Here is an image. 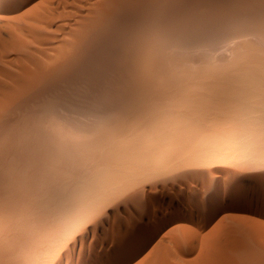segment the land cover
<instances>
[{
    "label": "rangeland",
    "instance_id": "rangeland-1",
    "mask_svg": "<svg viewBox=\"0 0 264 264\" xmlns=\"http://www.w3.org/2000/svg\"><path fill=\"white\" fill-rule=\"evenodd\" d=\"M38 0H4V1H2L1 2V0H0V29L2 30H0V32L2 33H0V35L2 36H0V42L2 43V44H0V48L2 49L3 47L2 46H7V49H6V47H4V49H3V51L5 50V53L0 49V56H2L1 55V53L3 54V56H2V58L0 57V79L1 80H5V81H1L0 80V85L1 86H5V85H12V83L15 81V79L14 78H16V75H17V78H18V75H22V73H23V69H21L22 67H23V65H24V71H25V69L27 70V69H30L31 68V65H32V67L34 66V64L35 63H33L32 64V61L33 60H31V59H34V57H35V59H34V61L35 60H38V62L41 60H45L46 58L47 59H49V58H51V56H54L55 55V51H56V53H57V51L58 50H60L61 49V47L63 48L64 46H66L67 45V43H68V40H67V38L68 39H70L69 37H71L72 36V33H73V35L75 34V33H77L78 32V29L79 28H81L82 26H84V27H86V24L88 23V20H86V19H89V22H90V19H92V17L93 18H95L93 15H94V13L96 14L97 12H95V8H99V5H102V3H104L105 2V0H103V1H101V0H99V4H98V0H39L38 1V5L41 3V6H40V9H39V7L37 6V8H33L32 6H34L35 4H36V2H37ZM94 1V2H93ZM147 1L149 2V3H151V4H147ZM151 1V2H150ZM162 2H164L165 3V0H161ZM173 0H166V5H163L162 4V2H160V0H144V2H141V3H143V4H141V3H139L140 5H137L136 6V8H135V12H134V10L132 11V14H131V12L130 13H125L126 15L127 14H130V15H127V16H120L119 17V19H120V21L121 20H123V19H131V21L132 22H128V23H126L125 22V20L123 21V22H125L126 24H130V25H134V27H135V25H136V27H135V29H137V28H139L140 29V32L141 31H143L144 30V28H145V30H150V29H156V28H158V27H160V25L164 22V23H166L167 22V19H168V17H170L171 15H170V13L172 14L173 12L175 13V12H177L178 11V9H179V13H181V14H183V12H184V14H187V16L185 17H183V15H181L180 14V16H179V19L181 20V22L179 23L180 25H184V23L185 22H187L188 24L186 25V23H185V25L187 26V28H185L186 26L184 25V29L182 30V28H183V25L182 26H180V25H178V29H179V31L178 30H176V32L177 33H179V32H182V33H184L186 36H188V35H194V34H196L197 32H199L200 30H203V29H207L209 26H200V24H198L199 22H197L196 20H192V19H197V17H198V19H199V17L201 16V14L203 15L202 17H206L205 16V12H207V11H204V10H206V9H210L208 12H209V14H207L208 16H212V15H210V13H211V9L212 8H214V5L213 6H211V3L212 2H210V0H207L206 2V4H208V2H209V4L210 5H205V4H203V8L201 7V5H202V3H204V2H200V3H195V2H197V1H203V0H192L191 1V4L190 3H186L187 1H185L184 0V3H183V1H180L179 3L177 2V3H174V5L172 4H170L171 2H172ZM195 1V2H194ZM212 1V0H211ZM6 2V3H5ZM74 2V3H73ZM79 2V3H78ZM95 2H97V3H95ZM101 2V3H100ZM153 2H154V4H153ZM170 2V3H169ZM182 2V3H181ZM188 2H190V0L188 1ZM192 2H193V5H195L196 7L197 6H199L198 7V9L196 10L195 8H191L192 7ZM224 2V1H223ZM33 3V4H32ZM35 3V4H34ZM77 3V4H76ZM83 3V4H82ZM89 3V4H88ZM92 3H94V4H96V5H94V4H92ZM157 3H159V4H157ZM167 3H169V4H167ZM195 3V4H194ZM229 2L228 1H225V4L224 5H226L227 6V4H228ZM2 4V5H1ZM74 4V5H73ZM82 4V5H81ZM176 4V5H175ZM178 4V5H177ZM189 4V5H188ZM233 4V3H232ZM15 5V6H14ZM30 5H31V7H30ZM91 5H93V6H95V8L93 7V6H91L92 7V9H89V11L88 12H90V14L88 13L87 14V10H88V8H91L90 6ZM158 5H160V7H158ZM179 5L182 7H180L179 8ZM188 5V6H187ZM222 6L221 4H218V6ZM229 5H231V3H229L228 4V6ZM83 7V9L84 10H82V7ZM144 6V7H143ZM167 6V7H166ZM172 6V7H171ZM174 6V7H173ZM176 6H178V7H176ZM184 6V7H183ZM205 6H207L208 8H206ZM209 6H211V8H209ZM232 6H234V5H232ZM231 6V7H232ZM255 6H257V5H255ZM255 6H253L254 7V9H255ZM29 9H31V10H28V8ZM76 7V8H75ZM138 7V8H137ZM149 9H148V8ZM156 7V8H155ZM162 7V8H161ZM189 7H190V9L192 10H190L189 9ZM230 6H229V8L227 7V9H226V7H225V9L226 10H229L230 8H231ZM8 8V9H7ZM15 8V9H14ZM80 8V10L78 11V9ZM87 8V9H86ZM94 8V9H93ZM153 8L155 9L154 11H152L153 10ZM186 8V9H185ZM215 8L217 9L218 7H216L215 6ZM212 9V14H215L216 13V15H217V17L218 18H220L222 15L221 14H223V9H222V12L221 13H217L218 12V10L216 11V9ZM222 8H224V7H222ZM11 9V10H10ZM23 9V10H22ZM34 9H39V10H37V11H39V12H36V10L34 11ZM97 9H96V11H97ZM139 9H140V12H138L139 11ZM146 9V11H144ZM151 9V10H150ZM174 9V10H173ZM200 9H203V11H204V14L202 13L203 11L202 10H200ZM251 9H253V8H251ZM253 9V10H254ZM10 10V11H9ZM22 10V11H21ZM27 10V12L29 11V16H25V14L27 15V13L25 12ZM43 10V11H42ZM76 11V13L74 12V11ZM86 10V11H85ZM92 10H94V12L92 11ZM143 10V11H142ZM147 10H149V11H147ZM156 10H158V11H156ZM162 10V11H161ZM176 10V11H175ZM183 10V11H182ZM185 10V11H184ZM190 10V11H189ZM195 10H196V12H195ZM201 12H200V11ZM213 10H215V11H213ZM231 10V9H230ZM30 11H31V14H30ZM73 11V12H72ZM160 11V12H159ZM167 11V12H166ZM182 11V12H181ZM187 11V13H185ZM189 11V12H188ZM19 12H21L20 14H21V16H23L24 17V21L22 20V18L23 17H21V16H19L20 14H19ZM22 12L24 13V14H22ZM32 12H35V13H32ZM41 12H43L42 13V16H41ZM86 12V14H84ZM92 12H93V14H92ZM149 13L150 15H151V18L149 17L150 15L149 14H147V13ZM153 12V13H152ZM159 14H158V13ZM191 12H195L194 14L193 13H191ZM200 12V13H199ZM214 12V13H213ZM73 13V14H72ZM136 13V15H134ZM144 13V14H143ZM155 13V15H153ZM165 15V16H163V17H161L162 15ZM164 13V14H163ZM190 13H191V15H193V16H191L190 15ZM35 14V15H34ZM40 14V15H39ZM147 14V15H146ZM198 14H200L199 16H196V15ZM10 15V16H9ZM30 15L32 16V17H30ZM47 15L48 16H50L48 19L46 18L47 17ZM73 15H76V16H73ZM86 15V16H85ZM88 15H90L91 16V18H90V16H88ZM138 15V16H137ZM142 15V16H141ZM190 15V16H189ZM216 15L214 16V17H216ZM225 14H223V17L222 18H224L225 16H224ZM15 16V17H14ZM21 17V18H19V17ZM38 17L39 19L40 18H44L41 22H40V20H38V18H36V17ZM41 16V17H40ZM85 16V17H84ZM96 16H97V14H96ZM157 16H159V17H157ZM191 17V18H189V17ZM5 17H7V18H5ZM10 17H11V19H10ZM12 17H14V18H18L19 20H21V21H19L18 19H14V18H12ZM26 17V18H25ZM29 17V18H28ZM35 17V18H34ZM78 17H80V18H78L79 19V21H78V19L77 18ZM124 17V18H123ZM130 17V18H129ZM138 17V18H137ZM139 17H140V19H139ZM142 17V18H141ZM144 17H145V19H144ZM149 17V18H148ZM216 17V18H217ZM227 17V16H226ZM263 17V18H262ZM261 17V19H262V21H264V15ZM9 18V19H8ZM28 18V19H27ZM51 18V19H50ZM72 18V19H71ZM81 18H83V19H81ZM123 18V19H122ZM164 18V19H163ZM216 18H215V21H217L216 20ZM222 18H221V20H222ZM228 18V19H227ZM226 18V20H228V21H226L225 20V18L223 19V20H225V21H221L220 20V24H216V23H218V21L217 22H215V25L216 26H218V28L219 29H221L222 30V27L224 28L225 26H227V28H225V30H222V31H220L217 27H215V25L213 24V23H211V24H208V25H211L214 29L213 30H215V28L216 29H218V36H216V38L215 39H219V38H222V40L221 39H219L220 41H222V42H224V35H222V34H225V36H228V40H230V48L229 47H227L228 45H229V43H225V45L223 44V46L222 45H220V44H215V43H217V42H219V40H217V42H216V40H214V38H212V40H211V42H213L214 41V45L212 44V43H210V40L208 41L211 45H213V46H211V47H213L212 48V50H211V53H212V51L214 52V53H212V54H210V56H208L209 54L208 53H210L209 52V45L208 46H204V45H207L208 43H204V45L202 46V45H199L198 47L197 46H195V47H197V50H193V52H195V53H197L198 54V56L200 57V56H202V57H204V56H206L207 57V59L208 60H210V61H207L206 59H204L203 60V58H201L202 60H203V62L201 63V60H200V58L198 59V58H195V57H197V55H195L194 53L193 54H191L192 53V51H190L189 49L190 48H192V46L191 47H187V48H189L188 50L189 51H187V48H185L186 50H185V52L187 53H189V54H191V56H192V58H193V56H194V58H195V60L196 59H198V61L196 60V63L197 64H194V62L193 61H189V62H187V63H192L193 65H196L197 67L199 66V64H198V62H199V60H200V67H205V66H211L210 64L212 63V64H216V65H219V64H223L222 66L223 67H226V66H228V67H231V69H233V67H235V66H237L236 68L238 69L239 67L238 66H241V65H244L245 63L244 62H246V60L248 59V62H247V65H250L251 63V61L255 58H253L252 56V58L251 57H248L249 55H251V50H253L254 51V49L255 50H259V49H261V47H262V45H264V42H263V40H261V39H259L258 38V35H260V33H262L261 31H264L263 29H264V26H263V28L261 27V26H259V24H264V22H262V21H260L261 19H259V22H262V23H255L254 24V27H255V25L257 26H259V28L260 29H258L257 27H255L256 29H254V27H253V29H252V27H250V29H252L251 31H250V29L248 28L249 26H248V24L247 25H244L245 24V22H242L241 23V21H243V19L241 18V20L240 21H238V19H236V21L237 22H235V20H231L230 19V17H227ZM12 19H14L13 20V23L12 22H9V21H12ZM37 19V20H36ZM50 19V20H49ZM69 19V20H68ZM71 19V20H70ZM77 21H76V20ZM138 19V20H137ZM148 19V20H147ZM197 19V20H198ZM48 20V21H47ZM82 20H84V22L82 21ZM136 20V21H135ZM140 20H142V21H140ZM151 20V21H150ZM245 20V19H244ZM15 21H17L16 23H15ZM28 21H32L33 23H36V24H32L31 22V24L29 25V24H27L28 23ZM47 21V22H46ZM51 22V24H50V22ZM85 21H87V23H85ZM119 21V20H118ZM116 22L118 25H119V27H117V26H115V27H117V29H119L120 28V25L122 24V21L121 22ZM137 21H138V23H137ZM147 21V23L149 22V23H152V24H149L148 23V25H147V23H145ZM153 21V22H152ZM163 21V22H162ZM179 21V20H178ZM184 21V22H183ZM189 21V22H188ZM191 21V22H190ZM196 21V22H195ZM18 22H21L20 24H18ZM82 22V23H81ZM223 22H225V24H223ZM232 23V22H235L236 24L235 25H233L234 23H232V24H230V23ZM238 22H240V23H238ZM10 23V24H9ZM13 25H12V24ZM44 23H46V24H44ZM67 23V24H66ZM81 23V25H79ZM115 23V25H117ZM120 23V24H119ZM125 23H123V25H121V28L124 26V24ZM135 23V24H134ZM140 23H141V25H140ZM144 23V24H143ZM156 23V24H155ZM189 23H191V24H189ZM203 23V22H202ZM238 23V24H237ZM247 23V22H246ZM40 25L41 26V28H40V26H38V25ZM78 24V25H77ZM194 24H196V25H194ZM207 23L205 22L204 23V25H206ZM229 24L230 25H232V26H230L229 27ZM248 26V27H245L244 28V26ZM17 25V26H16ZM19 25V26H18ZM35 27H34V26ZM37 25V26H36ZM47 25V26H46ZM75 25V26H74ZM198 25H199V27H198ZM201 25H203V24H201ZM222 25V26H221ZM224 25V26H223ZM239 25H240V27H239ZM9 26L11 27V28H9ZM111 26H114V24L113 25H111ZM209 27V31H213L212 30V27ZM236 26V27H235ZM16 27H18V28H16ZM45 28L44 30H43V28ZM68 27V28H67ZM103 27V26H102ZM102 27H101V29H102ZM106 27H107V25H106ZM115 27H113V28H115ZM180 27H181V30H180ZM203 27V28H202ZM237 27H238V29H237ZM243 28V29H240V30H242V32H244V33H242L241 31V33H240V35L241 36H239V33L238 34H233V35H230V33L233 31V32H235L234 30H239V28ZM3 28V29H2ZM7 28H8V30H7ZM16 28V29H15ZM20 28V29H19ZM73 28H74V30H73ZM78 28V29H77ZM150 28V29H149ZM188 28H189V32L187 31L188 30ZM194 30H193V29ZM233 28V29H232ZM246 28H248L247 30H249V31H247L246 30ZM10 29V30H9ZM17 29H19V31L17 30ZM64 29V30H63ZM81 29H84L83 27L81 28ZM80 29V30H81ZM105 29V28H104ZM139 29L138 30H136L137 32L136 33H138V35H140V32H139ZM228 29V30H227ZM229 29H231V32H228L229 31ZM258 29V30H257ZM79 30V31H80ZM99 30V31H98ZM125 29H123L122 31H124ZM191 30H193V31H191ZM244 30V31H243ZM15 31V32H14ZM17 31V32H16ZM66 31V32H65ZM73 31V32H72ZM102 31V30H101ZM100 31V28H96V31H92L91 33L93 34V36H94V34H100V36L98 37V35L97 36H94L95 37V39H94V37L92 36L90 39H91V41L94 39V40H97V41H99V42H95L94 40H93V43L95 42V44H94V46H89V47H91V48H88L87 47V45H84V46H86L87 47V49L86 48H82V50L80 51L81 53H84V49L86 50L85 51V54H87V56L88 55H91L92 54V57H87L86 58V55H85V57H84V55L81 57L82 59H80V58H77V57H74L73 59H72V63L73 62H76V63H71V67L72 66H74V67H72V69H71V71H73V72H71V71H68V67L70 66V63L68 64L69 66H66V67H64L63 69L62 68H58V70L57 69H55V70H53L54 71V73H53V71H52V69H51V73L53 74H51V76H53V77H49V78H52L53 80H51V79H49V80H44L45 82H43L44 84L42 85V82H41V84L40 83H38L39 84V86L41 87H37L38 86V84L36 85V87H35V89H39L38 91H35V92H37V94H39L38 95V97L37 96H35V98L37 97V98H39L38 100H39V102H38V100H37V98L35 99V102L33 101V104H30L32 107H33V109H36V111L35 110H33V109H30L31 108V106L29 105H26V107L25 106H21L20 107V105H21V103H19L20 102V100H18L17 98H19V99H21V101L24 103V105L25 104H28V102L30 101V99L32 100V98L33 97H31V96H34V95H31L33 92H31L30 93V90L29 91H25V93H22V95H21V97H20V94H18L19 95V97L18 96H16V98H14L15 100H14V103H16V105H14L15 107L16 106H18V107H20V108H18V109H21L22 110V108H23V110H22V112L24 111L25 113H26V115H23L24 113H22L20 110V113H21V115H20V113H19V111H18V109L16 110L18 113H16V111H13V110H15V107L13 106V104L14 103H12L11 105V108L12 107H14V109L13 110H11V111H13V113H14V115L17 117V118H14L15 120L16 119H20L21 117V120H16V122H14V121H12L11 123H9L7 126H6V128H5V130H7L6 132L5 131H3V129L1 130L2 132H1V134H0V140L2 139V141H0V161H2L0 164V168L2 167V170L0 169V193H2V194H0L1 196H0V198H2V201H1V199H0V202L2 203H0V206H2V207H0V210H4V211H6V209L9 207L8 206V204H10L11 205V207H10V209L12 210V215H14V216H11V218H10V220H9V225L10 226H12L11 228H10V226H9V231H12V233H14V231L16 230V236H15V238L14 239H16V237L18 236V244H17V246H15V247H17V249L16 248H14V253H15V255H17L16 257H15V259H16V264H55V262H56V264L58 263V262H64V260L66 261L67 259H75V257H76V255L80 252V247L82 248V250H84V249H86V247L88 246V247H91V249L93 248V260L95 261L94 263L95 264H244V263H242L241 261H239L237 258H236V256H237V254L238 255H240L239 254V252H238V249H239V247H240V252H241V249L243 250H246L247 248H244L243 247V244H244V241L246 242V244L248 243V249L249 250H252L251 249V246L253 247V251L255 250H260V249H262L261 251H264L263 249H264V244H262V243H264V163H262V161L264 160H262V161H259V160H261L262 158H263V156H264V149H263V146H264V129H262V128H264L263 127V125H264V118H262L261 116H260V119L259 120H256V119H253V120H251V118L249 119V116L248 117H245L246 119V122L248 123V125L249 124H253V125H249V126H246L245 128H249L248 130L247 129H244V130H247L248 131V133H247V135H246V132L247 131H242V132H244V133H240V132H238L239 130H238V128L236 127V126H234V124L233 125H231L232 123H229V121H228V123L225 125V127L227 126V125H230V126H228V127H224L223 128V124H221L222 122H221V120H218V122H220L218 125L216 124V125H214V123H205L204 124V120H203V118L201 119V121H203V124H202V122L199 120L198 121V123L199 122H201V123H199L198 125H201L199 128H197V125L196 126H194V124H193V126L192 127H196L194 130H190V131H193L194 133L196 132V134L198 133V134H200V136L202 135L203 136V132H206L205 131V129H206V127H207V125H208V127H207V131H209V130H225L226 132L228 131V129H229V131H230V129H231V131H230V133L229 132H227V133H229L228 135L227 134H223V135H219V133L218 132H215V133H213V136H214V134H216L215 135V137L218 139V142L220 141V143L219 144H210V146H209V149L208 150H206V151H203V150H201L202 149V147H199V145L197 144L196 145V143H198L199 142V140L197 139L199 136H198V134H197V138L195 137V139L193 138L194 137V134H193V137H192V135H190L191 137H192V139L190 138V140H189V138H187L189 135H187L186 136V139H185V135L184 134H186L185 133V131H186V129L185 130H183L184 131V134L182 133V135L180 134L181 132H182V130H180L181 132H179V130H175L174 131V129H172L171 127L170 128H168V129H172V131L171 130H169V132L171 133V134H173V133H175L176 135H177V137H179V136H181V138L183 137V140L179 137L178 139L180 140H182V141H179L178 139H176V140H178V141H175L176 143L175 144H177V145H179L181 142H183V143H181L182 144V147L181 146H177L178 147V149L174 152V154L175 155H170L169 156V154H170V151H167V152H169V154L168 153H166V152H164L163 150H164V147H166L165 148V151H166V149H167V147H169L170 146V144L172 143L170 140H172L173 138H176V137H173V136H169V134L167 135L166 133V135L167 136H165L164 138L166 139V138H169V141H167V143L168 142H171V143H169V144H165V143H163V147H162V149H161V151H159V152H161V154H162V152H163V154H164V157H163V159H161L162 161H164V162H162V161H159V163H155L156 165H158V171H157V168L155 167L156 165L154 164L153 165V161L151 160L152 158L151 157H149L147 154L145 155L144 154V156H146V157H141L142 159V163H144V164H141V166H139L138 168V170H141V172H140V175H138L137 173H134V172H136L134 169H131L130 170V172H131V174H137V176L138 177H136L135 178V176L132 178V176H131V174L129 173V168H128V170H127V168L125 169V170H127V172L129 173L128 175H130V176H128V178H126V180H127V182H124L123 183V179H121L122 181L120 182V179L118 180V179H116L115 181L113 180V178L110 176L109 178H111V179H109L108 178V180H109V182H111V186L107 189H104V190H100V186L98 185V184H100V183H103V182H101L102 180H105V182H107L106 180V178H104L103 179V177L105 176V175H102V173L100 172L101 171V168L104 166V163H105V165L106 166H109L108 164H110V166L111 165H118V162L119 161H117L116 160V155L118 156V154H116V152L118 151V149H117V147L116 146H118V145H114V147H116V148H114V149H116V151L113 149V142H111V141H113L114 139H115V144H118V141H117V139L118 138H116V137H118L117 136V133L119 134V132L117 131V130H122V128L124 129V131L127 129V130H130L129 129V127H130V125H131V127L132 126H134L133 124H135V122H136V124H135V126H137V125H139V124H141V121H142V119L144 120L145 119V121L147 120V118H148V121H146V123L148 122V123H152V121H153V123H152V125L154 124H157L158 125V123L160 122L157 118H154V119H156L155 120V123H154V119L152 118V115H150L149 113H150V110H149V108H150V106H152L153 107V105H149L148 103L149 102H151V103H153V104H157L158 102H157V100L159 101L160 100V97H162V98H164V96L166 95V94H168V92L167 91H169L170 89L171 90H173L174 89V87H176V83H173V85L171 86L172 88H170L169 87V85H168V87L170 88H168V90H167V84H162L161 86H159V87H157L159 90H162V91H159L158 89H154V90H156V91H151L152 93V96L151 97H147L146 96V94L147 95H149L150 93H149V91H147V90H150V89H152V87H146V88H144V86H142V88L144 89H142V88H140L141 86L140 85H144L145 83H140V81H137V80H140V78H138V77H140L141 75H139L140 73H141V71L143 70V69H146V66H147V64H148V67H152V65L153 66H155L154 64H159L160 62H163V60H165V59H167L168 57H166V55H164L163 57L161 56V58L159 57H157V55L156 54H153L152 52H151V54H150V52L148 53V51L147 52H145L144 54L145 55H140L141 53L140 52H138V53H136L135 51H134V47H132V45H131V41H132V44H133V39H137L139 36L137 35V37L136 36H134V34H135V30L133 31V34H127V31L125 32L126 34H127V38H128V35H129V37L130 36H132L133 37V39L131 40V41H129L128 42V40H130V38L129 39H127L126 41L128 42V45H127V43H126V41H125V43H123V41L122 40H118L117 42H115V41H108V42H111V43H106L105 42V40L107 39H105L104 38V40L103 39H101L102 37H104V36H106V34H105V32L107 33V31H106V29L105 30H103V33L105 34L104 36H102L101 37V33H99V32H101ZM120 31V32H119ZM121 31V29H119V30H117L116 32H117V34L119 33L120 34V36H121V33H124V32H122ZM196 31V32H195ZM245 31H247V32H245ZM257 31V32H256ZM5 32V33H4ZM97 32V33H96ZM217 32V31H216ZM213 33V34H217V33ZM255 32V33H254ZM4 33V34H3ZM19 33V34H18ZM132 33V32H131ZM193 33V34H192ZM247 33V34H246ZM251 33V34H250ZM18 34V35H17ZM108 34V33H107ZM232 34V33H231ZM17 35V36H16ZM71 35V36H70ZM103 35V34H102ZM125 34H123V36H124ZM229 35H230V37H229ZM238 35V36H237ZM245 35V36H244ZM13 36H15V37H13ZM21 36V37H20ZM22 36H24V37H26V38H23ZM64 36V37H63ZM68 36V37H67ZM116 36V35H115ZM118 37H119V35H117ZM116 36V37H117ZM126 36V35H125ZM125 36H124V38H125ZM220 36H222V37H220ZM231 36H233V38L231 37ZM249 36V37H248ZM255 36V37H254ZM20 37V38H19ZM62 37H63V39H62ZM67 37V38H66ZM134 37H136V38H134ZM241 38V39H239V38ZM246 37V38H245ZM251 37L253 38V40L251 39ZM257 37V38H256ZM4 38V39H3ZM13 38V39H12ZM16 38V39H15ZM28 38V39H27ZM238 38V40L236 41V39ZM249 38H250V40H249ZM9 39H11L10 41H11V43H10V41H9ZM19 39H21V41L22 42H20V40ZM23 39V40H22ZM24 39H27L26 41H24ZM30 39V40H29ZM65 39V40H64ZM100 39V40H99ZM232 39V40H231ZM257 39V40H256ZM31 40H33L32 42H33V44H32V42H30ZM108 40V39H107ZM106 40V41H107ZM134 40V41H135ZM226 40V39H225ZM250 41L251 43H252V47H253V45H254V48L252 49V47L251 46H249L248 44V49H249V47H251V49H249V51H248V49H246V50H244V52H242V50L244 49L243 48V44L241 43V41L243 42V43H245L246 41ZM259 40V41H258ZM4 41H6V42H4ZM16 41H18V42H16ZM102 41H104V42H102ZM120 41H122V43L120 42ZM232 41H234V42H232ZM238 41H239V43H238ZM253 41V42H252ZM255 41H258V43L257 42H255ZM7 42H9V45H7L8 43ZM14 42L16 43V46L14 45ZM26 42H28V44L29 43H31V44H29V45H32L33 46V48H32V46H29ZM67 42V43H66ZM115 42V43H114ZM119 42V43H118ZM221 42V43H222ZM250 42H246V43H249V44H251ZM255 42V43H254ZM3 43L5 44V45H3ZM7 43V44H6ZM18 43H21L19 46H21V45H23V47H26V48H28L29 47V49H25V48H23L22 47V49L23 50H21L20 51V48L21 47H19L18 46ZM50 43H52V44H50ZM60 44V46H59V44ZM63 43H66V44H64V46L62 45ZM101 43V44H100ZM113 43V44H112ZM232 43V44H231ZM237 45H236V44ZM260 43H262V44H260ZM26 46H25V45ZM39 44V46H37ZM51 46H53V47H51ZM105 44H107V46L105 45ZM120 44V45H119ZM122 44V45H121ZM123 44H125V46L123 45ZM234 44V45H233ZM242 44V45H241ZM260 44V45H259ZM2 45V46H1ZM15 47H14V46ZM35 45V46H34ZM46 45V46H45ZM93 45V44H92ZM95 45H96V47H98V45H99V50H100V48L102 49V51L100 50V51H97L96 49V47H95ZM102 45V46H101ZM111 45V46H110ZM119 45V46H118ZM127 45V46H126ZM130 45V46H129ZM227 45V46H226ZM239 45V46H238ZM246 44H244V47H246L247 46ZM257 47H256V46ZM259 45V46H258ZM9 46V47H8ZM50 48H48V47ZM55 46L57 47V48H55ZM101 46V47H100ZM115 46V47H114ZM129 46V47H128ZM219 46V47H218ZM221 46V47H220ZM233 46H235L237 49H235V47H233ZM240 46H242V50H241V47ZM12 47V48H11ZM14 47V48H13ZM17 47H19L18 48V50L16 51V49L15 48H17ZM36 47V48H35ZM46 47V48H45ZM60 47V48H59ZM95 47V51H93V48ZM104 47H110L109 48V50L107 49V48H104ZM118 47V48H117ZM119 47H122V48H119ZM131 47V49H133V51L130 49V50H128L129 48ZM216 47V48H215ZM231 47H233L232 49H231ZM40 48H42L41 49V51H40ZM44 48V49H43ZM54 48V49H53ZM116 48V49H115ZM125 48V49H124ZM218 48V49H217ZM221 48V49H220ZM223 48H226L225 49V52H224V50H223ZM10 49H11V51H10ZM24 49H25V51H24ZM34 49L36 50V51H34ZM47 49V50H46ZM56 49V50H55ZM88 49H90V51L88 50ZM110 49H111V51H110ZM114 49V50H113ZM117 49H119V51L121 52V53H119V51L117 50ZM193 49V48H192ZM191 49V50H192ZM195 49V48H194ZM198 49H199V51H200V53L201 54H199L198 52ZM201 49V50H200ZM202 49H204V50H202ZM229 51H228V50ZM235 49V50H234ZM262 49H264V48H262ZM262 49L261 50H257L258 51V53L256 54V52L254 53V54H256V55H254V56H259V54H264V50L262 51ZM29 50V51H28ZM51 50V51H50ZM89 51V53H91V51H92V53L91 54H89L88 53V51ZM109 51V52H105V51ZM113 50V51H112ZM124 51L125 52V54L124 53H122V51ZM129 52H128V51ZM136 50V49H135ZM207 50H208V53H206L207 52ZM216 50H218L219 52L221 51V50H223L221 53H219V52H217ZM226 50H227V52H229L230 53V55L233 57H231L230 59H229V57H230V55H229V53H227L226 52ZM237 50H241V52H239V51H237ZM9 51H10V53H9ZM28 51V52H27ZM42 51H43V53H42ZM47 51V52H46ZM116 51V52H115ZM118 51V52H117ZM130 51L132 52V53H130ZM182 51H183V49H182ZM198 51V52H197ZM205 53H204V52ZM233 51V52H232ZM236 51V52H235ZM17 52H18V54H17ZM22 52V53H21ZM24 52V53H23ZM25 52H27L26 54H25ZM33 52V53H32ZM37 52V54H35ZM51 52H52V54H51ZM95 52V53H94ZM104 52V53H103ZM112 52V54H118L119 53V57L117 56V54H116V56L117 57H115V55H113L112 56V54H109V53H111ZM128 52V53H127ZM223 52H224V54L225 55H228L227 56V58L229 59V60H226L227 58H225V55L223 54ZM232 52V53H231ZM246 52H247V54H248V56H247V54H246ZM251 52V53H250ZM260 52V53H259ZM12 53V54H11ZM32 53V54H31ZM46 53V54H45ZM49 53L51 54V56L49 55ZM97 53V54H96ZM101 53V54H100ZM133 53H135V54H133ZM147 53V54H146ZM181 52H179V54H180ZM184 52H182V54H183ZM186 53H184V54H186ZM187 53V55H186V57L185 58H188V60H189V58L190 57H188V54ZM219 53V54H218ZM237 55H236V54ZM240 53V54H239ZM246 55H244V54ZM13 54H14V56H13ZM22 54V55H21ZM25 56H24V55ZM33 54H35V55H37V56H34ZM38 54H40V55H38ZM94 54L95 55H97V56H94ZM105 54V55H104ZM121 54V55H120ZM126 54H128L127 56H126ZM130 54V55H129ZM182 54H180V55H182ZM184 54L182 55V56H184ZM206 54V55H205ZM208 54V55H207ZM222 54V55H221ZM9 55V56H8ZM27 55V56H26ZM29 55V56H28ZM30 55H32V57L30 56ZM48 55H49V57H48ZM100 55L102 56L103 55V57H102V59H101V57H100ZM108 55H111V56H109V57H111V58H113L114 59V61H112L111 60V58L109 59L107 56ZM124 55V56H123ZM133 55V56H132ZM139 57H138V56ZM148 55V56H147ZM155 55H156V57H155ZM168 55V54H167ZM212 55H213V57H212ZM217 55V56H216ZM220 55H221V59H222V61H220L219 59H220ZM235 55V56H234ZM239 55V56H238ZM242 55V57H240ZM6 56H8V57H6ZM44 56V58H42ZM47 56V57H46ZM125 56L127 57V60H126V58H125ZM135 56V58H133ZM137 56V57H136ZM143 56H145V58H147V59H143L144 57ZM190 56V55H189ZM216 58H215V57ZM219 56V57H218ZM262 56V55H261ZM260 56V57H261ZM264 56V55H263ZM10 57V58H9ZM29 57V58H28ZM83 57H84V59H83ZM96 57V58H95ZM99 57V58H98ZM120 57H121V59H120ZM124 57V58H123ZM205 57V58H206ZM210 57H212V58H215V59H217L216 61L215 60H213L212 58H210ZM223 57V58H222ZM236 57V58H235ZM238 57H240V58H238ZM7 58V59H6ZM21 58V59H20ZM22 58H23V60H22ZM30 59L31 60V62L29 63V61L27 60V59ZM42 58V59H41ZM86 58V59H85ZM116 58H118V59H116ZM129 58V59H128ZM133 60H132V59ZM219 58V59H218ZM240 60V61H242V64H240L241 62H238V59ZM242 58V59H241ZM246 58V59H245ZM250 58V59H249ZM262 58H264V57H262ZM4 59H6V60H4ZM13 59L14 61H11V60ZM77 59V60H76ZM80 59V60H79ZM92 62V63H95V64H92L89 60ZM92 59H95L94 61L92 60ZM108 59V60H107ZM136 59V60H135ZM138 59V60H137ZM144 61H146L147 60V63H143V60ZM151 59V60H150ZM245 59V60H244ZM8 60H10L9 62H7ZM20 60V61H19ZM82 60V61H81ZM84 60H85V62L86 63H84ZM103 60V61H102ZM142 60V62H140V64H139V61H141ZM159 62H158V61ZM213 60V61H212ZM2 61H4L3 62V64H2ZM40 61V62H41ZM79 61V62H78ZM88 61H89V63H88ZM97 61V62H96ZM101 62V64H100V62ZM105 61H106V63H105ZM107 61H109V63L107 62ZM115 61H116V64H115ZM121 61V62H120ZM125 61V62H124ZM126 61H130V62H126ZM133 61V66H131L132 68H129L130 66H128V65H132V62ZM137 61V62H136ZM149 61V62H148ZM153 61H154V64H153ZM157 61V62H156ZM212 61V62H211ZM217 62V63H215V62ZM228 61V62H227ZM8 63V65H7V63ZM11 62H14V68H13V64L11 63ZM15 62H17L16 63V65H15ZM25 62V63H24ZM37 62V61H36ZM82 64H81V63ZM103 62V63H102ZM114 62V63H113ZM120 62V63H119ZM205 62V63H204ZM220 62V63H219ZM223 62H227V65H226V63H223ZM235 62V63H234ZM28 63L30 64V65H28ZM97 63H98V66H96L97 65ZM118 63V64H117ZM122 63V64H121ZM124 63V64H123ZM138 65H137V64ZM189 64V65H192V64ZM204 63V65H202ZM210 63V64H209ZM232 63V64H231ZM244 63V64H243ZM252 63H253V61H252ZM37 64V63H36ZM75 64H76V66H75ZM79 64V65H78ZM87 64H88V66H87ZM108 66L109 65V67H107L106 65ZM116 65V67L118 66V65H120V66H118L119 67V69H118V67H117V69H115V65ZM144 64H146V65H144ZM184 64H186V62L184 63ZM231 64V65H230ZM236 64V65H235ZM240 64V65H239ZM19 65H21V66H19ZM78 65V66H77ZM83 65H86L87 67L85 68ZM95 65V66H94ZM101 65V66H100ZM103 65V66H102ZM104 65H105V67H104ZM112 65H114V69L112 70V68L111 67H113ZM121 65H122V67H121ZM126 66V67H124V66ZM134 65H136V66H134ZM144 66V68H143V66ZM188 65V64H187ZM187 65H184V68H185V66L187 67ZM192 65V67L194 68V67H196V66H193ZM246 65V64H245ZM3 66H6V67H4L3 68ZM12 66V67H11ZM27 66H29V67H27ZM111 66V67H110ZM141 66V67H140ZM9 67V68H8ZM10 67L11 68H13V69H10ZM27 67V68H26ZM101 67H103L104 69H102ZM128 67V68H127ZM134 67V68H133ZM191 67V68H192ZM243 66H241L240 68H242ZM10 69V70H8V69ZM83 68V69H82ZM91 68V71L89 70ZM106 68V69H105ZM125 68H127V70L129 69V71H126V69ZM136 68V69H135ZM142 70H141V69ZM199 68V67H198ZM79 69V70H78ZM122 69H124V70H122ZM186 69V68H185ZM229 69V68H228ZM6 70V71H5ZM13 70V72H11ZM22 71V73L20 72V71ZM56 70L57 71H59V73L60 74H57V72H56ZM70 70V69H69ZM101 70V71H100ZM105 70V71H104ZM118 70H121V71H119L118 72ZM131 70H133V71H131ZM138 70H139V74H138ZM14 71H16V72H14ZM79 71H81V72H79ZM86 71V72H85ZM109 73L110 71V73L108 74L107 72ZM114 71V72H113ZM122 71H124L123 73H122ZM131 71V72H130ZM5 72V73H4ZM101 72V73H100ZM117 72V73H116ZM128 72V73H127ZM137 72V73H136ZM73 73V74H72ZM80 74L79 76H78V74ZM113 73V74H112ZM120 73H122L121 75H120ZM4 74V75H3ZM9 74V75H8ZM11 74V75H10ZM12 74H14V78L12 79L11 77L13 76ZM89 74V75H88ZM92 74H94V76L92 75ZM105 75V76H103V77H101L102 75ZM114 75L112 78H115V81L116 82H114V79L112 80V78L111 79H109V77H111L112 75ZM124 74H128V75H124ZM130 74V75H129ZM135 74V75H134ZM137 74V75H136ZM54 75H55V77H54ZM77 75V76H76ZM95 75H97V76H95ZM108 75V76H107ZM111 75V76H110ZM117 75H119V76H117ZM132 75V76H131ZM134 75V76H133ZM139 75V76H138ZM7 76V77H6ZM23 76V75H22ZM21 76V77H22ZM86 77V78H84V77ZM87 76H88V78H87ZM92 76V77H91ZM98 76H100V80H98L99 79V77ZM122 76V77H121ZM126 76V77H125ZM181 76V75H180ZM4 77V78H3ZM20 77V76H19ZM20 77V78H21ZM73 77V78H72ZM79 77V78H78ZM81 77L84 79V80H81ZM95 78V77H97V78H95V80L94 79H91V78ZM107 77H108V80H110V82L108 81V80H106L107 79ZM116 77H117V79H116ZM130 77V78H129ZM7 78L9 79L8 80V82H7ZM16 78V79H17ZM55 78H56V80H55ZM71 78V79H70ZM75 78V79H74ZM89 78H90V81H89ZM104 78V79H103ZM120 78H123V80H121ZM124 78H125V80L126 79H128V80H126L128 83H127V86H125V81H124ZM12 80V82H11V80ZM64 79V80H63ZM78 79V80H77ZM97 79V80H96ZM129 79H136L134 82L136 83V82H138V84L139 85H137V83L134 85V84H132L133 82H132V80L130 81ZM190 80H191V78H189ZM197 80H198V78H196ZM196 79H194L193 78V80H192V82H194V80L197 82V80ZM58 80V81H57ZM60 80V81H59ZM96 82H94V81ZM106 80V81H105ZM114 82V84L115 85H112L113 86V88H112V86H111V84L113 83L112 81ZM123 82V83H125V84H123L121 81ZM142 80V79H141ZM48 81V82H47ZM62 81V82H61ZM65 81V82H64ZM71 81H73V82H71ZM92 81V82H91ZM103 81H104V84H102L103 83ZM2 82L4 83V85H2ZM5 82H6V84H5ZM11 82V83H10ZM46 82H47V84L48 85H50L49 87H48V85L46 84ZM60 82V83H59ZM66 82H68V83H66ZM88 82H91L90 84H91V86H90V84L88 83ZM94 82V83H93ZM98 82H100V83H98ZM117 82H119V83H121V84H119V83H117ZM130 82H132V83H130ZM188 82H190V83H192L191 81H188ZM195 82V83H196ZM7 83H9V84H7ZM54 83V84H53ZM63 83V84H62ZM64 83H65V85H64ZM107 83H110V86H109V84H107ZM45 84H46V87H45ZM60 85V87H59V85ZM74 84V85H73ZM81 84V85H80ZM84 84V86H82ZM86 84H88V85H86ZM94 84H96V86L94 85ZM102 84V85H101ZM123 84V85H122ZM62 85V86H61ZM67 85H68V87H67ZM78 85V86H77ZM116 85H118L117 87H118V89H116L117 87H116ZM130 85H132L131 87H130ZM134 85V86H133ZM163 85H164V87H163ZM67 87V88H69V89H67V88H61V87ZM74 87V89H72L73 87ZM77 86V87H76ZM87 86H89V87H87ZM101 88H99V87ZM105 86V87H104ZM124 86V87H123ZM140 86V87H139ZM43 87V88H42ZM47 87L48 88H51V89H53L52 91L49 89V91L50 92H46V90H47ZM52 87H54V88H52ZM57 87V88H56ZM98 87V88H97ZM102 87H104V88H102ZM114 87H116V88H114ZM123 87V88H122ZM126 87H127V89H126ZM129 87H130V89H129ZM134 87H136L135 89L136 90H138V91H136V92H133V91H135V89H133ZM139 87V88H138ZM60 88V89H59ZM78 88V89H77ZM87 88H89V89H87ZM112 88V89H111ZM161 88V89H160ZM165 89L164 91H166L165 92V94H164V91H163V89ZM43 89V90H42ZM44 89H46L45 90V94H44ZM56 91H55V90ZM94 89V90H93ZM97 89H98V93L97 94H95V93H93L92 94V92H97ZM114 89V90H113ZM121 90L122 92H123V94H122V92H119L118 90ZM132 89V90H131ZM141 89V90H140ZM147 89V90H146ZM71 90V91H70ZM73 90V91H72ZM90 92H88V91ZM124 90V91H123ZM126 90H127V92H126ZM140 90V91H139ZM147 91V93L145 94V96H144V93H142L141 94V91ZM153 90V89H152ZM54 91V92H53ZM61 93H60V92ZM64 91H65V93H64ZM75 91V92H74ZM99 91H100V93H99ZM110 91H112V93L114 94H112V93H110ZM114 91V92H113ZM116 91H118L117 93H116ZM130 91V92H129ZM142 91V92H143ZM157 91H159V92H157ZM43 93L42 95H40V93ZM155 92V93H154ZM157 92V93H156ZM162 92V93H161ZM28 93V94H27ZM29 93H30V96L28 97V95H29ZM50 93V94H49ZM57 93V94H56ZM67 93V94H66ZM70 93V94H69ZM74 94V96H73V94ZM77 93V95H75ZM88 93V94H87ZM108 93V94H107ZM132 95H131V94ZM136 93H139L141 96H144L145 97V100H146V98H147V100H149V102H145V104H144V102H143V100L141 99V98H143V97H141L140 98V96H138ZM160 93V94H159ZM26 96V98H25V96ZM52 94H54V95H52ZM60 94H62V95H60ZM85 95V97H84V95ZM117 96H116V95ZM135 94H136V96L137 97H139L140 99H138V98H136V96H135ZM157 96L158 95V97H159V99H158V97H155V95ZM164 94V95H163ZM48 95V96H47ZM70 95V96H69ZM78 95H82V96H78ZM91 95L93 96V97H91ZM107 96V98L108 99H110V101L109 100H107V98H106V100H105V97ZM120 95H124L125 96V98L123 97V96H120ZM126 95H129V97L128 96H126ZM40 96H41V98H40ZM51 96V97H50ZM52 96L53 97H55L56 99L57 98H59V99H61V98H64L65 99V101H59V100H57V101H59V104H56V105H61V102H63L62 103V106L60 107V109H59V107L58 106H56V107H58L57 109H55L56 107L54 106L53 107V104L51 103L53 100L55 101L56 99L54 98H52ZM67 98H66V97ZM116 96V97H115ZM133 96L136 98V100L133 98ZM264 96V95H263ZM262 96V97H263ZM28 97V98H27ZM49 97V98H48ZM94 97H96V98H94ZM104 99H102V98ZM111 97V98H110ZM118 97V98H117ZM122 97L123 99H124V101H123V99L120 98ZM166 97V96H165ZM168 97V96H167ZM44 98V99H43ZM50 98H52V99H50ZM80 98V99H79ZM83 98V99H82ZM94 98V99H93ZM100 100H99V99ZM131 98V99H130ZM152 98V99H151ZM154 98V99H153ZM155 98H157V100L155 99ZM28 100V101H26V100ZM42 99L44 100V101H42ZM46 99V100H45ZM63 99V100H64ZM74 99H75V101H74ZM85 99V100H84ZM97 99V100H96ZM119 99H120V101H119ZM134 101H133V100ZM144 99V98H143ZM33 100H34V98H33ZM69 102H68V101ZM103 100V101H102ZM117 100H118V102H119V104H118V102H117ZM130 100H132V102L130 101ZM137 100H138V102H137ZM139 100H141L140 102H139ZM144 100V101H145ZM150 100H152V101H150ZM155 100H156V102H155ZM262 100V99H261ZM263 100H264V97H263ZM19 101V102H18ZM54 101H53V103H54ZM79 101V102H78ZM94 101V102H93ZM97 101H99V102H97ZM115 101L117 102V103H115ZM130 101V102H129ZM182 101V100H181ZM181 101H180V103H179V106H178V104L176 103V104H174L173 105V103H171L170 102V105L172 104V106L173 107H177V108H180V106H182V103H181ZM13 102V101H12ZM17 102L19 103V105H17ZM27 102V103H26ZM42 102V103H41ZM45 102V103H44ZM46 102H49V104L47 103V106H51V108L53 109V110H49V108H46L47 106H46ZM64 102L66 103L65 105H63L64 104ZM77 104H76V103ZM93 103V104H90V103ZM101 102V103H100ZM119 107V108H117V109H119L115 114H116V117H115V114H113L112 115V119H111V117H110V120H108V124L107 125H105V126H107L106 128H105V126H103V124H102V122L100 123L99 121V123H97V119H96V117L95 116H99V114L101 113V111L102 112H104V110L103 109H107V110H109V109H111V107L110 106H114L113 104L114 103ZM123 102H125V104L123 103ZM136 102V103H135ZM263 102V104L261 105H259L260 107V110L259 111H261L262 112V109H264V101H262ZM261 102V103H262ZM22 103V104H23ZM29 103H32V101L31 102H29ZM75 103V104H74ZM86 103H88V104H86ZM95 103V104H94ZM105 103V104H104ZM128 103V104H127ZM135 103V104H134ZM138 103H142V105L144 104V107H143V109L146 107L147 108V105H149L148 106V111H149V113H147V110H146V108L144 109V110H146V111H144V112H146V113H143V112H141L137 117L136 116H134L135 114H134V109L137 107L136 105L138 104ZM147 103V104H146ZM236 103V104H235ZM234 104H233V108H234V110H237V109H241L240 107V104L238 105V103L237 102H235ZM35 104V105H34ZM40 104V105H39ZM41 104H42V106H43V104H45L44 106H43V108H42V106H41ZM52 104V105H51ZM72 104H74L73 106H72ZM80 104V105H79ZM96 104H98V105H96ZM101 104V105H100ZM112 104V105H111ZM131 104V105H130ZM37 105H39L38 107H40L41 108V110H40V112H39V109L40 108H37ZM55 105V104H54ZM71 105V106H70ZM76 105V106H75ZM86 105V106H85ZM92 107H91V106ZM96 107H95V106ZM122 105V106H121ZM136 107H135V106ZM175 105H177V106H175ZM232 105V104H231ZM235 105H236V107H235ZM34 106H36V107H34ZM66 106V107H65ZM68 106V107H67ZM84 108H82V107ZM88 106V107H87ZM98 106V107H97ZM103 106H104V108H103ZM107 106V107H106ZM127 106V107H126ZM129 106V107H128ZM133 107V109H130L131 107ZM139 106H140V104H138V107L136 108L137 110H138V108H139ZM140 106V108L142 109V107ZM155 106H157V105H154V107L153 108H155ZM171 106V107H172ZM238 106H239V108H238ZM24 107H25V110H24ZM29 108L28 109V112L29 111H31V112H26V108ZM87 107V108H86ZM135 107V108H134ZM261 107H262V109H261ZM50 108V109H51ZM67 108V109H66ZM72 108H74V109H72ZM79 108H80V110H79ZM83 110H86V111H83ZM95 108V109H94ZM97 108H98V110H97ZM109 108V109H108ZM122 108V109H121ZM124 108V109H123ZM126 108V109H125ZM129 108V109H128ZM139 108V109H140ZM237 108V109H236ZM258 108V109H259ZM44 109V110H43ZM46 109H48L50 112L49 113H47V111L48 110H46ZM59 109V110H58ZM76 109H78L77 111H76ZM91 109H92V111H91ZM100 109V110H99ZM106 109H105V111H106ZM140 109V110H141ZM151 109V108H150ZM182 109V108H181ZM32 110H33V112H32ZM43 110V111H42ZM57 110L58 111H60L59 113L57 112ZM68 110V111H67ZM72 110V111H71ZM124 110V111H123ZM131 110H132V112H131ZM137 110H136V113H137ZM140 110L138 111V112H140ZM152 110V109H151ZM154 110V109H153ZM35 111V112H34ZM42 111V112H41ZM44 111L47 113V114H49V116L48 115H45L46 113H44ZM52 111V112H51ZM63 111V112H62ZM69 111H71L70 112V114H69ZM78 113H76V112ZM88 111V112H87ZM92 113V112H94L93 114H91L90 112ZM97 111V112H96ZM122 111V112H121ZM126 111V112H125ZM143 111V110H142ZM239 111H241V110H239ZM36 112H39V113H36ZM55 112H57V113H55ZM68 113V116H67V113ZM75 112V113H74ZM86 112L88 113V114H86ZM120 112L122 113V114H120ZM133 113V116L131 117V114L129 115V117H128V115L127 114H129V113ZM224 112V111H223ZM31 113V114H30ZM36 113V114H35ZM62 113V114H61ZM64 113H65V115H64ZM71 113H73V114H71ZM86 115H85V114ZM89 113H90V115H89ZM104 113H106V112H104ZM51 114V115H50ZM54 114V115H53ZM60 115L61 117H63V118H61L60 116H58V115ZM80 114H82V115H80ZM98 114V115H97ZM102 114V113H101ZM101 114H100V116H101ZM144 114H146L145 116H144ZM175 114H178V115H180V113H175ZM175 114H173V115H171V114H169L166 118L164 117L163 119H161V121L163 122V123H161L160 122V125H164L163 126V128L164 127H167V126H169V125H171V122H173V118H174V116H175ZM224 114V113H223ZM262 114H264V113H262ZM56 115V116H55ZM69 115H70V117H69ZM76 115V116H75ZM86 117H85V116ZM93 115V116H92ZM95 115V116H94ZM103 115V114H102ZM119 115V117H121V118H119V117H117ZM125 115V118L123 117ZM148 115V116H147ZM150 115V116H149ZM173 117V118H170L171 116ZM25 116H26V118L27 117H29L30 119H26L25 118ZM30 116H32V118L33 119H31V117ZM33 116H35V117H33ZM39 116H40V118H39ZM47 116L49 117V118H47ZM52 116H54V117H52ZM64 116H65V118H64ZM81 116V117H80ZM145 118H144V117ZM222 116V115H221ZM263 117H264V115H262ZM38 117V118H37ZM75 117H76V119H75ZM79 117V118H78ZM84 118V120H83V118ZM88 117H90V118H88ZM140 117H143V118H141V121H138L137 119H139ZM147 117V118H146ZM150 117V118H149ZM176 117V116H175ZM178 117V116H177ZM194 117V116H193ZM214 117H217V118H220V116H214ZM37 118V119H36ZM52 118L53 119H58L59 120V118H60V120H62V121H60L59 123H58V120L56 121V120H54V121H56L57 122V125H56V123L54 122L53 123V120H52ZM78 118V119H77ZM90 119V120H87V119ZM93 118H95V121H93L94 119ZM115 119V123H114V119ZM119 118V120L117 121V119ZM129 120H128V119ZM134 118H136L134 121H133V119ZM168 118H170V119H168ZM216 118V119H217ZM45 120V119H49V122L47 123V125H46V121H43V120ZM65 119V120H64ZM69 119V120H68ZM71 119V120H70ZM72 119H73V121H72ZM82 119V120H81ZM92 119V120H91ZM172 119V120H171ZM198 119H200V118H198ZM206 119V118H205ZM208 120H213L212 118L211 119H209V118H207ZM24 120H26V121H24ZM30 120H32L33 121V123H31L32 121H30ZM39 120H40V123H39ZM78 120V121H77ZM81 120V121H80ZM127 120V121H126ZM133 122H132V121ZM151 120V121H150ZM170 120V121H169ZM175 120V119H174ZM195 120L197 121V118H195ZM208 120L206 121V122H208ZM27 121H28V123H27ZM35 121V122H34ZM50 121H51V123H50ZM84 121H87V122H83ZM109 121H111V122H109ZM122 121L124 122V124L122 123ZM126 121V122H125ZM169 121V122H168ZM189 121V120H188ZM250 121V122H249ZM252 121V122H251ZM255 121H257V122H255ZM262 121V122H261ZM25 122V123H24ZM63 122H66V123H63ZM76 123V125L78 124V125H81V124H83V125H91V126H95V128L96 129H99V130H107V128H109L108 126H112V127H114V129H112V128H110V133H109V131L107 132V133H105L107 136L105 137L104 135V137L107 139V142L106 141H104V139L105 138H103V137H101V139L104 141L103 143H99V146L98 147H94V148H96V149H94V154H96L97 156H93V157H91L90 159L88 158V159H84L82 162L79 160V159H83L82 157H83V155H82V153L84 154V149H83V151H82V147L80 148H73V147H70L69 145H70V143H67V140H68V142H70L71 140H73V138H76V137H73V135H71L72 137H71V139H68L67 138V140H64V138L66 139V137L65 136H62V134L60 135V134H57V133H60L59 131H60V129H61V132H62V128H59L60 126L61 127H63L62 125H64L65 126V124H66V126L68 125V124H72V125H75V123ZM82 122V123H81ZM90 122H92V123H90ZM116 122H118V125L121 127H119L118 125H115V126H113V124H117ZM128 122V124H126ZM137 122H140L139 124H137ZM143 122V121H142ZM157 122V123H156ZM166 122H167V124H166ZM210 122V121H209ZM217 122V123H218ZM255 122V123H254ZM19 123H21L20 125H19ZM29 123H31L30 125H32L33 124V130H34V133H32L33 132V130H32V128H30L29 126ZM42 123V124H41ZM87 123V124H86ZM94 123V124H93ZM131 123V124H130ZM144 123V122H143ZM150 123V124H151ZM11 124H14V125H11ZM25 124H28V125H25ZM38 124V126H35V125H37ZM49 124V125H48ZM53 126H52V125ZM59 124H61V125H59ZM98 124H102V125H98ZM121 124V125H120ZM125 124H126V126L127 125H129V126H125ZM183 124H186V123H182V126H183ZM188 125L190 124V123H187ZM186 124V125H187ZM209 124H212V125H209ZM255 124H256V126H255ZM260 126H259V125ZM19 125V127H17ZM22 125H24L23 126V128H21L22 127ZM42 125V126H41ZM99 127H98V126ZM142 125V124H141ZM187 125V126H188ZM222 125V126H221ZM247 125V124H246ZM11 126V128H7V127H10ZM13 126V127H12ZM35 126V127H34ZM39 126H40V128H39ZM50 126H52V127H50ZM59 126V127H58ZM93 126V127H94ZM98 128H97V127ZM116 126H118L119 128L117 129L116 128ZM171 126H173V127H175V125H171ZM209 126H211V127H209ZM215 126V127H214ZM231 126H232V128H231ZM252 126V127H251ZM253 126H255V128L257 127V126H259V127H257L256 129L253 127ZM27 127H29L28 128V130H27ZM48 127H50L52 130L53 129H55L54 130V132L53 131H51V129L50 128H48ZM125 127H126V129H125ZM130 127V128H131ZM201 127H204V128H202L201 129ZM214 129H213V128ZM235 127V128H234ZM253 128V129H251V128ZM36 128V129H35ZM38 128H39V131H38ZM47 128V129H46ZM190 128H191V126H190ZM222 128V129H221ZM228 128V129H227ZM46 129V130H45ZM59 131H58V130ZM112 129V130H111ZM117 129V130H116ZM191 129H193V128H191ZM196 129L198 130V131H196ZM204 129V130H203ZM209 129V130H208ZM251 129V130H250ZM257 129H258V131H257ZM261 129V130H260ZM24 130H26V132L24 131ZM36 130V131H35ZM43 130V131H42ZM109 130V129H108ZM114 130H116V131H114ZM200 130V131H199ZM253 130V131H252ZM263 130V131H262ZM11 131V132H10ZM24 131V132H23ZM30 132V134H29V132ZM46 131H47V133H46ZM56 131H58V132H56ZM111 131H114V133H115V135H116V137H115V135L113 134H111ZM168 131V130H167ZM174 131V132H173ZM212 131V132H213ZM249 131H252V133L251 132H249ZM261 131V132H260ZM17 132V134H14V133H16ZM41 132H43V133H41ZM122 132V131H121ZM168 132V133H169ZM187 133H189L188 132V130L186 131ZM192 132V133H193ZM201 132V133H200ZM235 133V135L238 137H236L235 135H234V133ZM254 132H256L255 134H254ZM258 132V133H257ZM260 132V133H259ZM6 133H7V135H6ZM13 133V134H12ZM22 133H23V135H22ZM46 133V134H45ZM51 133V134H50ZM55 133V134H54ZM113 133V132H112ZM191 133V132H190ZM191 133V134H192ZM239 135H238V134ZM251 133V134H250ZM21 134V137L20 136H18V135H20ZM31 134H32V137H31ZM36 134V135H35ZM49 134V135H48ZM54 136H53V135ZM57 134V135H56ZM120 134H122V133H120ZM242 135V137H240L241 135ZM250 134V135H249ZM256 134H258V135H260V136H258V135H256ZM263 134V135H262ZM6 135V136H5ZM38 135V136H37ZM42 136V138H41V136ZM45 135V136H44ZM61 137V138H58L59 136ZM109 135V136H108ZM175 135V136H176ZM179 135V136H178ZM233 135V136H232ZM251 135H254L255 137L257 136V138H254V136L253 137H251ZM5 136V137H4ZM8 136V137H7ZM25 136V137H24ZM44 136V137H43ZM57 136V137H56ZM112 136V138L113 139H108V138H110ZM196 136V135H195ZM230 136V137H229ZM235 136V137H234ZM247 136H250V137H248V139L246 140L245 139V137H247ZM4 137V138H3ZM17 137V138H16ZM24 137V138H23ZM78 137V136H77ZM221 137H222V139H221ZM226 137V138H225ZM243 138V140H242V142L240 141L241 139L240 138ZM262 137V138H261ZM8 139V140H6V139ZM14 138V139H13ZM19 138V139H18ZM32 138H33V140H32ZM49 138V139H48ZM51 138V139H50ZM63 138V139H62ZM84 138V137H83ZM164 138H160L161 140L162 139H164ZM200 138V137H199ZM220 138V139H219ZM235 138H237V139H235ZM250 138L252 139V140H250ZM258 138H261V139H259V140H257V142L254 144V142L256 141V139H258ZM18 139V140H17ZM27 139L29 140V141H27ZM36 140V142H35V140ZM41 139V140H40ZM45 139H46V141H45ZM57 139H60V140H57ZM64 140V142H62V140ZM105 139V140H106ZM187 139H188V141H187ZM198 141H197V140ZM237 140L238 141V139H239V141L241 142V145L240 146H238L240 143L239 142H236L235 143V145H233V142L235 141V140ZM255 139V140H254ZM6 140V141H5ZM11 140V141H10ZM13 140H14V142H15V144H13L14 142H13ZM22 140V141H21ZM24 140V141H23ZM32 140V141H31ZM44 140V141H43ZM76 139H74L73 140V142H77V141H75ZM85 140V139H84ZM83 140V141H84ZM102 140L100 141V142H102ZM230 140V141H229ZM22 143H21V142ZM25 141H26V143H25ZM36 143H34V142ZM39 141V142H38ZM44 143H43V142ZM52 141H54L53 143H52ZM108 141H110V142H108ZM165 142H166V140H164ZM163 140H162V142H164ZM195 141V142H194ZM197 141V142H196ZM223 141V142H222ZM233 141V142H232ZM244 141V142H243ZM248 143H247V142ZM250 141H252V142H250ZM259 141H261L262 143H259ZM1 142H3V143H1ZM7 142V143H6ZM28 142V143H27ZM47 142V143H46ZM49 142V143H48ZM71 143V144H74V143ZM179 142V143H178ZM225 142H228V143H225ZM5 143V144H4ZM31 143V144H30ZM34 143V144H33ZM52 143V144H51ZM55 143V144H54ZM59 143V144H58ZM62 143V144H61ZM107 143V144H106ZM111 144L110 146H109V144ZM189 143H190V145H189ZM223 143H225V144H223ZM10 144H12L13 146H11ZM22 146H21V145ZM38 144H39V146H38ZM42 144H44V145H42ZM101 144V145H100ZM106 144V145H105ZM193 144V145H192ZM228 144V145H227ZM231 144V145H230ZM260 145V146H257V145ZM4 145V146H3ZM15 145V146H14ZM35 145V146H34ZM52 145V146H51ZM63 147H62V146ZM165 145H168V146H165ZM213 145V146H212ZM216 147H215V146ZM218 145V146H217ZM230 145V146H229ZM242 145H244V146H242ZM247 145V146H246ZM248 145H249V147H248ZM262 145V146H261ZM25 146V147H24ZM27 146V147H26ZM51 146V147H50ZM55 146V147H54ZM64 146L66 147V148H64ZM72 146V145H71ZM184 146V147H183ZM190 146V147H189ZM212 146V147H211ZM224 146V147H223ZM235 146V147H234ZM11 147H12V149H11ZM16 149H15V148ZM19 147H21V149L19 148ZM31 147V148H30ZM33 147V148H32ZM101 147H103V148H101ZM119 147V146H118ZM186 147V148H185ZM194 148V151L192 150L193 148ZM196 147V148H195ZM211 147V148H210ZM254 147V148H253ZM259 147V148H258ZM61 148V149H60ZM100 148V149H99ZM107 148H109V150H107ZM179 148H181V149H179ZM190 148H192V149H190ZM201 148V149H200ZM215 148V149H214ZM217 148V149H216ZM241 148V149H240ZM246 148V149H245ZM258 148V149H257ZM262 148V149H261ZM4 149V150H3ZM24 149V150H23ZM34 149V150H33ZM65 149V150H64ZM76 149V151H74ZM77 149H78V151H77ZM81 149V150H80ZM170 148H168V150H169ZM184 149V150H183ZM190 149V150H189ZM222 149V150H221ZM237 149V150H236ZM243 149V151H241ZM252 149V150H251ZM17 150H18V152H17ZM25 150H26V153H25ZM29 150H30V152H29ZM32 150V151H31ZM37 150V151H36ZM41 150V151H40ZM53 150V151H52ZM56 150V151H55ZM70 150H71V152H70ZM100 150V151H99ZM114 153V151H115V156H113L114 154L111 152V151ZM179 150V151H178ZM182 150V151H181ZM200 150H201V152H200ZM211 150V151H210ZM221 150V151H220ZM239 150V151H238ZM250 150H251V153L253 154H251L250 153ZM254 150V151H253ZM260 150H263V151H261L260 152ZM5 151V152H4ZM16 151V152H15ZM58 151V152H57ZM61 152V154H59L60 152ZM64 151L66 152V151H69V152H67V155L69 154V153H71V154H69L68 156H67V159L69 158V161H71V162H69V161H67L66 163L65 162H63L64 161V159H65V161L67 160L66 158H64L63 160H62V155L64 154ZM82 151V152H81ZM96 151V152H95ZM105 153H104V152ZM178 151V152H177ZM189 151V152H188ZM191 151V152H190ZM212 152L213 151V153H208V152ZM215 151H217V152H215ZM245 151V152H244ZM246 151H247V154H246ZM256 151V152H255ZM19 152H21V153H19ZM33 152V153H32ZM39 155H37L36 153ZM47 152V153H46ZM62 152H63V154H62ZM79 152V153H78ZM99 152V153H98ZM102 152H103V154H102ZM106 152H108V153H106ZM185 152V153H184ZM194 152V153H193ZM196 152H198V153H196ZM207 152V153H206ZM214 152H215V154L216 155H214ZM234 152V153H233ZM238 152V153H237ZM260 154H259V153ZM7 153H10V154H7ZM22 153H23V155H22ZM29 153V154H28ZM40 153V154H39ZM52 154V155H49V154ZM56 153H57V155H56ZM76 153V154H75ZM80 153H81V156L82 157H80ZM118 153V152H117ZM180 153V154H179ZM182 153L184 154V155H182ZM193 153V154H192ZM203 153H205V154H203ZM218 153V154H217ZM240 153V154H239ZM243 153H245V154H243ZM255 153V154H254ZM258 153V154H257ZM15 154V155H14ZM19 156H18V155ZM31 154V155H30ZM44 155V157H43V155ZM55 154V155H54ZM72 154L74 155V156H72ZM104 154H106V155H104ZM108 154V155H107ZM167 154V155H166ZM190 154V155H189ZM207 154V155H206ZM209 154H212L213 155V157L215 158V159H212V158H209ZM229 154V155H228ZM242 154V155H241ZM249 154V155H248ZM20 155L22 156V157H20ZM34 157H33V156ZM36 155V156H35ZM101 155V156H100ZM109 155H110V157H109ZM176 155H178L177 157L179 158H177L176 157ZM182 155V156H181ZM185 155H186V157H185ZM188 155V156H187ZM196 155V156H195ZM199 155V157H197ZM211 155V156H212ZM237 155H241V156H238L237 157ZM244 155V156H243ZM251 155V156H250ZM256 155V157H254ZM260 155L262 156V158L260 157ZM4 156V157H3ZM6 156H7V158H6ZM11 156H12V159H10L11 158ZM17 156V158H15ZM24 156V157H23ZM30 156V157H29ZM60 156V157H59ZM77 156V157H76ZM170 157V158H167V157ZM190 156V157H189ZM204 156H206V157H208V159L206 158L205 159V157ZM252 156H253V158H252ZM257 156H259L260 157V159L258 160L260 163H262V165L257 161V159L259 158H257ZM2 157V158H1ZM10 157V158H9ZM28 157V158H27ZM74 157V158H73ZM98 157H99V159H98ZM139 157V158H140ZM147 157H149V158H147ZM174 158L175 157V159H173V161H172V159L171 158ZM187 157L188 158H190V160H187ZM197 157V158H196ZM204 157V158H203ZM227 157V158H226ZM240 157V158H239ZM247 158V160H245L246 158ZM28 160H26V159ZM40 158H42V159H40ZM45 158V159H44ZM56 158V159H55ZM73 158V159H72ZM102 158V159H101ZM111 158V159H110ZM151 158V159H150ZM161 158H162V156H161ZM177 158V159H176ZM183 158V159H182ZM198 158H200V159H198ZM206 161V164H205V161H203V163H202V160L203 159ZM230 160H229V159ZM243 160H242V159ZM257 158V159H256ZM2 159V160H1ZM6 159V160H5ZM15 159V160H14ZM22 161H21V160ZM71 159V160H70ZM96 159V160H95ZM98 159V160H97ZM107 159H109V160H107ZM115 159V160H114ZM143 159H144V161H143ZM146 159V160H145ZM171 159V160H170ZM183 160V162H181L182 160ZM194 159V160H199L198 162L196 161H192V160ZM211 159H212V161H211ZM249 159H251V161L249 160ZM255 159V160H254ZM7 160H9V161H7ZM13 160V161H12ZM17 160V161H16ZM20 160V161H19ZM39 160H43L42 162L41 161H39ZM55 162L56 160H58V161H56V162H59V161H61V162H59V163H56V164H60V163H62L61 165H63L62 167H64L65 169V173H62V172H60V173H52L49 169H51V165L53 164V161ZM88 160V161H87ZM99 160H101V162L99 161ZM103 160H106V161H103ZM151 160V161H150ZM165 160H167L166 161V163H165ZM179 160V161H178ZM185 160V161H184ZM200 160H201V162H200ZM207 160H208V163H207ZM236 160H238V161H236ZM16 161V162H15ZM32 161V162H31ZM49 161V162H48ZM72 161H74V162H72ZM87 161V162H86ZM117 161V164L116 163H113V162H116ZM149 161V162H148ZM170 161H171V164H170ZM176 161V162H175ZM191 161V162H190ZM230 161V162H229ZM256 163V164H252V163H254V162ZM10 162V163H9ZM20 162V163H19ZM29 162V163H28ZM34 162V163H33ZM51 162V163H50ZM75 162H76V164H75ZM98 162V163H97ZM104 162V163H103ZM107 162H109V163H107ZM113 164H112V163ZM147 162V163H146ZM162 162V163H161ZM10 165L11 163V165L9 166L8 164ZM31 163V164H30ZM43 163H45V164H43ZM50 163V164H49ZM54 163V164H55ZM64 163V164H63ZM84 163V164H83ZM95 163V164H94ZM102 163V164H101ZM146 163V164H145ZM150 163H152V164H150ZM164 163V164H163ZM167 163H169V165L167 164ZM189 163V164H188ZM190 163H192V164H190ZM195 163V164H194ZM202 163V164H201ZM243 163H245V164H243ZM259 163V164H258ZM5 164H6V166H5ZM15 164H16V166H15ZM23 164V165H22ZM24 164H25V166H24ZM42 164V165H41ZM72 164H74L73 166H72ZM80 164V165H79ZM94 164V165H93ZM97 164H99V166H97ZM100 164H101V166H100ZM159 164H163L162 166H166V165H168V170H167V166H166V168H164L163 169V167L160 165L159 166ZM173 164H175L176 166H174ZM182 164V165H181ZM185 164V165H184ZM248 164H252L251 166L250 165H248ZM8 165V166H7ZM28 165H31V167L30 166H28ZM47 167H46V166ZM76 165V166H75ZM89 165L91 166L90 168H89ZM150 165H152V166H150ZM172 165V166H171ZM192 165V166H191ZM196 165V168L194 167L193 168V166H195ZM197 165H201L200 167L199 166H197ZM20 166V167H19ZM30 167V168H28V167ZM36 166L39 168H36ZM41 166V167H40ZM45 168H44V167ZM48 166L50 167V168H48ZM69 166V167H68ZM79 166V167H78ZM87 168H86V167ZM94 166V167H93ZM118 166H121L120 165V163H119V165ZM118 166H117V168H118ZM190 166V167H189ZM247 166V167H246ZM258 166H259V168H258ZM4 167V168H3ZM6 167H8V169L6 168ZM12 167V168H11ZM15 167V168H14ZM23 167H24V169H23ZM76 167H78V168H76ZM81 167L83 168L82 170H80L81 169ZM124 167H126V165L124 166ZM140 167H143V169L141 168L140 169ZM146 168V174L147 175H144L145 174V168ZM149 167V168H148ZM151 167V168H150ZM153 167H155L154 169H153ZM161 167V168H160ZM171 167V168H170ZM175 167H178V168H175ZM180 167V168H179ZM185 167H186V169H185ZM13 170L12 172H11V170ZM18 168V169H17ZM35 168V169H34ZM42 168H44V170L42 169ZM48 168V169H47ZM71 170H70V169ZM96 168H97V170L99 171V172H97L96 171ZM120 168V167H119ZM170 168V169H169ZM191 168V169H190ZM240 168H242V169H240ZM255 168V169H254ZM6 169H7V171H6ZM17 169V170H16ZM22 169V170H21ZM29 169H31L30 171H29ZM92 169V170H91ZM95 169V170H94ZM174 169H176V170H174ZM188 169V170H187ZM236 169H240V170H236ZM254 169V170H253ZM259 169H262V171H259ZM10 172H9V171ZM14 170H16L15 172L17 173H15L14 172ZM25 170H26V172H25ZM28 170V171H27ZM45 170L46 171H49V172H47V173H45ZM66 170H68V172L66 171ZM85 170V171H84ZM92 172H91V171ZM149 170H151L152 172H154V173H152L151 171H149ZM161 170L163 171V172H161ZM165 170H167L168 171V173H167V171H165ZM170 170V171H169ZM172 170H173V172L174 173H172ZM184 172H183V171ZM198 170V171H197ZM259 172H258V171ZM4 171V172H3ZM18 171H20V172H18ZM24 172V175H22V173ZM40 171H41V174H40ZM89 171V172H88ZM97 173H95V172ZM132 171H133V173H132ZM178 171V172H177ZM187 171V172H186ZM196 171V172H195ZM243 171H244V173H243ZM246 171V172H245ZM257 173H256V172ZM6 172V173H5ZM14 172V173H13ZM39 172V173H38ZM73 172V173H72ZM76 172H77V174H76ZM83 172V173H82ZM91 172V173H90ZM151 172V173H150ZM157 172V173H156ZM177 172V173H176ZM188 172H189V174H188ZM191 172H193V173H191ZM200 172H201V174H200ZM231 172H233V173H231ZM235 172H238V173H235ZM247 172H249L248 174H247ZM252 172V173H251ZM254 172V173H253ZM262 174H261V173ZM5 173L6 174V176H5V174H4V176H3V174ZM42 173H44V174H42ZM93 173V174H92ZM95 173V174H94ZM99 173V174H98ZM142 173V174H141ZM162 173V175H160ZM171 173V174H170ZM176 173V174H175ZM178 173H179V175H178ZM186 173V174H185ZM235 173V174H234ZM243 173V174H242ZM14 174V176L12 177V175ZM21 174V176H19ZM27 174V175H26ZM34 176V178H32L33 176ZM35 174V175H34ZM48 174V175H47ZM51 174V175H50ZM69 174H70V176H69ZM74 174H76V175H78V177H80V176H82V177H80V180H82V178H84L83 176L84 175H88V176H85V178L87 177V180L84 178V181H85V183L87 182V181H91L90 183L88 182L87 183V185H92L91 187H90V189L92 190V187H94V185H95V182L96 181H94L96 178L95 177H98L96 180H98L99 179V176H101L100 178L102 179H100V180H98V182L100 181V183H98V184H96V186L99 188V192L101 191V194L99 193V192H97L98 190L96 189V187H94L93 188V192L92 191H90V192H92L94 195H96V197L92 194V193H88L87 192V194H89V196L90 197H95V199H94V201L92 200V202L90 203V205H89V202L91 201V200H89L90 199V197L88 198V199H86L85 197H83V195H81V194H78V193H76V196L74 197V198H70L71 199V201L68 199V200H64L65 202H63L61 199H64L63 197H59L58 196V198H60V201H59V203L60 202H63V203H61V204H58V199L56 198V200H54L55 198V195L57 196L58 194L56 193V191H59V190H61L62 188H64V190H69V189H72V188H74L75 189V186H71L70 187V184L72 185V183L75 185L76 183L75 182H72V183H70V182H68V180L69 179H71L70 181H72V180H74L75 178H76V175H74V177H73V175ZM89 174H92V176L91 175H89ZM101 174V175H100ZM150 174V175H149ZM157 174V175H156ZM163 174H165V176L163 175ZM168 174V175H167ZM174 175V176H172L171 177V175ZM183 174V175H182ZM237 174H238V176H237ZM8 175H9V177H8ZM11 175V176H10ZM15 175H16V177H15ZM31 175V176H30ZM37 175V176H36ZM40 175H41V177H40ZM59 175V176H58ZM65 175H67V176H65ZM72 175V176H71ZM94 175H96V176H94ZM142 175V176H141ZM152 175V176H151ZM263 175V176H262ZM17 176H19V177H17ZM35 176H36V178H35ZM39 176V177H38ZM47 178H46V177ZM58 176V177H57ZM69 176V177H68ZM139 176H141V177H143V178H141V177H139ZM145 176V177H144ZM150 176V177H149ZM158 176H159V179H158ZM191 176V177H190ZM224 176V177H223ZM232 176H233V178H232ZM235 176V177H234ZM240 179H237V177ZM3 177V178H2ZM16 179H15V178ZM21 177V178H20ZM29 177V178H28ZM51 177V179H52V177H53V180H51V179H49ZM55 177V178H54ZM147 177V178H146ZM153 177V178H152ZM161 177H163L162 178V180H161ZM227 177V178H226ZM9 180H8V179ZM41 178V179H40ZM44 178V179H43ZM57 178V179H56ZM60 178V179H59ZM74 178V179H73ZM219 178V179H218ZM235 178V179H234ZM2 179V180H1ZM12 181H11V180ZM14 179V180H13ZM20 181H19V180ZM29 179V180H28ZM34 179V180H33ZM76 179H79V178H76ZM88 179H90V180H88ZM128 179H130V180H128ZM133 179V180H132ZM147 179V180H146ZM152 179V180H151ZM153 179L155 180V179H158V181L157 180H155V181H153ZM166 179H168V180H166ZM206 179V180H205ZM4 180H6V181H4ZM15 180H17V181H15ZM36 180V181H35ZM60 182H58V181ZM63 182H62V181ZM67 180V181H66ZM125 180V181H126ZM210 180V181H209ZM226 182H225V181ZM243 180V181H242ZM2 181H4V184H3V182ZM8 181V182H7ZM11 181V182H10ZM24 181V182H23ZM49 181V182H48ZM56 181V182H55ZM132 182L133 184H132V188L133 189H131V191L133 190V194L132 195H130V192L129 193H127L128 191H126V193H125V190H123L122 188H123V185L125 184V183H127V184H129L130 182ZM141 183H140V182ZM192 181V182H191ZM202 183H201V182ZM224 181V182H223ZM231 181V182H230ZM6 182V183H5ZM14 184H13V183ZM38 182V183H37ZM83 182V181H82ZM93 182H94V185H93ZM119 182V183H118ZM137 182V183H136ZM150 182V183H149ZM152 182H153V184H152ZM166 182H168V183H166ZM169 182H172V183H169ZM181 182V183H180ZM185 182V183H184ZM208 182V183H207ZM217 183V184H220L221 185V187H220V190L218 189V191H223V189H224V187L226 186V185H228L229 187V192L227 191V193H225V194H221V200H218V201H216V204H212L211 206H209L208 207V205L207 204H205L206 205V207H204L205 209L204 210H206V214H201V212L200 211H202V209L200 208V207H202V205H201V201L202 200H200V199H204V197H202V195H205L206 196V194L207 193H209V185L210 184H213V183ZM222 182H223V184H222ZM228 182V183H227ZM230 182V183H229ZM11 183H12V185H11ZM18 183V184H17ZM30 183V184H29ZM41 183V184H40ZM44 183V184H43ZM48 183V184H47ZM54 183V184H53ZM63 183L65 184V185H63ZM97 183V182H96ZM117 183V184H116ZM121 183V184H120ZM154 183H155V185H154ZM161 183H163V184H161ZM164 183L166 184V185H164ZM188 183V184H187ZM205 183H207V184H205ZM214 183V184H215ZM10 185L9 187L8 186H6V185ZM15 184H16V186H15ZM23 184V185H22ZM29 184V185H28ZM52 184V185H51ZM69 184V188L68 187H66V185H68ZM82 185L84 184V183H81ZM80 184V185H81ZM105 184V183H104ZM116 184V185H115ZM126 184V185H127ZM142 184V185H141ZM144 184H145V186H144ZM202 184V185H201ZM2 185V186H1ZM4 185V186H3ZM17 185L19 186V187H17ZM31 185V186H30ZM37 185V186H36ZM87 185H84V186H86V188H88V186ZM102 185V184H101ZM120 185H122L120 188H121V191H120V189H119V186ZM130 185H131V183H130ZM150 186V187H148V186ZM189 185H190V187H189ZM208 185V186H207ZM224 185V187L222 188V186ZM235 185V186H234ZM237 185V186H236ZM34 186V187H33ZM52 186V187H51ZM64 186V187H63ZM83 186V187H84ZM118 187V189H117V187ZM136 186V187H135ZM144 188H142V187ZM156 186H158V187H156ZM159 186H160V188H159ZM231 186H233V187H231ZM246 186V187H245ZM3 187V188H2ZM9 189H8V188ZM12 187H14V188H12ZM22 187H25V188H22ZM29 187V188H28ZM83 187H82V190H83ZM113 187V188H112ZM124 187H125V185H124ZM140 187V188H139ZM146 187V188H145ZM155 189H154V188ZM162 187V188H161ZM171 187V188H170ZM181 187V188H180ZM194 187V188H193ZM199 187V188H198ZM208 187V188H207ZM239 187V188H238ZM6 188V189H5ZM12 188V189H11ZM46 188V189H45ZM51 188V189H50ZM68 188V189H67ZM111 188V189H110ZM115 188V189H114ZM137 188V189H136ZM139 188V189H138ZM150 190H149V189ZM178 188H180V189H178ZM188 188V189H187ZM232 188V190H230ZM3 189H5V190H3ZM11 189V190H10ZM16 189H17V191H16ZM23 189V190H22ZM38 189V190H37ZM58 189V190H57ZM141 189V190H140ZM142 189H143V191H142ZM164 189V190H163ZM178 189V190H177ZM192 189V190H191ZM207 189V190H206ZM240 189V190H239ZM10 190V191H9ZM14 190V191H13ZM19 190V191H18ZM28 192H27V191ZM34 190L36 191V192H34ZM42 190H44V191H42ZM47 190H49V191H47ZM50 190H52L51 192L53 193H51L50 192ZM56 190V191H55ZM63 190V189H62ZM84 190H85V187H84ZM96 191V194H95V191ZM105 190H107V191H105ZM111 190V191H110ZM114 190H116V191H114ZM140 190V191H139ZM175 190V191H174ZM3 191V192H2ZM6 191V192H5ZM8 191V192H7ZM87 191H89V188L87 189ZM110 191V192H109ZM112 191H114V192H112ZM118 191H120V195H119V193H118ZM123 191H124V193H123ZM141 192V194H144V196H143V199H144V201H146L147 203H148V205H147V209L149 210V212L150 213H148V214H145L142 218H139V216H138V214L134 211V207H133V196H134V193L135 192ZM148 191H152V192H148ZM204 191H206V193L204 192ZM216 191V190H215ZM234 191V192H233ZM12 192L14 193H16V195L14 194V196H13V194H12ZM20 192L22 193V194H20ZM30 192V193H29ZM43 192H45L44 194H43ZM50 192V193H49ZM55 192V193H54ZM82 192V191H81ZM85 192H86V190H85ZM103 192V193H102ZM117 192V193H116ZM148 192V193H147ZM161 192V193H160ZM170 192V193H169ZM9 193V194H8ZM11 193V194H10ZM28 193V194H27ZM74 193V192H73ZM98 193H99V195H101L102 196V194H104L105 193V195H103L102 197L101 196H97L98 195ZM113 193H114V196H112L113 195ZM202 193H204V194H202ZM6 194H7V196H9V198L6 196ZM27 194V195H26ZM29 194H30V196H29ZM36 194H38V196L36 195ZM52 194V195H51ZM77 194H78V196L79 195H81L80 197H78L77 196ZM106 194H107V196H106ZM109 194H112L111 196L114 198L115 197V195H116V197L113 199ZM124 195V197H123V195ZM199 194V195H198ZM202 194V195H201ZM2 195H4V196H2ZM18 195V196H17ZM22 195H24V196H22ZM45 195V196H44ZM54 195V196H53ZM86 195V194H85ZM91 195H93V196H91ZM126 195V196H125ZM201 195V196H200ZM211 195V194H210ZM11 196V197H10ZM20 196V197H19ZM29 196V197H28ZM37 196V197H36ZM40 196V197H39ZM88 196V195H87ZM122 196V197H121ZM148 196H150L149 197V199H148ZM156 196V197H155ZM5 197V198H4ZM7 197V198H6ZM15 197V198H14ZM19 197V198H18ZM22 197V198H21ZM27 197V198H26ZM43 197V198H42ZM51 197V198H50ZM52 197L54 198V199H52ZM85 198L84 200L86 201V203H88V204H85V203H83V204H85L86 206H87V208L85 209V207H80V206H82L81 205V203L80 202H82L83 201V198ZM105 197V198H104ZM107 197V198H106ZM111 197V198H110ZM128 197V198H127ZM131 197V198H130ZM153 197V198H152ZM193 197V198H192ZM195 197V198H194ZM209 197V196H208ZM32 198V200H30ZM80 199V201L78 200V199ZM99 198H103V199H99ZM110 198V199H109ZM127 198V199H126ZM200 198V199H199ZM3 199L5 200V201H3ZM7 199H10V200H12L11 201V203H8L7 204V202H10V200H8L7 201ZM13 199H14V201H13ZM17 199V200H16ZM25 199H27V201L25 200ZM28 199L30 200V206H29V201H28ZM38 199V200H37ZM42 199H44V201L46 202H44ZM46 199V200H45ZM51 199V200H50ZM79 201V203H78V205H76L75 203V201H77V200ZM82 199V200H81ZM106 199V200H105ZM109 199V200H108ZM112 199V200H111ZM116 199V200H115ZM118 199V200H117ZM132 199V200H131ZM152 199V200H151ZM25 200V201H24ZM36 200V201H35ZM89 200V201H88ZM97 200H99V201H97ZM101 200V201H100ZM124 200V201H123ZM206 200V199H205ZM7 201V202H6ZM42 201H43V203H42ZM66 201H69L70 203H67ZM77 201V202H78ZM104 201V202H103ZM132 201V202H131ZM150 203H149V202ZM225 201V202H224ZM3 202H5L4 204H3ZM21 203V204H18V203ZM22 202L24 203V204H22ZM26 202V203H25ZM36 204H35V203ZM38 202V203H37ZM49 202V203H48ZM101 203V204H99V203ZM104 204H103V203ZM109 202V203H108ZM162 202V203H161ZM203 202H204V200L202 201V204H203ZM12 203H14V204H12ZM18 205H17V204ZM32 203H34V206H32L33 204ZM73 203L75 204L74 205V209H73ZM94 203V204H93ZM97 203V204H96ZM112 203V204H111ZM126 203V204H125ZM7 204V205H6ZM26 204V205H25ZM32 204V205H31ZM38 204V205H37ZM41 204H42V207H41ZM47 205V206H44V205ZM49 204V205H48ZM103 204V205H102ZM115 204V205H114ZM24 206V208H23V206ZM40 205V206H39ZM61 205V206H60ZM80 205V206H79ZM100 206V209H99V206ZM126 205V206H125ZM14 208H13V207ZM51 206V207H50ZM59 206V207H58ZM75 206H77L76 208H75ZM78 206H79V208H78ZM92 206H94V207H92ZM95 206H96V208H95ZM16 207V208H15ZM22 207V208H21ZM27 207V208H26ZM57 207V208H56ZM60 207H62V208H60ZM154 207V208H153ZM166 207V208H165ZM13 208V209H12ZM33 208V209H32ZM37 208V209H36ZM40 208V209H39ZM65 208H66V210H65ZM81 208V209H80ZM89 208V209H88ZM16 209V210H15ZM19 209V210H18ZM29 209V210H28ZM42 209V210H41ZM46 209H48L47 210V213H46ZM62 210V211H60V213L62 212H64V210H65V212L62 214H60L58 211L59 210ZM72 209V210H71ZM83 209V210H82ZM92 209H93V211H92ZM112 209V210H111ZM157 209V210H156ZM13 210H15V211H13ZM18 210V211H17ZM20 210H21V212H20ZM32 210V211H31ZM34 210V211H33ZM45 212H44V211ZM72 211V212H70V211ZM75 212H74V211ZM77 210V211H76ZM87 210H89V212L87 211ZM126 210V211H125ZM155 210V211H154ZM30 211V212H29ZM78 211H81V212H78ZM82 211H83V215H84V218H83V215H82ZM134 211V212H133ZM152 211V212H151ZM165 211V212H164ZM20 212V213H19ZM27 212L29 213V215H27ZM42 214H41V213ZM52 212V213H51ZM55 212H57V213H55ZM75 214H74V213ZM77 212V213H76ZM87 212V213H86ZM93 214H92V213ZM96 212V213H95ZM111 212V213H110ZM153 212H155V213H153ZM198 212H199V214H198ZM218 212V213H217ZM0 213H3L2 211L0 212ZM14 213V214H13ZM22 213V214H21ZM25 213V214H24ZM35 213V214H34ZM71 213H73L74 215H76V216H74L73 214V216L75 217H70V216H68L69 214ZM19 216H18V215ZM55 214H57L56 216H55ZM60 216H62V219L64 218V219H66V220H62L61 219V217H59V215ZM80 214V215H79ZM106 214V215H105ZM26 215V216H25ZM35 215V216H34ZM146 215H148V217L146 216ZM229 215V216H228ZM15 216H17V218H15ZM45 216V217H44ZM54 216V217H53ZM66 216H67V218L69 217L70 219H68L67 220V218H66ZM93 218H92V217ZM122 216V217H121ZM199 216H201V217H199ZM14 217V218H13ZM30 219H29V218ZM33 217V218H32ZM39 217H41L40 219H39ZM92 218V220H91V218ZM199 217V218H198ZM230 217V218H229ZM19 218V219H18ZM34 218H36L35 220H34ZM46 218V219H45ZM58 218H60L59 220H56V219H58ZM77 218V219H76ZM90 218V219H89ZM124 218V219H123ZM155 218V219H154ZM75 219V220H74ZM79 219V220H78ZM82 219V220H81ZM86 219V220H85ZM204 219V220H203ZM51 220V222H49ZM77 220V221H76ZM89 220V221H88ZM139 220V221H138ZM230 220V221H229ZM232 220V221H231ZM235 220H237V221H239L238 223H237V221H235ZM14 221V222H13ZM37 221V222H36ZM62 221V222H61ZM63 221L65 222V221H67V222H65V224H66V226H65V224H63ZM74 221L76 222V223H74ZM110 221V222H109ZM196 221V222H195ZM240 221H241V223H240ZM13 222V223H12ZM20 224H18V223ZM29 222V223H28ZM59 222H61L62 224V226H64V227H62V226H60V223ZM70 222V223H69ZM103 222V223H102ZM190 222H191V224H190ZM194 222V223H193ZM229 222H230V224H229ZM232 222V223H231ZM16 223V224H15ZM30 223H31V225L33 226H31L30 225ZM36 223V224H35ZM39 223H40V225H39ZM47 223V224H46ZM79 225H78V224ZM127 223V224H126ZM128 223H130V225L131 226H129L128 225ZM141 223V224H140ZM235 223L236 224H240L241 226L239 227L238 225L236 226L235 225ZM242 223H243V226H246V227H243L242 226ZM22 224V225H21ZM46 224V225H45ZM59 224V225H58ZM77 224V225H76ZM101 224V225H100ZM122 224H124V225H122ZM126 224V225H125ZM139 224V225H138ZM245 224V225H244ZM14 225H15V227H14ZM27 225H28V227H27ZM30 225V226H29ZM36 225V226H35ZM48 225V226H47ZM54 225V226H53ZM71 225H72V227H71ZM75 225V226H74ZM163 225V226H162ZM176 225V227H175V229L173 228L174 226ZM230 225H232V226H230ZM236 226V228L234 227V226ZM250 226V227H252L253 229H254V232L253 231H251V230H253L252 228H249L248 226ZM43 226V227H42ZM51 226V227H50ZM56 226V227H55ZM121 226V227H120ZM123 226H126V227H123ZM127 226H129V228H127ZM138 226V227H137ZM17 227H19V228H17ZM35 227H37L36 229L37 230H43V232L45 231L46 232V234L45 233H43L44 234V236H43V234H42V236L43 237H41V239L39 238H36V239H28V240H30V242L26 239V241H23V238L22 237H24L25 236V233H27L28 232V230L29 231H31V230H34L35 229ZM58 227H61L60 228V232H57V230L59 229ZM81 227V228H80ZM116 227V228H115ZM133 227V228H132ZM136 227V228H135ZM25 228V229H24ZM29 228V229H28ZM30 228H32L31 230H30ZM48 228H49V230H48ZM51 228H54L52 231H51V234H50V229ZM56 228H57V230H56ZM68 228H70V230L68 229ZM132 230H131V229ZM135 228V229H134ZM172 228V229H171ZM233 228H235L236 230H240V231H237V232H235L236 230H234ZM239 228H241V229H239ZM246 228V229H245ZM11 229V230H10ZM14 229V230H13ZM20 229V230H19ZM23 229V230H22ZM27 229V230H26ZM65 229V230H64ZM73 229V230H72ZM128 229H129V231H128ZM224 229H229L227 232L224 230ZM231 229H232V231H231ZM27 232H26V231ZM66 230H68V231H66ZM233 230H234V232H233ZM241 230H244V232H242L241 233ZM248 230V231H247ZM18 231V232H17ZM22 231H23V234H21L22 233ZM24 231H25V233H24ZM62 231V232H61ZM63 231H64V233H63ZM126 231V232H125ZM55 232L57 233L56 235H58V236H56L55 235ZM68 234H67V233ZM72 232V233H71ZM75 232H77V233H75ZM85 232V233H84ZM128 232V233H127ZM226 232V233H225ZM234 234L235 236H233V237H231L232 236V234ZM249 232H251V236L252 237H254V235L256 234V236L252 239L251 238V236H249L250 234H249ZM54 233V234H53ZM62 233V234H61ZM130 233H131V235H130ZM228 233H229V235H228ZM239 233H241V234H239ZM247 233V234H246ZM253 233H255V234H253ZM21 234V235H20ZM73 235V237H72V235ZM103 234V235H102ZM127 234V235H126ZM129 234V235H128ZM237 234L239 235L237 238H236V236H237ZM242 234H243V236H242ZM22 235H24V236H22ZM48 235V236H47ZM52 235V236H51ZM62 235H63V237H62ZM121 235H123V236H121ZM259 237H258V236ZM13 236V237H14ZM47 236V237H46ZM60 236V237H59ZM125 236V237H124ZM131 236V237H130ZM248 236V237H247ZM62 237V238H61ZM108 237V238H107ZM123 237V238H122ZM150 237V238H149ZM247 237V238H246ZM250 237V238H249ZM128 240H127V239ZM249 238V239H248ZM125 239H126V241H125ZM144 239V240H143ZM221 239V240H220ZM236 239V240H235ZM250 241V243L252 244H250L249 242H248V240ZM251 239H252V241H251ZM256 239V240H255ZM258 239V240H257ZM33 240V241H32ZM37 240V241H36ZM51 240V241H50ZM105 240V241H104ZM109 240V241H108ZM220 240V241H219ZM247 240V241H246ZM22 243H21V242ZM28 241V242H27ZM41 241H43V242H41ZM54 241V242H53ZM57 243H56V242ZM124 243H123V242ZM243 241V242H242ZM257 241V242H256ZM259 241V242H258ZM39 242V243H38ZM41 242V243H40ZM67 242V243H66ZM91 242H93V243H90ZM120 242V243H119ZM122 242V243H121ZM155 242H156V244H155ZM26 243V245H24ZM51 243V244H50ZM60 243V244H59ZM231 243V244H230ZM235 243H237V244H235ZM259 243V244H258ZM22 244V245H21ZM28 244H29V246H28ZM82 244H83V246H82ZM261 244V245H260ZM19 245H20V247H19ZM32 245V246H31ZM38 245V246H37ZM49 245V246H48ZM120 245V246H119ZM126 245V246H125ZM145 245V246H144ZM228 245L230 246V247H228ZM241 245V246H240ZM245 245V244H244ZM258 245V246H257ZM35 246V247H34ZM37 246V247H36ZM70 246V247H69ZM80 246V247H79ZM109 248H108V247ZM234 246V247H233ZM239 246V247H238ZM254 246H256V247H254ZM1 248L3 247V246H0ZM25 247V248H24ZM28 247H29V249H28ZM32 247V248H31ZM85 247V248H84ZM96 249H95V248ZM121 247H123V248H121ZM245 247H246V245H245ZM250 247V248H249ZM257 247H261L260 249L259 248H257ZM18 248H19V250H18ZM57 248V249H56ZM74 249V250H71V249ZM134 248V249H133ZM228 248V249H227ZM230 248V249H229ZM234 248V249H233ZM255 248V249H254ZM26 249V250H25ZM33 249V250H32ZM36 249V250H35ZM248 249H247V251H248ZM35 250V251H34ZM65 250V251H64ZM81 250V251H82ZM119 250V251H118ZM230 250V251H229ZM236 250H237V252H236ZM243 250V251H244ZM34 251V252H33ZM44 251V252H43ZM78 251V252H77ZM133 251V252H132ZM231 251H233V252H235L234 254H235V256L234 257H231V255L233 254V252H231ZM243 251L241 252V253H243ZM16 252H18V254L16 253ZM23 252H24V254H23ZM27 252L29 253V255L27 254ZM67 252V253H66ZM73 252V253H72ZM118 252V253H117ZM32 253H34V255L32 254ZM74 253H75V255H74ZM108 253V254H107ZM126 253V254H125ZM237 253V254H236ZM245 253V255L244 256H247L246 254H248V252H244ZM243 253V254H244ZM26 254L28 255V257H26ZM42 254V255H41ZM117 254V255H116ZM228 254H230V255H228ZM243 254H241V255H243ZM21 255V256H20ZM54 255V256H53ZM108 255V256H107ZM25 258H24V257ZM34 256V257H33ZM68 256H69V258H68ZM73 256V257H72ZM98 256V257H97ZM134 256V257H133ZM33 257V258H32ZM45 257V258H44ZM63 257V258H62ZM229 257H231L230 259H229ZM22 258H24L23 260H21ZM27 258V259H26ZM30 258H31V260H30ZM36 258V259H35ZM55 258V259H54ZM95 258V259H94ZM235 260H234V259ZM3 258L2 257H0V262H1V260H2ZM14 259V260H15ZM27 261H26V260ZM97 259H99V260H97ZM232 259V260H231ZM236 259L238 260V261H236ZM4 260H5V258H4ZM25 261V262H24ZM97 261V262H96ZM99 261V262H98ZM101 261V262H100ZM53 262V263H52ZM239 262V263H238ZM241 262V263H240ZM2 263V262H1ZM0 263V264H1ZM5 263V262H4ZM15 263V262H14ZM3 264V263H2ZM249 264V263H248ZM252 264V263H251Z\"/></svg>",
    "mask_w": 264,
    "mask_h": 264
},
{
    "label": "bare ground",
    "instance_id": "bare-ground-1",
    "mask_svg": "<svg viewBox=\"0 0 264 264\" xmlns=\"http://www.w3.org/2000/svg\"><path fill=\"white\" fill-rule=\"evenodd\" d=\"M2 1H4V0H1V2ZM39 1V0H38ZM38 1L36 2V4L34 5V6H32L33 8H37V6L39 7V9H40V6H41V3L38 5L37 3H38ZM82 1V0H81ZM84 1V0H83ZM101 1H103V0H101ZM154 1V0H153ZM158 1V0H157ZM168 1V0H167ZM180 1H183V3H184V0H180ZM179 0H173L170 4L172 5H174V3H179L180 2ZM185 1H187L186 3H190L191 4V1L192 0H190V2H188L189 0H185ZM205 1V2H204ZM207 0H203V1H197V2H195L196 4L197 3H200V2H204V3H202V5H201V7L203 6V4H205V5H210L209 4V2H208V4H206L207 2H206ZM224 1V2H223ZM225 1H228L229 3H231V5H229L230 7L232 6V5H234V6H232L229 10H226L227 9V7L229 8V6H228V4H227V6L226 5H224L225 4ZM94 2V1H93ZM98 2V4H99V0L97 1ZM97 2H95V3H97ZM141 2H144V0H105V2L104 3H102V5H99V8L97 9V8H95V6H93V5H91V6H93L94 8H95V12H97L96 14H97V16H96V14L94 13V17L95 18H93L92 17V19H90V22H89V19H86V20H88V23H87V21H85V23H87L86 24V27H84V26H82L84 29H81V28H77L78 29V32L77 33H75L74 35H73V33H72V36L71 37H69L70 39H68L67 37V40H68V43H67V45L66 46H64V44H66V43H63L62 45L64 46L63 48L61 47V49L60 50H58L57 51V53H56V51H55V55L54 56H51V54H52V52H51V54L49 53V55L51 56V58H49V59H45L44 61L42 60H40L39 62H38V60H35L34 61V59H35V57H34V59H31V60H33L32 61V64L33 63H35L34 64V66L32 67V65H31V68L30 69H25V71H24V65H23V67L21 68V69H23L22 71H23V73H22V71H20L21 73H22V75L20 74V75H18V78H17V75H16V78H14V74H12L13 76L11 77L12 79L14 78L15 79V81L12 83V85H10L9 83H7V84H9V85H5V86H1L0 85V134H1V130L3 129V131H7V130H5V128H6V126L9 124V123H11L12 121H14L15 119L14 118H17L15 115H14V113H13V111H16L18 108H20L22 105L23 106H25L26 107V105H30V104H33V101L35 102V99L38 97V95L39 94H37V92H35V91H38L39 89H35V87H36V85L38 84V83H40L41 84V82H42V85L44 84L43 82H45L44 80H49V79H51V80H53L52 78H49V77H53V76H51V72L53 71V70H55V69H57L58 70V68L60 69V68H64V67H66V66H69L68 64L72 61V59L74 58V57H77V58H80V59H82L81 57L84 55V57H85V55H86V58L87 57H92V51H91V53H89V51H90V49H88L87 51H88V53L89 54H91V55H88L87 56V54H85V49L83 50L84 51V53H81L80 51L82 50V48L84 47V48H86L87 49V47L88 48H91V47H89V46H94V44H95V42L97 41V40H94L95 39V37L94 36H97L96 34H94V36H93V32L92 31H96V28H100V31L101 32H99V33H101V37L102 36H104L105 34H106V36H104V37H102L101 39H103L104 40V38L107 40H105V42L107 43L108 41H115V42H117L118 40H122L123 41V43H125V41L127 40V39H129L130 37L133 39V37L132 36H130L129 37V35H128V38H127V34H133V31L135 32V34H134V36H136L137 37V35H138V33H136L137 31L136 30H138L139 28H137V29H135V27H136V25H135V27H134V25L132 24V25H130L131 23L130 22H132L131 21V19H123V20H121L122 21V24L121 25H123V23H130V24H124V26L121 28V25H120V28L119 29H121V31L123 30V29H125L124 31H122V32H124V33H121V36H120V34L118 33L117 34V30H119V29H117V27H119V25L117 24L119 21H120V19H119V17L121 16H127V15H130V14H125V13H130L131 12V14H132V11L134 10V12L136 11L135 10V8H136V6L137 5H140L139 3H141ZM151 2V1H150ZM160 2H162L161 0H160ZM210 2H212L211 3V6H213L214 4V8H215V6L216 7H218L217 9H216V11L218 10V12L217 13H221L222 12V9H223V14H225L224 16V18H225V20H226V18L227 17H230V19L232 20H235V22H237L236 21V19H238V21H240L241 20V18L243 19V21H241V23L242 22H245V24L244 25H247L248 24V26H244L243 24V26H244V28L245 27H248L249 29H250V27H252V29H253V27H254V24L257 22V23H262V22H264V21H262V19H261V17L264 15V0H210ZM6 3V2H5ZM74 3V2H73ZM79 3V2H78ZM101 3V2H100ZM149 2L147 1V4H148ZM164 2H162V4H163ZM165 3H166V0H165ZM163 4V5H166V4ZM169 3H167V4H169ZM182 3V2H181ZM194 3V4H195ZM233 3V4H232ZM33 4V3H32ZM77 4V3H76ZM83 4V3H82ZM81 4V5H82ZM89 4V3H88ZM92 4H94V3H92ZM141 4H143V3H141ZM149 4H151V3H149ZM153 4H154V2H153ZM157 4H159V3H157ZM169 4V5H170ZM218 4H221L222 6H218ZM2 5V4H1ZM74 5V4H73ZM94 5H96V4H94ZM144 5V4H143ZM176 5V4H175ZM178 5V4H177ZM189 5V4H188ZM187 5V6H188ZM255 5H257V6H255ZM15 6V5H14ZM90 6V5H89ZM90 6V7H91ZM97 6V5H96ZM145 6V5H144ZM143 6V7H144ZM200 6V5H199ZM199 6H195V5H193V2H192V7L191 8H197L198 9V7ZM211 6H209V8H211ZM253 6H255V9H254V7ZM30 7H31V5H30ZM42 7V6H41ZM82 7V6H81ZM146 7V6H145ZM158 7H160V5H158ZM167 7V6H166ZM172 7V6H171ZM174 7V6H173ZM176 7H178V6H176ZM181 6L179 5V8H180ZM184 7V6H183ZM204 7V6H203ZM202 7V8H203ZM206 8H208L207 6H205ZM222 7H224V8H222ZM225 7H226V9H225ZM28 8V7H27ZM76 8V7H75ZM93 8V9H94ZM138 8V7H137ZM148 8V7H147ZM156 8V7H155ZM162 8V7H161ZM182 8V7H181ZM195 8V9H196ZM214 8H212V9H214ZM251 8H253V9H251ZM8 9V8H7ZM15 9V8H14ZM39 9H37V10H39ZM87 9V8H86ZM89 9H92V7L91 8H88V10L86 11L87 12V14L89 13L90 14V12H88L89 11ZM96 9H97V11H96ZM149 9V8H148ZM186 9V8H185ZM189 9H190V7H189ZM196 9V10H197ZM212 9H211V13H210V15H212V16H208L207 14H209V10L210 9H206V10H204V11H207V12H205V16L206 17H202L203 15L201 14V16L199 17V19H198V17H197V19H192L193 21L194 20H196L197 22H199L198 24H203V25H201L200 24V26H211L212 24L211 23H213L214 25H215V22H217L218 21V23H216V24H220L219 22H220V20H221V18L223 17V14H221L222 16L220 17V18H218L217 17V15H216V13L215 14H212ZM11 10V9H10ZM9 10V11H10ZM23 10V9H22ZM21 10V11H22ZM28 10H31V9H29L28 8ZM36 9H34V11H35ZM36 10V12H39V11H37ZM80 10V8L78 9V11ZM82 10H84L83 9V7H82ZM151 10V9H150ZM155 9L153 8V10L152 11H154ZM174 10V9H173ZM191 10V9H190ZM189 10V11H190ZM193 10V9H192ZM191 10V11H192ZM196 10H195V12H196ZM200 10H202L203 11V9H200ZM199 10V11H200ZM43 11V10H42ZM74 11V10H73ZM72 11V12H73ZM93 12H94V10H92ZM143 11V10H142ZM144 11H146V9L144 10ZM147 11H149V10H147ZM156 11H158V10H156ZM162 11V10H161ZM176 11V10H175ZM178 11H179V9H178ZM173 12L172 14L170 13V17H168V19H167V22L166 23H164L163 21V23L160 25V27H158V28H156V29H150V30H145V28H144V30L143 31H141L140 32V29H139V32H140V35H138L139 37L135 40V39H133V44H132V39L130 38V40H128V42L129 41H131L130 43H131V45H132V47H134L133 49H134V51L136 52V53H138V52H140L141 54L140 55H145L144 53L145 52H147L148 51V53L150 52V54H151V52L153 53V54H156L157 55V57L159 58H161V56L163 57L164 55H166V57H168L167 59H165V60H163V62H160L159 64H154V61H153V64L155 65V66H153L152 65V67L150 66V67H148V64H147V66H146V69H141L142 71H141V73L139 72V70H138V74L139 75H141L140 77H138V78H140V80H137V81H140V83H145L144 85H140L139 87L140 88H142V86H144V88H146L147 86L150 88V87H152V89H150V90H147V91H149V95H147L146 93H147V91L145 90V91H141V94L142 93H144V96H145V94H146V96L148 97H151L152 96V92L151 91H156V90H154L155 88L156 89H158L157 87H159V86H161L162 84H167L166 86H167V90H168V88L170 87V88H172L171 86L173 85V83H176V87H174V89L173 90H171L170 88V90L169 91H167L168 92V94H166L165 96H164V98H162V97H160V100L158 101L157 100V98H155L156 100H157V102H156V100H155V102L157 103V104H153V103H151V102H149V100H147V98H146V100H145V97L144 96H141L139 93H136L138 96H140V98L141 97H143V98H141L142 100H143V102H144V104H145V102L147 101V102H149L148 104L149 105H153V107H154V105H157V106H155V108H153L152 106H150V108L152 109H150L149 108V110H150V113H149V111H148V106L149 105H147V108H146V110H147V113H149L150 115H152V118L154 119V118H157L161 123H163L162 121H161V119H163L166 115L168 116L169 114H171V115H173V114H175V113H180V115H178V114H175V116H174V118L171 116L170 118H173V122H171V125H175V127H173V126H171V125H169V126H167V127H164L163 128V126L162 125H160V122L158 123V125L157 124H153L152 125V123H153V121H152V123L150 124V123H148L149 121H148V118H147V120L146 121H148L147 123H146V121H145V119L143 120L142 119V121L144 122H142L141 121V118H143L146 114H144V116L143 117H138L139 119H137L138 121H141V124H139L140 122H137V124H139V125H137V126H135V124H136V122H135V124H133L134 126H132L131 127V125H130V127H129V129L130 130H127L126 129V127L127 126H129V125H127L126 126V124H128V122L125 124V131H124V129L122 128V130H117L120 126L118 125V122H116L117 124H113V126H115V125H118V126H116V130L119 132V134L117 133V136L118 137H116V135H115V133L117 132L116 130H114V131H116L115 133H114V131H111V134L113 135H115V137L116 138H118L117 139V141H118V144H115V139L113 140V141H111V142H113V149L114 148H116L117 147V149H118V153L116 152V154H118V156L115 154V151H116V149H114L115 151H114V155L113 156H115L116 157V160L117 161H119L118 162V165H119V163H120V165L121 166H118V165H111L110 166V164H108L109 166H106L105 165V163H104V166L102 167L101 166V164H100V166L102 167L101 168V173H102V175H105L104 177H103V179L104 178H106L107 180V182H105V180H102L100 177L101 176H99V179L98 180H102L101 182H103V183H100V181L98 182V180H96L98 177H95L96 179L94 180V181H96L95 182V185H94V182H93V185H94V187H96V189L98 190L97 192H99V188H100V190H104V189H108L110 186H111V182H109V180H108V178L111 176L112 178H113V180L115 181L116 179H120V182L122 181L121 179H123V183L124 182H127V180H126V178H128V176H130V175H128L129 173L131 174V172H130V170L131 169H134L136 172H134V173H137L138 175H140V172H141V170H138L139 168V166H141V164H144V163H142V158L141 157H146V156H144V154L146 155H148L149 157H151L150 159L153 161L152 163H153V165L156 163H159V161H162L161 159H163V157H164V154H163V152H162V154H161V152H159V151H161V149H162V145H163V143H167V141H169V138H164L165 136H167L168 134H169V136L171 135V136H173V137H176V138H173L172 140H170L171 142H168L167 144H169V143H171L170 144V146L169 147H167V149H166V151H165V148L166 147H164V152H166V153H168L169 154V152H167V151H170V154H169V156L170 155H175L174 154V152L178 149V147L179 146H181L182 147V144L181 143H183V142H181L179 145H177V144H175L176 142L175 141H178L179 139V137L181 138V136H179V137H177V135L175 134V133H173V134H171L170 132H169V130H171L172 131V129H174V131L176 130H179V132H181L180 130H182V132L180 133L181 135H182V133L184 134V131L183 130H185L186 129V131L188 130V132L189 133H187L186 131H185V133L186 134H184L185 136V139H186V136L187 135H192V137H193V134H194V139H195V137L197 138L198 136L200 137H198L197 139L199 140V142L198 143H196V145L198 144L199 145V147H202V149L201 150H203V151H206V150H208L209 149V146H210V144H219L220 143V141L218 142V137L216 138L215 137V135L216 134H214V136H213V133H215V132H218L219 133V135L221 134V135H223L224 133L225 134H229L230 133V131H231V129H230V131H229V129H228V131L227 132H229V133H227L225 130L223 131V130H209V131H207L206 129H207V127H208V125H207V127H206V129H205V131L206 132H203V136L201 135L200 136V134H198V136H197V134H196V132L194 133L193 131H190V130H194L196 127H192L193 126V124H194V126H196L197 125V128H199L201 125H198L199 123H201L202 122V124H203V121H201V119L203 118V120H204V124L205 123H214V125H218L220 122H218V120H221V124H223L224 126H223V128L225 127V125L228 123V121H229V123H232L231 125H233L234 124V126H236L237 128H238V132H242L244 129H247V128H245L246 126H249V125H253L252 123L251 124H249L248 125V123L246 122V118L245 117H248L249 116V119L251 118V120H253V119H256V120H259L260 119V116L262 117V118H264L262 115H264V114H262V113H264V109H262V107H261V109H262V112L261 111H259L260 110V104L262 105L263 104V102L262 101H264L263 100V95H264V58H262V57H264L263 55L264 54H259V56H254V55H256L257 53H258V51L259 50H261L262 48H264V45H262V47H261V49H257V50H255L254 49V51L256 52V54H254L255 52L253 51V50H251V55H249L248 56V54H247V52L249 51V49H251V45H252V43L250 42L251 40H250V38H249V40L248 41H246V42H250L251 44H249V43H243L242 41H241V43L243 44V50H242V46H240L241 47V50H242V52H244V50H246V49H248L247 47H248V45L249 46H251V47H249V49H248V51L246 52V54H247V56L248 57H255L252 61H253V63H252V61L250 62L251 64L250 65H247V62H248V59L246 60V62H244L243 64L244 65H241V66H243L242 68H240L241 66H238L239 68L237 69L236 67L237 66H235V67H233V69H231V67H228V66H226V67H223L221 64H219V65H214V64H210L211 66H205L204 65V63L202 64V65H204L205 67H200L201 65H200V60H201V63L203 62V60L204 59H206L207 61H210V60H208L207 59V57L206 56H204V57H202V56H198V54L197 53H195V52H193V50H197V47L199 46V45H204V43H208L207 45H204V46H210L211 44L210 43H214V41L213 42H211V40H212V38H216V36H218L219 34V32H218V26H216L215 25V27H217L218 29H216L215 28V30H213L214 28V26L212 27V30L213 31H209L210 29H209V27L207 28V29H203V30H200L199 32H197L196 34H194V35H188V36H186L184 33H182V32H179V33H177L176 32V30H178L179 31V29L177 28L178 27V25H180L179 23L181 22V20L179 19V16H180V14L181 13H179V12ZM183 11V10H182ZM181 11V12H182ZM185 11V10H184ZM188 11V12H189ZM204 11L202 12L203 14H204ZM213 11H215V10H213ZM215 11V12H216ZM26 13H27V15L25 14V16H29V11L27 12V10L25 11ZM75 13H76V11H74ZM86 12L84 13V14H86ZM93 12H92V14H93ZM138 12H140V9H139V11ZM160 12V11H159ZM167 12V11H166ZM194 12V13H195ZM201 12V11H200ZM199 12V13H200ZM21 12H19V14H20ZM32 13H35V12H32ZM42 13L43 12H41L40 14H41V16H42ZM147 13V12H146ZM153 13V12H152ZM158 13V12H157ZM185 13H187V11L185 12ZM191 13H193V12H191ZM191 13H190V15H191ZM193 13V14H194ZM207 13V14H206ZM214 13V12H213ZM22 14H24L23 12H22ZM30 14H31V11H30ZM36 14V13H35ZM34 14V15H35ZM39 14V15H40ZM44 14V13H43ZM73 14V13H72ZM144 14V13H143ZM147 14H149V13H147ZM146 14V15H147ZM159 14V13H158ZM161 14V13H160ZM164 14V13H163ZM134 15H136V13L134 14ZM150 15V14H149ZM153 15H155V13L153 14ZM162 15V14H161ZM166 15V14H165ZM165 15H162L161 17H163V16H165ZM181 15H183V17L186 15L187 16V14H184V12H183V14H181ZM189 15V16H190ZM196 15V14H195ZM200 15V14H199ZM198 14L196 15V16H199ZM216 15V17H214ZM10 16V15H9ZM19 16H21V14L19 15ZM18 16V17H19ZM24 16V15H23ZM23 16H21V17H23ZM33 16V15H32ZM31 15H30V17H32ZM40 16V17H41ZM73 16H76V15H73ZM86 16V15H85ZM84 16V17H85ZM88 16H90V15H88ZM138 16V15H137ZM142 16V15H141ZM185 16V17H186ZM188 16V17H189ZM191 16H193V15H191ZM227 16V17H226ZM15 17V16H14ZM14 17H12V18H14ZM21 17H19V18H21ZM36 17V16H35ZM34 17V18H35ZM43 17V16H42ZM50 16H48L47 15V19L49 18ZM150 18H151V15L149 16ZM148 17V18H149ZM157 17H159V16H157ZM166 17V16H165ZM5 18H7V17H5ZM26 18V17H25ZM29 18V17H28ZM27 18V19H28ZM36 18H38V17H36ZM45 18V17H44ZM44 18H38V20H40V22L44 19ZM77 18V17H76ZM78 18H80V17H78ZM77 18V19H78ZM90 18H91V16H90ZM130 18V17H129ZM138 18V17H137ZM142 18V17H141ZM189 18H191V17H189ZM215 18H216V20L217 21H215ZM224 18H222V20L224 19ZM263 18V17H262ZM9 19V18H8ZM10 19H11V17H10ZM15 20L16 19H18V18H14ZM14 19H12V21H9V22H12L13 23V20ZM51 19V18H50ZM49 19V20H50ZM72 19V18H71ZM70 19V20H71ZM81 19H83V18H81ZM139 19H140V17H139ZM144 19H145V17H144ZM164 19V18H163ZM228 19V18H227ZM245 19V20H244ZM259 19H261L260 21H262V22H259ZM19 20V19H18ZM22 20L24 21L25 19H24V17L22 18ZM37 20V19H36ZM45 20V19H44ZM43 20V21H44ZM69 20V19H68ZM76 20V19H75ZM119 20V21H118ZM125 20V22H123ZM138 20V19H137ZM148 20V19H147ZM179 20V21H178ZM221 20V21H222ZM225 20H223V21H225ZM19 21H21V20H19ZM48 21V20H47ZM46 21V22H47ZM77 21V20H76ZM78 21H79V19H78ZM83 22H84V20H82ZM120 21V22H121ZM136 21V20H135ZM140 21H142V20H140ZM151 21V20H150ZM195 21V22H196ZM226 21H228V20H226ZM225 21V22H226ZM17 21H15V23H16ZM22 22V21H21ZM21 22H18V24H20ZM36 24V23H33L32 21H28V23L27 24ZM50 22V21H49ZM117 22V23H116ZM153 22V21H152ZM184 22V21H183ZM189 22V21H188ZM191 22V21H190ZM203 22V23H202ZM207 23L206 25H204V23ZM225 22H223V24H225ZM235 22H232V23H234L233 25H235L236 23ZM11 23V24H12ZM82 23V22H81ZM81 23L79 24V25H81ZM115 23L117 24V25H115ZM137 23H138V21H137ZM145 23H147V21L145 22ZM149 23V22H148ZM148 23H147V25H148ZM186 23V25L188 24L187 22H185ZM185 23H184V25H185ZM230 23V22H229ZM232 23H230V24H232ZM238 23H240V22H238ZM237 23V24H238ZM240 23V24H241ZM256 23V24H257ZM10 24V23H9ZM14 24V23H13ZM12 24V25H13ZM22 24V23H21ZM44 24H46V23H44ZM50 24H51V22H50ZM67 24V23H66ZM114 24V26H111V25H113ZM120 24V23H119ZM135 24V23H134ZM144 24V23H143ZM149 24H152V23H149ZM156 24V23H155ZM189 24H191V23H189ZM208 24H211V25H208ZM229 24V27L230 26H232V25H230ZM38 25V24H37ZM36 25V26H37ZM78 25V24H77ZM106 25H107V27H106ZM140 25H141V23H140ZM183 25V24H182ZM182 25H180V26H182ZM184 25H183V28H182V30L184 29ZM185 25V26H186ZM194 25H196V24H194ZM264 26V24H259V26H261L262 28H263V26ZM17 26V25H16ZM19 26V25H18ZM34 26V25H33ZM38 26H40V25H38ZM47 26V25H46ZM75 26V25H74ZM103 26V27H102ZM115 26H117V27H115ZM222 26V25H221ZM224 26V25H223ZM258 26V25H257ZM256 25H255V27H257ZM259 26L257 27L258 29H260L259 28ZM35 27V26H34ZM101 27H102V29H101ZM113 27H115V28H113ZM198 27H199V25H198ZM236 27V26H235ZM239 27H240V25H239ZM254 27V29H256ZM9 28H11L10 26H9ZM16 28H18V27H16ZM15 28V29H16ZM40 28H41V26H40ZM43 28V27H42ZM68 28V27H67ZM106 29V31H107V33L105 32V34L103 33V30H105ZM185 28H187V26L185 27ZM203 28V27H202ZM225 28H227V26H225L224 28L222 27V30H225ZM248 28H246V30L248 29ZM3 29V28H2ZM20 29V28H19ZM19 29H17L18 31H19ZM45 28H43V30H44ZM81 29V30H80ZM193 29V28H192ZM233 29V28H232ZM237 29H238V27H237ZM240 29H243L242 27L241 28H239V30L237 31V30H234L235 32H231V29H229V31L228 32H231L230 33V35H233V34H238L240 31L242 32V30H240ZM252 29H250V31L252 30ZM253 29V30H254ZM257 29V30H258ZM1 30V29H0ZM7 30H8V28H7ZM10 30V29H9ZM64 30V29H63ZM73 30H74V28H73ZM80 30V31H79ZM180 30H181V27H180ZM194 30V29H193ZM193 30H191V31H193ZM220 31H222L221 29H219ZM228 30V29H227ZM264 30V29H263ZM2 31V30H1ZM99 31V30H98ZM127 31V34L125 33ZM188 32L190 31L189 30V28H188V30H187ZM217 31V32H216ZM244 31V30H243ZM247 31H249V30H247ZM247 31H245V32H247ZM15 32V31H14ZM17 32V31H16ZM66 32V31H65ZM73 32V31H72ZM92 32V33H91ZM120 32V31H119ZM132 32V33H131ZM196 32V31H195ZM217 33V34H213V33ZM240 32V33H241ZM252 32V31H251ZM257 32V31H256ZM262 33H260V35H258V38L259 39H261V40H263L264 39V31H261ZM1 33V32H0ZM5 33V32H4ZM3 33V34H4ZM97 33V32H96ZM240 33H239V36H241L240 35ZM242 33H244V32H242ZM248 33V32H247ZM246 33V34H247ZM255 33V32H254ZM2 34V33H1ZM19 34V33H18ZM17 34V35H18ZM103 34V35H102ZM123 34H125L124 36H125V38H124V36H123ZM137 34V35H136ZM193 34V33H192ZM251 34V33H250ZM16 35V36H17ZM117 35H119V37L116 36ZM222 35H224V42L225 43H229L230 42V40H228V36H225V34H222ZM230 35H229V37H230ZM1 36V35H0ZM94 37V43H93V40L91 41V37ZM100 36V34L98 35V37ZM234 36V35H233ZM233 36H231L232 38H233ZM238 36V35H237ZM245 36V35H244ZM2 37V36H1ZM13 37H15V36H13ZM21 37V36H20ZM19 37V38H20ZM23 38H26V37H24V36H22ZM64 37V36H63ZM63 37H62V39H63ZM136 37H134V38H136ZM219 37V36H218ZM220 37H222V36H220ZM235 37V36H234ZM249 37V36H248ZM255 37V36H254ZM253 37V38H254ZM127 38V39H126ZM214 38V40H216V42H217V40H219V39H221L222 40V38H219V39H215ZM239 38V37H238ZM238 38L236 39V41L238 40ZM242 38V37H241ZM241 38H239V39H241ZM246 38V37H245ZM253 38L251 37V39L253 40ZM257 38V37H256ZM4 39V38H3ZM13 39V38H12ZM16 39V38H15ZM28 39V38H27ZM27 39H24V41H26ZM226 39V40H225ZM234 39V38H233ZM11 39H9V41H10ZM20 40V42H22L21 41V39H19ZM23 40V39H22ZM30 40V39H29ZM65 40V39H64ZM100 40V39H99ZM135 40V41H134ZM210 40V43L208 42ZM232 40V39H231ZM257 40V39H256ZM28 41V40H27ZM33 40H31L30 42H32ZM111 41V42H112ZM122 41H120L121 43H122ZM229 41V42H228ZM254 41V40H253ZM252 41V42H253ZM259 41V40H258ZM258 41H255V42H257L258 43ZM4 42H6V41H4ZM16 42H18V41H16ZM97 42H99V41H97ZM102 42H104V41H102ZM111 42H108V43H111ZM114 42V43H115ZM128 42L126 41V43H127V45H128ZM222 41H220L219 40V42H217V43H215V44H220V45H222L223 46V44L225 45V43L224 42H222ZM232 42H234V41H232ZM254 42V43H255ZM263 42H264V40H263ZM8 43V44H7ZM6 44L7 45H9V42H7ZM10 43H11V41H10ZM27 44H28V42H26ZM119 43V42H118ZM238 43H239V41H238ZM0 44H2L1 42H0ZM21 43H18V46L20 45ZM26 44V45H27ZM29 44H31V43H29ZM28 44V45H29ZM32 44H33V42H32ZM50 44H52V43H50ZM49 44V45H50ZM59 44V43H58ZM93 44V45H92ZM101 44V43H100ZM113 44V43H112ZM232 44V43H231ZM236 44V43H235ZM240 44V43H239ZM241 44V45H242ZM244 44H248L246 47H244ZM260 44H262V43H260ZM259 44V45H260ZM3 45H5L4 43H3ZM14 45L16 46V43L14 42ZM13 45V46H14ZM25 45V44H24ZM25 45V46H26ZM27 45V46H28ZM84 45H87V47L86 46H84ZM106 46H107V44H105ZM120 45V44H119ZM118 45V46H119ZM122 45V44H121ZM124 46H125V44H123ZM126 45V46H127ZM214 45V44H213ZM213 45H211V46H213ZM234 45V44H233ZM237 45V44H236ZM258 45V46H259ZM2 46V45H1ZM14 46V47H15ZM29 46H32V45H29ZM35 46V45H34ZM37 46H39V44L37 45ZM46 46V45H45ZM51 46V45H50ZM59 46H60V44H59ZM102 46V45H101ZM100 46V47H101ZM111 46V45H110ZM130 46V45H129ZM128 46V47H129ZM192 46V48H187V47H191ZM195 46H197V47H195ZM209 47V52L210 53H208V50H207V52L206 53H208L207 55L208 56H210V54H212V53H214L213 51H212V53H211V50H212V48L213 47ZM215 46V45H214ZM227 46V45H226ZM230 43H229V45L227 46V47H229L230 48ZM239 46V45H238ZM256 46V45H255ZM3 48L1 49L2 51H3V49H4V47H6V49H7V46H2ZM9 47V46H8ZM13 47V48H14ZM19 47H21L20 48V51L21 50H23L22 49V47H23V45H21V46H19ZM19 47H17V48H15L16 49V51L18 50V48ZM48 47V46H47ZM51 47H53V46H51ZM50 47V48H51ZM95 47H96V45H95ZM95 47L93 48V51H95L94 49H95ZM98 47H99V45H98ZM98 47H96L97 49V51H102V47L100 48V50H99V48ZM115 47V46H114ZM187 48V51H192V53L191 54H195V55H197V57H195V58H200V60H199V62H198V64H199V68L196 66V65H193L191 62V64L193 65V66H196V67H192V65H189L190 63H187V62H189V61H195L194 62V64H197L196 63V60L198 61V59H196L195 60V58H194V56H193V58H192V56H191V54H189L188 52V54L190 55H188V57H190L189 58V60H188V58H185L186 57V55H187V53L185 52V48ZM200 47V46H199ZM219 47V46H218ZM221 47V46H220ZM224 47V46H223ZM233 47H235V46H233ZM233 47H231V49L233 48ZM257 47V46H256ZM12 48V47H11ZM23 48H25L26 50L27 49H29V47L28 48H26V47H23ZM32 48H33V46H32ZM36 48V47H35ZM46 48V47H45ZM49 48V47H48ZM49 48V49H50ZM55 48H57L56 46H55ZM60 48V47H59ZM104 48H107L108 50H109V48L108 47H104ZM118 48V47H117ZM119 48H122V47H119ZM195 48V49H194ZM201 48V47H200ZM216 48V47H215ZM254 48V45H253V47H252V49ZM5 49V50H6ZM25 49H24V51H25ZM41 49L42 48H40V51H41ZM44 49V48H43ZM52 49V48H51ZM54 49V48H53ZM92 49V48H91ZM116 49V48H115ZM125 49V48H124ZM131 49V47L128 49V50H130ZM133 49H131L132 51H133ZM136 49V50H135ZM182 49H183V51H182ZM189 49V50H188ZM192 49V50H191ZM211 49V50H210ZM214 49V48H213ZM218 49V48H217ZM221 49V48H220ZM225 49L226 48H223V50H224V52H225ZM235 49H237L236 47H235ZM234 49V50H235ZM5 50L3 51L4 53H5ZM37 50V49H36ZM35 49H34V51H36ZM47 50V49H46ZM56 50V49H55ZM105 51L106 53L107 52H109V51ZM114 50V49H113ZM112 50V51H113ZM118 51H119V49H117ZM127 50V51H128ZM201 50V49H200ZM202 50H204V49H202ZM223 50H221L220 52L218 51V50H216L217 52H219V53H221ZM228 50V49H227ZM227 50H226V52H227ZM241 50L239 51V50H237V51H239V52H241ZM264 49H262V51H263ZM10 51H11V49H10ZM10 51H9V53H10ZM29 51V50H28ZM27 51V52H28ZM38 51V50H37ZM51 51V50H50ZM110 51H111V49H110ZM117 51V52H118ZM122 51V50H121ZM133 51V52H134ZM198 51H199V49H198ZM197 51V52H198ZM205 51V50H204ZM203 51V52H204ZM229 51V50H228ZM2 52V53H3ZM27 52H25V54L27 53ZM47 52V51H46ZM116 52V51H115ZM129 52V51H128ZM127 52V53H128ZM179 52H181L180 54H182V52H184V53H186V54H184V56H182V55H180L179 54ZM224 52H223V54H224ZM233 52V51H232ZM231 52V53H232ZM236 52V51H235ZM1 53V55L3 56V54ZM7 53V52H6ZM5 53V54H6ZM22 53V52H21ZM24 53V52H23ZM33 53V52H32ZM31 53V54H32ZM42 53H43V51H42ZM95 53V52H94ZM104 53V52H103ZM119 53H121L120 51H119ZM119 53L117 54V56L119 55ZM122 53H124L125 54V52L124 51H122ZM130 53H132L131 51H130ZM199 54H201L200 53V51L198 52ZM205 53V52H204ZM218 53V54H219ZM227 53H229V52H227ZM245 53V52H244ZM243 53V54H244ZM260 53V52H259ZM12 54V53H11ZM17 54H18V52H17ZM35 54H37V52L35 53ZM35 54H33L34 56H37V55H35ZM44 54V53H43ZM46 54V53H45ZM54 54V53H53ZM52 54V55H53ZM97 54V53H96ZM101 54V53H100ZM109 54H112V52L111 53H109ZM116 54L114 53V54H112V56L113 55H115V57H117L116 56ZM133 54H135V53H133ZM147 54V53H146ZM168 54V55H167ZM226 54V53H225ZM224 54V55H225ZM236 54V53H235ZM240 54V53H239ZM22 55V54H21ZM24 55V54H23ZM38 55H40V54H38ZM49 55H48V57H49ZM105 55V54H104ZM121 55V54H120ZM128 54H126V56H127ZM130 55V54H129ZM156 55H155V57H156ZM206 55V54H205ZM222 55V54H221ZM221 55H220V61H222V59H221ZM229 55H230V53H229ZM237 55V54H236ZM245 55V54H244ZM262 55V56H261ZM2 56H0L1 58H2ZM9 56V55H8ZM8 56H6V57H8ZM13 56H14V54H13ZM25 56V55H24ZM27 56V55H26ZM29 56V55H28ZM31 57H32V55H30ZM94 56H97V55H95L94 54ZM109 56H111V55H108L107 57L110 59L111 57H109ZM124 56V55H123ZM125 56V58H126V60H127V57ZM133 56V55H132ZM138 56V55H137ZM136 56V57H137ZM148 56V55H147ZM217 56V55H216ZM227 56L228 55H225V58H227ZM235 56V55H234ZM239 56V55H238ZM246 56V55H245ZM261 56V57H260ZM47 57V56H46ZM84 57H83V59H84ZM89 57V58H90ZM100 57H101V59H102V57H103V55L101 56L100 55ZM114 57V56H113ZM119 57V56H118ZM139 57V56H138ZM144 58L143 59H147V58H145V56H143ZM206 57V58H205ZM212 57H213V55H212ZM212 57H210V58H212ZM215 57V56H214ZM219 57V56H218ZM232 56L230 55V57H229V59L231 58ZM240 57H242V55L240 56ZM240 57H238V58H240ZM244 57V56H243ZM242 57V58H243ZM10 58V57H9ZM29 58V57H28ZM42 58H44V56L42 57ZM41 58V59H42ZM85 58V59H86ZM96 58V57H95ZM99 58V57H98ZM124 58V57H123ZM133 58H135V56L133 57ZM201 58H203V60L201 59ZM216 58V57H215ZM215 58H212L213 60H217V59H215ZM223 58V57H222ZM233 58V57H232ZM236 58V57H235ZM237 58V59H238ZM241 58V59H242ZM7 59V58H6ZM6 59H4V60H6ZM21 59V58H20ZM27 59V58H26ZM30 59H27L28 61H29V63L31 62V60ZM75 59V58H74ZM73 59V60H74ZM79 59V60H80ZM113 58H111V60H112ZM116 59H118V58H116ZM120 59H121V57H120ZM129 59V58H128ZM132 59V58H131ZM142 59V60H143ZM228 58L226 59V60H229ZM246 59V58H245ZM244 59V60H245ZM250 59V58H249ZM11 60V59H10ZM10 60H8L7 62H9ZM22 60H23V58H22ZM77 60V59H76ZM89 60V59H88ZM93 61L95 60V59H92ZM108 60V59H107ZM133 60V59H132ZM136 60V59H135ZM138 60V59H137ZM142 60L141 61H139V64H140V62H142ZM151 60V59H150ZM212 60V61H213ZM1 61V60H0ZM11 61H14L13 59L11 60ZM20 61V60H19ZM37 61V62H36ZM82 61V60H81ZM90 61V60H89ZM89 61H88V63H89ZM103 61V60H102ZM112 61H114V59L112 60ZM158 61V60H157ZM156 61V62H157ZM160 61V60H159ZM158 61V62H159ZM211 61V62H212ZM214 61V62H215ZM3 62L4 61H2V64H3ZM6 62V63H7ZM79 62V61H78ZM91 62V61H90ZM97 62V61H96ZM100 62V61H99ZM108 63H109V61H107ZM121 62V61H120ZM119 62V63H120ZM125 62V61H124ZM126 62H130V61H126ZM137 62V61H136ZM147 63V60L146 61H144L143 60V63ZM149 62V61H148ZM186 62V64H184ZM218 62V61H217ZM217 62H215V63H217ZM228 62V61H227ZM227 62H223V63H226V65H227ZM238 62H241L240 64H242V61H240L239 59H238ZM1 63V62H0ZM12 64H13V68H14V62H11ZM16 63L17 62H15V65H16ZM25 63V62H24ZM28 63V65H30ZM37 63V64H36ZM72 63V62H71ZM71 63H70V66L68 67V71H71V69H72V67H74V66H72L71 67ZM73 63H76V62H73ZM72 63V64H73ZM81 63V62H80ZM84 63H86L85 62V60H84ZM92 63V62H91ZM103 63V62H102ZM105 63H106V61H105ZM114 63V62H113ZM132 63V65H128V66H130L129 68H132L131 66H133V64L135 63H133V61L131 62ZM220 63V62H219ZM235 63V62H234ZM18 64V63H17ZM82 64V63H81ZM92 64H95V63H92ZM100 64H101V62H100ZM110 64V63H109ZM115 64H116V61H115ZM114 64V65H115ZM118 64V63H117ZM122 64V63H121ZM124 64V63H123ZM137 64V63H136ZM188 64V65H187ZM232 64V63H231ZM230 64V65H231ZM239 64V65H240ZM7 65H8V63H7ZM79 65V64H78ZM77 65V66H78ZM106 65V64H105ZM105 65H104V67H105ZM114 65H112L113 67H111L112 68V70L114 69ZM138 65V64H137ZM144 65H146V64H144ZM184 65H187V67L185 66V68H184ZM236 65V64H235ZM17 66V65H16ZM19 66H21V65H19ZM75 66H76V64H75ZM85 68L88 66V64H87V66L86 65H83ZM95 66V65H94ZM96 66H98V63H97V65ZM101 66V65H100ZM103 66V65H102ZM107 66V65H106ZM118 66H120V65H118ZM117 66V67H118ZM124 66V65H123ZM134 66H136V65H134ZM143 66V65H142ZM4 67H6V66H3V68ZM12 67V66H11ZM10 67V69H13V68H11ZM27 67H29V66H27ZM26 67V68H27ZM107 67H109V65L107 66ZM117 67H116V65H115V69H117ZM121 67H122V65H121ZM124 67H126V66H124ZM137 67V66H136ZM141 67V66H140ZM192 67V68H191ZM9 68V67H8ZM7 68V69H8ZM67 68V67H66ZM102 69H104L103 67H101ZM128 68V67H127ZM127 68H125L126 69V71H129V69L127 70ZM134 68V67H133ZM143 68H144V66H143ZM229 68V69H228ZM5 69V68H4ZM10 69H8V70H10ZM15 69V68H14ZM13 69V70H14ZM51 69H52V71H51ZM65 69V68H64ZM63 69V70H64ZM70 69V70H69ZM83 69V68H82ZM106 69V68H105ZM118 69H119V67H118ZM136 69V68H135ZM13 70L11 71V72H13ZM56 70V72H57V74H60L59 73V71H57ZM66 70V69H65ZM79 70V69H78ZM90 71H91V68L89 69ZM122 70H124V69H122ZM6 71V70H5ZM67 71V70H66ZM67 71V72H68ZM74 71V70H73ZM73 71H71V72H73ZM101 71V70H100ZM105 71V70H104ZM119 71H121V70H118V72ZM125 71V70H124ZM124 71H122V73L124 72ZM131 71H133V70H131ZM130 71V72H131ZM1 72V71H0ZM14 72H16V71H14ZM79 72H81V71H79ZM86 72V71H85ZM107 72V71H106ZM111 72V71H110ZM109 72V73H110ZM114 72V71H113ZM5 73V72H4ZM53 73H54V71H53ZM69 73V72H68ZM82 73V72H81ZM101 73V72H100ZM108 73V72H107ZM108 73V74H109ZM117 73V72H116ZM122 73H120V75L122 74ZM128 73V72H127ZM137 73V72H136ZM2 74V73H1ZM0 74V75H1ZM73 74V73H72ZM78 74V73H77ZM113 74V73H112ZM111 74V75H112ZM4 75V74H3ZM9 75V74H8ZM11 75V74H10ZM53 75V74H52ZM80 74H78V76H79ZM89 75V74H88ZM93 76H94V74H92ZM106 75V74H105ZM104 74L101 76V77H103V76H105ZM110 75V76H111ZM115 75V74H114ZM114 75H112L111 77H109V79H111ZM124 75H128V74H124ZM130 75V74H129ZM135 75V74H134ZM133 75V76H134ZM137 75V74H136ZM138 75V76H139ZM181 75V76H180ZM21 78H20V77ZM77 76V75H76ZM95 76H97V75H95ZM108 76V75H107ZM116 76V75H115ZM117 76H119V75H117ZM132 76V75H131ZM7 77V76H6ZM54 77H55V75H54ZM84 77V76H83ZM92 77V76H91ZM99 77V79L98 80H100V76H98ZM122 77V76H121ZM126 77V76H125ZM4 78V77H3ZM49 78V79H48ZM73 78V77H72ZM79 78V77H78ZM84 78H86V77H84ZM87 78H88V76H87ZM95 78H97V77H95ZM95 78L93 77V78H91V79H94L95 80ZM130 78V77H129ZM189 78H191V80L189 79ZM193 78L194 79H196V78H198V80H197V82L194 80V82H192V80H193ZM71 79V78H70ZM75 79V78H74ZM104 79V78H103ZM114 79V82H116L115 81V78H112V80ZM116 79H117V77H116ZM121 80H123V78H120ZM142 79V80H141ZM1 80V79H0ZM8 78H7V82H8ZM11 80V79H10ZM55 80H56V78H55ZM64 80V79H63ZM78 80V79H77ZM81 80H84L82 77H81ZM93 80V81H94ZM97 80V79H96ZM106 80H108V77H107V79ZM105 80V81H106ZM111 80V81H112ZM118 80V79H117ZM120 80V81H121ZM126 80H128V79H126ZM125 80V78H124V81H125V83H123L122 81V83L123 84H125V86H127V81ZM130 81L132 80V82H130V83H132V84H134L135 82V80L134 79H129ZM134 80V81H133ZM1 81H5L4 79L3 80H1ZM58 81V80H57ZM60 81V80H59ZM89 81H90V78H89ZM109 82H110V80H108ZM188 81H191L192 83H190V82H188ZM11 82H12V80H11ZM10 82V83H11ZM48 82V81H47ZM47 82H46V84H47ZM62 82V81H61ZM65 82V81H64ZM71 82H73V81H71ZM92 82V81H91ZM91 82H88L89 84L91 83ZM95 82V81H94ZM93 82V83H94ZM97 82V81H96ZM95 82V83H96ZM113 82V81H112ZM114 82L111 84V86L112 85H115L114 84ZM196 82V83H195ZM60 83V82H59ZM66 83H68V82H66ZM98 83H100V82H98ZM111 83V82H110ZM110 83H107V84H109V86H110ZM117 83H119V82H117ZM137 83V85H139L138 84V82H136ZM135 83V84H136ZM1 84V83H0ZM5 84H6V82H5ZM46 84H45V87H46ZM54 84V83H53ZM63 84V83H62ZM102 84H104V81H103V83ZM101 84V85H102ZM119 84H121V83H119ZM122 84V85H123ZM134 84V85H135ZM172 84V85H171ZM2 85H4V83L2 82ZM48 85V84H47ZM59 85V84H58ZM64 85H65V83H64ZM74 85V84H73ZM81 85V84H80ZM86 85H88V84H86ZM95 86H96V84H94ZM133 85V86H134ZM168 85H169V87H168ZM41 86V85H40ZM39 86V84H38V88L40 87ZM50 85H48V87H49ZM62 86V85H61ZM66 86V85H65ZM61 87V88H67L68 87V85H67V87ZM78 86V85H77ZM76 86V87H77ZM82 86H84V84L82 85ZM90 86H91V84H90ZM118 85H116V87H117ZM132 85H130V87H131ZM47 87V90L46 89H44V94H45V90H46V92H50L49 91V89L52 91L53 89H51V88H48ZM59 87H60V85H59ZM73 87V86H72ZM87 87H89V86H87ZM92 87V86H91ZM99 87V86H98ZM97 87V88H98ZM101 87V86H100ZM99 87V88H100ZM105 87V86H104ZM104 87H102V88H104ZM116 87H114V88H116ZM124 87V86H123ZM122 87V88H123ZM130 87H129V89H130ZM138 87V88H139ZM147 87V88H148ZM162 87V86H161ZM163 87H164V85H163ZM41 88V87H40ZM43 88V87H42ZM52 88H54V87H52ZM57 88V87H56ZM90 88V87H89ZM89 88H87V89H89ZM112 88H113V86H112ZM111 88V89H112ZM136 87H134L133 89H135ZM148 88V89H149ZM165 88V87H164ZM60 89V88H59ZM67 89H69V88H67ZM72 89H74V87L72 88ZM78 89V88H77ZM101 89V88H100ZM116 89H118V87L116 88ZM126 89H127V87H126ZM137 89V88H136ZM135 89V91H133V92H136V91H138V90H136ZM161 89V88H160ZM163 89V88H162ZM30 90V93L31 92H33L31 95H34V96H31V97H33L34 98V100H33V98H32V100L30 99V101L29 102H31L32 101V103H29L28 102V104H25L24 105V103L21 101V99H19V98H17L18 100H20V102L19 103H21V105H20V107H18V106H14V105H16V103H14V98H16V96H18L19 97V95L18 94H20V97H21V95H22V93H25V91H29ZM35 90V91H34ZM43 90V89H42ZM55 90V89H54ZM57 90V89H56ZM55 90V91H56ZM94 90V89H93ZM114 90V89H113ZM122 90V89H121ZM120 89L118 90L119 92H122ZM132 90V89H131ZM141 90V89H140ZM139 90V91H140ZM159 90V89H158ZM165 89H163V91H164ZM71 91V90H70ZM73 91V90H72ZM88 91V90H87ZM90 91V90H89ZM88 91V92H89ZM118 91H116V93L118 92ZM124 91V90H123ZM159 91H162V90H159ZM159 91H157V92H159ZM54 92V91H53ZM60 92V91H59ZM75 92V91H74ZM114 92V91H113ZM126 92H127V90H126ZM130 92V91H129ZM156 92V93H157ZM165 92L166 91H164V94H165ZM30 93H29V95H28V97L30 96ZM61 93V92H60ZM64 93H65V91H64ZM90 93V92H89ZM93 93H95V94H97L98 93V89H97V92H92V94ZM99 93H100V91H99ZM110 93H112V91H110ZM128 93V92H127ZM155 93V92H154ZM162 93V92H161ZM28 94V93H27ZM43 93L41 92L40 93V95H42ZM43 94V95H44ZM50 94V93H49ZM57 94V93H56ZM67 94V93H66ZM70 94V93H69ZM73 94V93H72ZM88 94V93H87ZM101 94V93H100ZM108 94V93H107ZM113 94V93H112ZM122 94H123V92H122ZM131 94V93H130ZM136 94H135V96H136ZM160 94V93H159ZM163 94V95H164ZM24 95V94H23ZM52 95H54V94H52ZM60 95H62V94H60ZM75 95H77V93L75 94ZM84 95V94H83ZM94 95V94H93ZM114 95V94H113ZM116 95V94H115ZM132 95V94H131ZM155 95V94H154ZM25 96V95H24ZM35 96H37L36 98H35ZM48 96V95H47ZM70 96V95H69ZM73 96H74V94H73ZM78 96H82V95H78ZM106 96V95H105ZM108 96V95H107ZM107 96L105 97V100H106V98H107ZM117 96V95H116ZM115 96V97H116ZM120 96H123L124 98H125V96L124 95H120ZM126 96H128L129 97V95H126ZM168 96V97H167ZM263 96V97H262ZM27 97V98H28ZM51 97V96H50ZM66 97V96H65ZM84 97H85V95H84ZM91 97H93L92 95H91ZM109 97V96H108ZM155 97H158V95L156 96L155 95ZM159 97H158V99H159ZM25 98H26V96H25ZM40 98H41V96H40ZM49 98V97H48ZM52 98L54 99L55 97H53L52 96ZM52 98H50V99H52ZM67 98V97H66ZM94 98H96V97H94ZM93 98V99H94ZM102 98V97H101ZM111 98V97H110ZM118 98V97H117ZM120 98V97H119ZM122 98V97H121ZM120 98V99H121ZM133 98L136 100V98H138V99H140L139 97H137L136 96V98L133 96ZM39 98H37V100H38ZM44 99V98H43ZM42 99V101H44ZM56 99V98H55ZM64 98H61V99H59V98H57L55 101H54V103H53V101L51 102L52 104H53V107L55 106H62V103L63 102H61V105H56V104H59V101H65V99L63 100ZM80 99V98H79ZM83 99V98H82ZM99 99V98H98ZM103 99V98H102ZM120 99H119V101H120ZM123 99V98H122ZM131 99V98H130ZM152 99V98H151ZM154 99V98H153ZM262 99V100H261ZM26 100V99H25ZM46 100V99H45ZM57 100H59V101H57ZM85 100V99H84ZM97 100V99H96ZM100 100V99H99ZM104 100V99H103ZM102 100V101H103ZM107 100H109L110 101V99H108L107 98ZM133 100V99H132ZM132 100H130L131 102H132ZM145 100V101H144ZM182 100V101H181ZM13 101V102H12ZM16 101V100H15ZM26 101H28V100H26ZM68 101V100H67ZM74 101H75V99H74ZM123 101H124V99H123ZM129 101V102H130ZM134 101V100H133ZM141 100H139V102H140ZM150 101H152V100H150ZM180 101H181V103H182V106H180V108H177V107H173L172 106V104L170 105V102L171 103H173V105L174 104H178V106H179V103H180ZM17 102V105H19V103ZM38 102H39V100H38ZM69 102V101H68ZM79 102V101H78ZM94 102V101H93ZM97 102H99V101H97ZM117 102H118V100H117ZM116 101H115V103H117ZM137 102H138V100H137ZM142 102V101H141ZM235 102H237L238 103V105L240 104V108L241 109H237V110H234V106H233V104L235 103ZM262 102V103H261ZM12 103H14L13 104V106L15 107V110H13L14 109V107H12L11 108V104ZM23 103V104H22ZM27 103V102H26ZM42 103V102H41ZM45 103V102H44ZM47 103L49 104V102H46V106H47ZM76 103V102H75ZM74 103V104H75ZM90 103V102H89ZM101 103V102H100ZM114 103V102H113ZM113 104L114 106L112 107V106H110L111 107V109H109V110H107L106 108V111H105V109H103L104 110V112H106V113H104V112H102L101 111V113L103 114H101V116H100V114H99V116L97 117V116H95L96 117V121H97V123H101L102 122V124H103V126H105V125H107L108 124V120H110V117H111V119H112V115L113 114H115L119 109H117V108H119L120 106V104H119V102H118V106L116 105V104ZM124 104H125V102H123ZM136 103V102H135ZM134 103V104H135ZM51 104V105H52ZM55 104V105H54ZM66 103L64 102V104L63 105H65ZM74 104H72V106L74 105ZM77 104V103H76ZM86 104H88V103H86ZM90 104H93V103H90ZM95 104V103H94ZM105 104V103H104ZM128 104V103H127ZM138 104H140V106L142 105V103H138ZM138 104L136 105L137 107H138ZM144 104L142 105L143 107H144ZM147 104V103H146ZM232 104V105H231ZM236 104V103H235ZM35 105V104H34ZM40 105V104H39ZM39 105H37V108H40L41 106H42V104H41V106L40 107H38ZM45 104H43V106H44ZM80 105V104H79ZM96 105H98V104H96ZM101 105V104H100ZM112 105V104H111ZM131 105V104H130ZM31 106V105H30ZM43 106H42V108H43ZM71 106V105H70ZM76 106V105H75ZM86 106V105H85ZM91 106V105H90ZM95 106V105H94ZM122 106V105H121ZM135 106V105H134ZM135 106V107H136ZM140 106H139V108H140ZM141 106V107H142ZM172 106V107H171ZM175 106H177V105H175ZM18 107V108H17ZM25 107H24V110H25ZM34 107H36V106H34ZM51 108V106L49 105V106H47L46 108ZM58 107H56L55 109H57ZM60 107H59V109H60ZM66 107V106H65ZM68 107V106H67ZM82 107V106H81ZM88 107V106H87ZM86 107V108H87ZM92 107V106H91ZM96 107V106H95ZM98 107V106H97ZM107 107V106H106ZM127 107V106H126ZM129 107V106H128ZM131 107V106H130ZM134 107V108H135ZM136 107V108H137ZM143 107H142V109L140 110L139 108H138V110L135 108L134 109V116H138L141 112H143V113H146V112H144V111H146V110H144L143 109ZM235 107H236V105H235ZM49 108V110H53L52 108L50 109ZM83 108V107H82ZM81 108V109H82ZM85 108V107H84ZM83 108V109H84ZM103 108H104V106H103ZM182 108V109H181ZM238 108H239V106H238ZM259 108V109H258ZM13 110V111H11V110ZM27 110H26V112H28V107L26 108ZM30 109H33V107L31 106V108ZM58 109V110H59ZM67 109V108H66ZM72 109H74V108H72ZM82 109V110H83ZM95 109V108H94ZM122 109V108H121ZM124 109V108H123ZM126 109V108H125ZM129 109V108H128ZM130 109H133V107H131ZM154 109V110H153ZM21 111L22 112V110H23V108H22V110L21 109H18V111ZM33 110H35L36 111V109H33ZM33 110H32V112H33ZM40 110H41V108L39 109V112H40ZM44 110V109H43ZM42 110V111H43ZM46 110H48V109H46ZM47 111V113H49L50 111ZM57 110V112L59 113L60 111H58ZM61 110V109H60ZM78 109H76V111H77ZM79 110H80V108H79ZM97 110H98V108H97ZM100 110V109H99ZM136 110H137V113H136ZM140 110V112H138ZM143 110V111H142ZM239 110H241V111H239ZM20 111H19V113H20ZM34 111V112H35ZM41 111V112H42ZM68 111V110H67ZM72 111V110H71ZM71 111H69V114H70V112ZM75 111V112H76ZM83 111H86V110H83ZM91 111H92V109H91ZM124 111V110H123ZM224 111V112H223ZM29 112H31V111H29ZM28 112V113H29ZM39 112H36V113H39ZM52 112V111H51ZM57 112H55V113H57ZM63 112V111H62ZM74 112V113H75ZM88 112V111H87ZM86 112V114H88ZM90 112V111H89ZM95 112V111H94ZM94 112H90L91 114H93ZM97 112V111H96ZM122 112V111H121ZM120 112V114H122ZM126 112V111H125ZM131 112H132V110H131ZM129 113V114H127L128 115V117H129V115L131 114V117L133 116V113ZM16 113H18L17 111H16ZM22 113H24L23 115H26V113L23 111ZM35 113V114H36ZM44 113H46L45 111H44ZM45 114V115H48L49 116V114ZM67 113V112H66ZM77 113V112H76ZM90 113H89V115H90ZM224 113V114H223ZM31 114V113H30ZM62 114V113H61ZM71 114H73V113H71ZM78 114V113H77ZM85 114V113H84ZM85 114V115H86ZM117 114V113H116ZM116 114H115V117H116ZM20 115H21V113H20ZM51 115V114H50ZM54 115V114H53ZM58 115V114H57ZM64 115H65V113H64ZM80 115H82V114H80ZM84 115V116H85ZM98 115V114H97ZM149 115V116H150ZM220 116V118H217V117H214V116ZM222 115V116H221ZM47 116V118H49ZM56 116V115H55ZM58 116H60V115H58ZM67 116H68V113H67ZM76 116V115H75ZM93 116V115H92ZM114 116V115H113ZM133 116V117H134ZM148 116V115H147ZM166 116V117H167ZM178 116V117H177ZM194 116V117H193ZM31 117V119H33L32 118V116H30ZM33 117H35V116H33ZM52 117H54V116H52ZM61 117V116H60ZM69 117H70V115H69ZM81 117V116H80ZM86 117V116H85ZM84 117V118H85ZM117 117H119V115L117 116ZM122 117V116H121ZM121 117H119V118H121ZM124 118H125V115L123 116ZM165 117V118H166ZM22 118V117H21ZM21 118L20 119H16V120H21ZM25 118H26V116H25ZM38 118V117H37ZM36 118V119H37ZM39 118H40V116H39ZM61 118H63V117H61ZM64 118H65V116H64ZM79 118V117H78ZM77 118V119H78ZM83 118V117H82ZM84 118H83V120H84ZM88 118H90V117H88ZM119 118L117 119V121L119 120ZM145 118V117H144ZM150 118V117H149ZM170 118H168V119H170ZM195 118H197V121L195 120ZM198 118H200V119H198ZM206 118V119H205ZM207 118H209V119H213L212 121L211 120H208ZM217 118V119H216ZM259 118V119H258ZM26 119H30L29 117H27ZM75 119H76V117H75ZM87 119V118H86ZM94 120L93 121H95V118H93ZM114 119V118H113ZM116 119V118H115ZM115 119H114V123H115ZM128 119V118H127ZM136 118H134L133 119V121L135 120ZM175 119V120H174ZM16 120L14 121V122H16ZM43 120V119H42ZM52 120H53V123L55 122L56 123V125H57V118L56 119H53L52 118ZM54 120H56V121H54ZM59 120H60V118H59ZM58 120V123L60 122V121H62V120H60L59 121ZM65 120V119H64ZM69 120V119H68ZM71 120V119H70ZM82 120V119H81ZM80 120V121H81ZM87 120H90V119H87ZM92 120V119H91ZM129 120V119H128ZM155 120L156 119H154V123H155ZM172 120V119H171ZM189 120V121H188ZM201 121V122H199L198 123V121ZM208 120V122H206ZM24 121H26V120H24ZM30 121H32V120H30ZM43 121H46V125H47V123L49 122V119H45V120H43ZM48 121V122H47ZM72 121H73V119H72ZM78 121V120H77ZM99 121V122H98ZM127 121V120H126ZM125 121V122H126ZM132 121V120H131ZM132 121V122H133ZM151 121V120H150ZM157 121V120H156ZM170 121V120H169ZM168 121V122H169ZM210 121V122H209ZM35 122V121H34ZM83 122V121H82ZM81 122V123H82ZM84 122H87V121H84ZM83 122V123H84ZM109 122H111V121H109ZM158 122V121H157ZM156 122V123H157ZM218 122V123H217ZM250 122V121H249ZM252 122V121H251ZM255 122H257V121H255ZM254 122V123H255ZM262 122V121H261ZM25 123V122H24ZM27 123H28V121H27ZM31 123H33V121L31 122ZM31 123H29V125L31 124ZM39 123H40V120H39ZM50 123H51V121H50ZM61 123V122H60ZM63 123H66V122H63ZM75 123V122H74ZM90 123H92V122H90ZM112 123V122H111ZM122 123L124 124V122L122 121ZM182 123H190L188 126L186 125V124H183V126H182ZM228 123V124H229ZM258 123V122H257ZM21 123H19V125H20ZM34 124V123H33ZM33 124L32 125H30L29 127L30 128H32V130H33ZM42 124V123H41ZM62 124V123H61ZM61 124H59V125H61ZM79 124V123H78ZM76 125V123H75V125H72V124H68L67 126H66V124H65V126L64 125H62L63 127H59V128H62V132H61V129H60V133H57V134H62V136H67L66 137V139L64 138V140H67V138L68 139H71V135H73V137H76V138H73V140L74 139H76L75 141H77V142H73V140H71L70 142H68V140H67V143H70V147H73V148H81L82 147V151H83V149H84V154L82 153V155H83V157L81 156V153H80V157H82L83 159H79L81 162L84 160V159H90L91 157H93L94 155L95 156H97L96 154H94V149H96V148H94L95 146L96 147H98L99 146V143H103L104 141H106L107 142V139L105 138L107 135L105 134V133H107L108 131H109V133H110V128H112V129H114V127H112L111 125L110 126H108L109 128H107V130H99V129H96L95 128V126L93 127V126H91V125H83V124H81V125ZM87 124V123H86ZM94 124V123H93ZM102 124H98V125H102ZM166 124H167V122H166ZM247 124V125H246ZM11 125H14V124H11ZM19 125L17 126V127H19ZM25 125H28V124H25ZM49 125V124H48ZM52 125V124H51ZM97 125V126H98ZM121 125V124H120ZM206 125V124H205ZM209 125H212V124H209ZM259 125V124H258ZM23 126L24 125H22V127L21 128H23ZM35 126H38V124L37 125H35ZM34 126V127H35ZM42 126V125H41ZM53 126V125H52ZM52 126H50V127H52ZM96 126V127H97ZM190 126H191V128H193V129H191L190 128ZM222 126V125H221ZM228 126H230V125H227L226 127H228ZM255 126H256V124H255ZM255 126H253L254 128H255ZM260 126V125H259ZM259 126H257V127H259ZM13 127V126H12ZM29 127H27V130H28V128ZM50 127H48V128H50ZM99 127V126H98ZM97 127V128H98ZM107 126H105V128H106ZM122 127V126H121ZM120 127V128H121ZM172 128V129H168V128ZM209 127H211V126H209ZM215 127V126H214ZM225 127V128H226ZM252 127V126H251ZM250 127V128H251ZM256 127V128H257ZM263 127H264V125H263ZM7 128H11V126L10 127H7ZM25 128V127H24ZM23 128V129H24ZM29 128V129H30ZM39 128H40V126H39ZM39 128H38V131H39ZM53 128V127H52ZM128 128V127H127ZM202 128H204V127H201V129ZM213 128V127H212ZM231 128H232V126H231ZM235 128V127H234ZM255 128V129H256ZM36 129V128H35ZM47 129V128H46ZM45 129V130H46ZM51 129V128H50ZM109 129V130H108ZM111 129V130H112ZM214 129V128H213ZM222 129V128H221ZM233 129V128H232ZM249 129V128H248ZM247 129V130H248ZM251 129H253V128H251ZM250 129V130H251ZM262 129H264V128H262ZM54 130L55 129H51V131H53L54 132ZM168 130V131H167ZM204 130V129H203ZM247 130H244V131H247ZM261 130V129H260ZM25 132H26V130H24ZM23 131V132H24ZM36 131V130H35ZM43 131V130H42ZM58 131H56V132H58ZM122 131V132H121ZM173 131V132H174ZM196 131H198L197 129H196ZM200 131V130H199ZM213 131V132H212ZM253 131V130H252ZM252 131H249V132H251L252 133ZM257 131H258V129H257ZM263 131V130H262ZM11 132V131H10ZM29 132V131H28ZM31 132V131H30ZM30 132H29V134H30ZM40 132V131H39ZM113 132V133H112ZM169 132V133H168ZM192 134H191V133ZM261 132V131H260ZM259 132V133H260ZM32 133H34V130H33V132ZM41 133H43V132H41ZM46 133H47V131H46ZM45 133V134H46ZM120 133H122V134H120ZM167 135H166V134ZM201 133V132H200ZM234 133V132H233ZM236 133V132H235ZM235 133H234V135H235ZM242 133H244V132H242ZM247 133H248V131L246 132V135H247ZM250 133V134H251ZM256 132H254V134H255ZM258 133V132H257ZM13 134V133H12ZM14 134H17V132L16 133H14ZM51 134V133H50ZM55 134V133H54ZM56 134V135H57ZM238 134V133H237ZM245 134V133H244ZM249 134V135H250ZM253 134V133H252ZM6 135H7V133H6ZM5 135V136H6ZM22 135H23V133H22ZM36 135V134H35ZM49 135V134H48ZM53 135V134H52ZM105 137H104V136ZM165 135V136H164ZM176 135V136H175ZM188 136L187 138H189V140H190V138L192 139V137L191 136ZM196 135V136H195ZM230 135V134H229ZM239 135V134H238ZM241 135V134H240ZM243 135V134H242ZM242 135L240 136V137H242ZM256 135H258V134H256ZM263 135V134H262ZM4 136V137H5ZM18 136H20L21 137V134L20 135H18ZM38 136V135H37ZM41 136V135H40ZM45 136V135H44ZM43 136V137H44ZM54 136V135H53ZM59 136V135H58ZM78 136V137H77ZM109 136V135H108ZM170 136V137H171ZM217 136V135H216ZM233 136V135H232ZM236 136V135H235ZM234 136V137H235ZM244 136V135H243ZM254 135H251V137H253ZM258 136H260V135H258ZM3 137V138H4ZM8 137V136H7ZM25 137V136H24ZM23 137V138H24ZM31 137H32V134H31ZM57 137V136H56ZM84 137V138H83ZM101 137H103V138H105L104 139V141L101 139ZM164 138V139H162L163 141L164 140H166V142L164 141V142H162V140L160 139V138ZM230 137V136H229ZM237 137V136H236ZM239 137V138H240ZM248 137H250V136H247V137H245V139L247 138L248 139ZM17 138V137H16ZM22 138V137H21ZM41 138H42V136H41ZM58 138H61L60 136L58 137ZM226 138V137H225ZM238 138V137H237ZM237 138H235V139H237ZM254 138H257V136L255 137L254 136ZM262 138V137H261ZM261 138H258V139H256V141L254 142V144L257 142V140H259V139H261ZM6 139V138H5ZM14 139V138H13ZM19 139V138H18ZM17 139V140H18ZM49 139V138H48ZM51 139V138H50ZM63 139V138H62ZM61 139V140H62ZM85 139V140H84ZM108 139H113L112 138V136L110 137V138H108ZM176 139H178V140H176ZM182 140H183V137L181 138ZM179 140V141H182V140ZM196 139V140H197ZM220 139V138H219ZM221 139H222V137H221ZM234 139V140H235ZM241 140V142H242V140H243V138H240ZM246 139V140H247ZM264 139V138H263ZM6 140H8V139H6ZM5 140V141H6ZM32 140H33V138H32ZM31 140V141H32ZM35 140V139H34ZM41 140V139H40ZM57 140H60V139H57ZM64 140H62V142H64ZM84 140V141H83ZM102 140V142H100ZM193 140V139H192ZM197 140V141H198ZM250 140H252L251 138H250ZM255 140V139H254ZM0 141H2V139L0 140ZM11 141V140H10ZM22 141V140H21ZM20 141V142H21ZM24 141V140H23ZM27 141H29L28 139H27ZM44 141V140H43ZM42 141V142H43ZM45 141H46V139H45ZM115 141V142H114ZM187 141H188V139H187ZM196 141V142H197ZM230 141V140H229ZM239 141V139H238V141L237 140H235L234 142H233V145H235V143L236 142H239L240 144L238 145V146H240L241 145V142ZM13 142H14V140H13ZM34 142V141H33ZM35 142H36V140H35ZM34 142V143H35ZM39 142V141H38ZM54 141H52V143H53ZM66 142V141H65ZM64 142V143H65ZM74 143V144H71V143ZM108 142H110V141H108ZM195 142V141H194ZM223 142V141H222ZM244 142V141H243ZM247 142V141H246ZM250 142H252V141H250ZM1 143H3V142H1ZM7 143V142H6ZM22 143V142H21ZM25 143H26V141H25ZM28 143V142H27ZM33 143V144H34ZM44 143V142H43ZM47 143V142H46ZM49 143V142H48ZM51 143V144H52ZM179 143V142H178ZM225 143H228V142H225ZM225 143H223V144H225ZM248 143V142H247ZM259 143H262L261 141H259ZM5 144V143H4ZM13 144H15V142L13 143ZM31 144V143H30ZM36 144V143H35ZM55 144V143H54ZM59 144V143H58ZM62 144V143H61ZM107 144V143H106ZM105 144V145H106ZM109 144V143H108ZM263 144V143H262ZM11 146H13L12 144H10ZM21 145V144H20ZM42 145H44V144H42ZM72 145V146H71ZM101 145V144H100ZM111 144H109V146H110ZM114 145H118V146H116V147H114ZM189 145H190V143H189ZM193 145V144H192ZM228 145V144H227ZM231 145V144H230ZM229 145V146H230ZM257 145V144H256ZM4 146V145H3ZM15 146V145H14ZM22 146V145H21ZM35 146V145H34ZM38 146H39V144H38ZM52 146V145H51ZM50 146V147H51ZM62 146V145H61ZM165 146H168V145H165ZM178 146V147H177ZM213 146V145H212ZM211 146V147H212ZM215 146V145H214ZM218 146V145H217ZM242 146H244V145H242ZM247 146V145H246ZM257 146H260V145H257ZM262 146V145H261ZM1 147V146H0ZM25 147V146H24ZM27 147V146H26ZM55 147V146H54ZM63 147V146H62ZM184 147V146H183ZM190 147V146H189ZM210 147V148H211ZM216 147V146H215ZM224 147V146H223ZM235 147V146H234ZM248 147H249V145H248ZM15 148V147H14ZM20 149H21V147H19ZM31 148V147H30ZM33 148V147H32ZM64 148H66L65 146H64ZM94 148V149H93ZM101 148H103V147H101ZM168 148H170L169 150H168ZM186 148V147H185ZM193 148V147H192ZM192 148H190V149H192ZM196 148V147H195ZM254 148V147H253ZM259 148V147H258ZM257 148V149H258ZM11 149H12V147H11ZM16 149V148H15ZM61 149V148H60ZM100 149V148H99ZM179 149H181V148H179ZM189 149V150H190ZM215 149V148H214ZM217 149V148H216ZM241 149V148H240ZM246 149V148H245ZM262 149V148H261ZM263 149H264V146H263ZM4 150V149H3ZM13 150V149H12ZM24 150V149H23ZM34 150V149H33ZM65 150V149H64ZM81 150V149H80ZM107 150H109V148H107ZM159 150V151H158ZM184 150V149H183ZM193 151H194V148L192 149ZM201 150H200V152H201ZM222 150V149H221ZM220 150V151H221ZM237 150V149H236ZM252 150V149H251ZM251 150H250V153H251ZM32 151V150H31ZM37 151V150H36ZM41 151V150H40ZM53 151V150H52ZM56 151V150H55ZM74 151H76V149L74 150ZM77 151H78V149H77ZM81 151V152H82ZM100 151V150H99ZM179 151V150H178ZM177 151V152H178ZM182 151V150H181ZM211 151V150H210ZM239 151V150H238ZM241 151H243V149L241 150ZM254 151V150H253ZM261 151H263V150H260V152ZM5 152V151H4ZM16 152V151H15ZM17 152H18V150H17ZM29 152H30V150H29ZM58 152V151H57ZM60 152V151H59ZM67 152H69V151H64V154H63V152H62V160L64 159V158H66L67 159V156L69 155V154H71V153H69L68 155H67ZM70 152H71V150H70ZM96 152V151H95ZM104 152V151H103ZM103 152H102V154H103ZM189 152V151H188ZM191 152V151H190ZM208 152V151H207ZM206 152V153H207ZM215 152H217V151H215ZM215 152H214V155H216L215 154ZM245 152V151H244ZM256 152V151H255ZM19 153H21V152H19ZM25 153H26V150H25ZM31 153V152H30ZM33 153V152H32ZM36 153V152H35ZM47 153V152H46ZM79 153V152H78ZM99 153V152H98ZM105 153V152H104ZM106 153H108V152H106ZM176 153V152H175ZM185 153V152H184ZM194 153V152H193ZM192 153V154H193ZM196 153H198V152H196ZM208 153H213V151L212 152H208ZM234 153V152H233ZM238 153V152H237ZM253 153V152H252ZM251 153V154H252ZM259 153V152H258ZM257 153V154H258ZM264 153V152H263ZM7 154H10V153H7ZM29 154V153H28ZM37 154V153H36ZM40 154V153H39ZM59 154H61V152L59 153ZM76 154V153H75ZM180 154V153H179ZM203 154H205V153H203ZM218 154V153H217ZM240 154V153H239ZM243 154H245V153H243ZM246 154H247V151H246ZM255 154V153H254ZM260 154V153H259ZM11 155V154H10ZM15 155V154H14ZM18 155V154H17ZM22 155H23V153H22ZM31 155V154H30ZM38 155V154H37ZM43 155V154H42ZM49 155H52L51 153L49 154ZM55 155V154H54ZM56 155H57V153H56ZM104 155H106V154H104ZM108 155V154H107ZM142 155V156H141ZM167 155V154H166ZM172 155V156H173ZM182 155H184L183 153H182ZM181 155V156H182ZM190 155V154H189ZM207 155V154H206ZM210 156H209V158H212L213 157V155L212 154H209ZM212 155V156H211ZM229 155V154H228ZM242 155V154H241ZM241 155H237V157L238 156H241ZM249 155V154H248ZM253 155V154H252ZM19 156V155H18ZM33 156V155H32ZM36 156V155H35ZM39 156V155H38ZM72 156H74L73 154H72ZM101 156V155H100ZM141 156V157H140ZM161 156H162V158H161ZM178 155H176V157H177ZM188 156V155H187ZM196 156V155H195ZM244 156V155H243ZM251 156V155H250ZM4 157V156H3ZM20 157H22L21 155H20ZM24 157V156H23ZM30 157V156H29ZM34 157V156H33ZM43 157H44V155H43ZM60 157V156H59ZM77 157V156H76ZM109 157H110V155H109ZM140 157V158H139ZM149 157H147V158H149ZM167 157V156H166ZM171 157V156H170ZM170 157H167V158H170ZM185 157H186V155H185ZM190 157V156H189ZM197 157H199V155L197 156ZM196 157V158H197ZM205 157V159L207 158L208 159V157H206V156H204ZM203 157V158H204ZM254 157H256V155L254 156ZM259 156H257V158H258ZM260 157L262 158V156L260 155ZM260 157L257 159V161L260 159ZM2 158V157H1ZM6 158H7V156H6ZM10 158V157H9ZM15 158H17V156L15 157ZM28 158V157H27ZM70 158V157H69ZM69 158L65 161V159H64V161L63 162H67V161H69ZM74 158V157H73ZM72 158V159H73ZM165 158V157H164ZM178 158V157H177ZM176 158V159H177ZM202 158V159H203ZM227 158V157H226ZM240 158V157H239ZM246 158V157H245ZM252 158H253V156H252ZM10 159H12V156H11V158ZM26 159V158H25ZM40 159H42V158H40ZM45 159V158H44ZM56 159V158H55ZM98 159H99V157H98ZM97 159V160H98ZM102 159V158H101ZM111 159V158H110ZM172 159V161H173V159H175V157L173 158H171ZM170 159V160H171ZM179 159V158H178ZM183 159V158H182ZM181 159V160H182ZM198 159H200V158H198ZM212 159H215L214 157L212 158ZM212 159H211V161H212ZM229 159V158H228ZM242 159V158H241ZM264 159V156H263V158L261 159V160H259V161H262ZM2 160V159H1ZM6 160V159H5ZM15 160V159H14ZM21 160V159H20ZM19 160V161H20ZM27 160V159H26ZM71 160V159H70ZM91 160V159H90ZM96 160V159H95ZM107 160H109V159H107ZM115 160V159H114ZM146 160V159H145ZM150 160V161H151ZM187 160H190V158H188L187 157ZM192 160V159H191ZM194 160V159H193ZM192 160V161H193ZM230 160V159H229ZM243 160V159H242ZM245 160H247V158L245 159ZM250 161H251V159H249ZM255 160V159H254ZM3 161V160H2ZM2 161H0V163L2 162ZM7 161H9V160H7ZM13 161V160H12ZM17 161V160H16ZM15 161V162H16ZM22 161V160H21ZM28 161V160H27ZM39 161H41V160H39ZM43 161V160H42ZM41 161V162H42ZM53 161V160H52ZM56 161H58V160H56ZM55 161V162H56ZM85 161V160H84ZM88 161V160H87ZM86 161V162H87ZM100 162H101V160H99ZM103 161H106V160H103ZM117 161L116 162H113V163H116L117 164ZM143 161H144V159H143ZM166 161L167 160H165V163H166ZM179 161V160H178ZM185 161V160H184ZM195 162L197 161V160H194ZM199 161V160H198ZM197 161V162H198ZM203 161H205L204 159L202 160V163H203ZM236 161H238V160H236ZM258 161V162H259ZM32 162V161H31ZM49 162V161H48ZM54 161H53V164L50 166L51 167V169H49L52 173H60V172H62V173H65V166L64 167H62L63 165H61L62 163H60V164H56V163H59V162H61V161H59V162H56L55 163ZM69 162H71V161H69ZM72 162H74V161H72ZM149 162V161H148ZM162 162H164V161H162ZM161 162V163H162ZM176 162V161H175ZM181 162H183V160L181 161ZM191 162V161H190ZM200 162H201V160H200ZM230 162V161H229ZM254 162V161H253ZM3 163V162H2ZM10 163V162H9ZM20 163V162H19ZM29 163V162H28ZM34 163V162H33ZM51 163V162H50ZM49 163V164H50ZM55 163V164H54ZM98 163V162H97ZM107 163H109V162H107ZM112 163V162H111ZM112 163V164H113ZM147 163V162H146ZM145 163V164H146ZM152 163H150V164H152ZM201 163V164H202ZM207 163H208V160H207ZM260 163V162H259ZM258 163V164H259ZM262 163H264V160L262 161ZM262 163H260L261 165H262ZM8 164V163H7ZM12 164V163H11ZM10 164V165H11ZM31 164V163H30ZM43 164H45V163H43ZM64 164V163H63ZM75 164H76V162H75ZM84 164V163H83ZM95 164V163H94ZM93 164V165H94ZM155 164V165H156ZM164 164V163H163ZM162 164V165H163ZM168 165H169V163H167ZM170 164H171V161H170ZM189 164V163H188ZM190 164H192V163H190ZM195 164V163H194ZM204 164V163H203ZM205 164H206V161H205ZM243 164H245V163H243ZM252 164H256L255 162L254 163H252ZM251 164V165H252ZM1 165V164H0ZM9 165V164H8ZM7 165V166H8ZM9 165V166H10ZM23 165V164H22ZM42 165V164H41ZM74 164H72V166H73ZM80 165V164H79ZM126 165V167H124ZM161 164H159V166H160ZM161 165V166H162ZM168 165H166L167 166V170H168ZM174 166H176L175 164H173ZM182 165V164H181ZM185 165V164H184ZM248 165H250V164H248ZM250 165V166H251ZM5 166H6V164H5ZM12 166V165H11ZM15 166H16V164H15ZM24 166H25V164H24ZM28 166H30L31 167V165H28ZM27 166V167H28ZM46 166V165H45ZM76 166V165H75ZM97 166H99V164H97ZM117 166H118V168H117ZM150 166H152V165H150ZM166 166H162L163 167V169L164 168H166ZM172 166V165H171ZM192 166V165H191ZM197 166H199V165H197ZM201 166V165H200ZM199 166V167H200ZM253 166V165H252ZM20 167V166H19ZM30 167H28V168H30ZM41 167V166H40ZM44 167V166H43ZM47 167V166H46ZM49 166H48V168H50ZM69 167V166H68ZM79 167V166H78ZM78 167H76V168H78ZM86 167V166H85ZM91 166L89 165V168H90ZM94 167V166H93ZM120 167V168H119ZM156 168L158 167V165H156L155 166ZM155 167H153V169L155 168ZM190 167V166H189ZM196 168V165L195 166H193V168ZM247 167V166H246ZM4 168V167H3ZM7 169H8V167H6ZM12 168V167H11ZM15 168V167H14ZM36 168H38L37 166H36ZM45 168V167H44ZM44 168H42L43 170H44ZM47 168V169H48ZM87 168V167H86ZM127 168V170H128V168H129V173L127 172V170H125ZM143 169V167H140V169ZM145 168V167H144ZM147 168V167H146ZM146 168H145V174L144 175H147L146 173ZM149 168V167H148ZM151 168V167H150ZM161 168V167H160ZM171 168V167H170ZM169 168V169H170ZM175 168H178V167H175ZM180 168V167H179ZM258 168H259V166H258ZM264 168V167H263ZM1 170H2V167L0 168ZM7 169H6V171H7ZM10 169V168H9ZM18 169V168H17ZM16 169V170H17ZM23 169H24V167H23ZM35 169V168H34ZM39 169V168H38ZM70 169V168H69ZM72 169V168H71ZM70 169V170H71ZM83 168L81 167V169L80 170H82ZM185 169H186V167H185ZM191 169V168H190ZM240 169H242V168H240ZM240 169H236V170H240ZM255 169V168H254ZM253 169V170H254ZM11 170V169H10ZM16 170H14V172L16 171ZM22 170V169H21ZM31 169H29V171H30ZM92 170V169H91ZM90 170V171H91ZM95 170V169H94ZM167 170H165V171H167ZM174 170H176V169H174ZM188 170V169H187ZM9 171V170H8ZM13 170H11V172H12ZM28 171V170H27ZM67 172H68V170H66ZM85 171V170H84ZM96 171L97 172H99L98 170H97V168H96ZM140 171V172H139ZM149 171H151V170H149ZM157 171H158V168H157ZM160 171V170H159ZM158 171V172H159ZM164 171V170H163ZM162 170H161V172H163ZM170 171V170H169ZM183 171V170H182ZM185 171V170H184ZM183 171V172H184ZM198 171V170H197ZM241 171V170H240ZM258 171V170H257ZM259 171H262V169H259ZM258 171V172H259ZM2 172V171H1ZM0 172V173H1ZM4 172V171H3ZM10 172V171H9ZM13 172V173H14ZM18 172H20V171H18ZM23 172V171H22ZM25 172H26V170H25ZM47 172H49V171H46L45 170V173H47ZM89 172V171H88ZM92 172V171H91ZM90 172V173H91ZM95 172V171H94ZM152 172V171H151ZM150 172V173H151ZM155 172V171H154ZM154 172H152V173H154ZM175 172V171H174ZM173 172V170H172V173H174ZM178 172V171H177ZM176 172V173H177ZM187 172V171H186ZM196 172V171H195ZM246 172V171H245ZM256 172V171H255ZM6 173V172H5ZM4 173V174H5ZM16 173V172H15ZM21 173V172H20ZM27 173V172H26ZM39 173V172H38ZM50 173V172H49ZM73 173V172H72ZM83 173V172H82ZM96 173V172H95ZM94 173V174H95ZM132 173H133V171H132ZM157 173V172H156ZM167 173H168V171H167ZM175 173V174H176ZM191 173H193V172H191ZM231 173H233V172H231ZM235 173H238V172H235ZM234 173V174H235ZM243 173H244V171H243ZM242 173V174H243ZM249 172H247V174H248ZM252 173V172H251ZM254 173V172H253ZM257 173V172H256ZM261 173V172H260ZM3 174V173H2ZM4 174H3V176H4ZM17 174V173H16ZM40 174H41V171H40ZM42 174H44V173H42ZM66 174V173H65ZM76 174H77V172H76ZM76 174H74V175H76ZM93 174V173H92ZM92 174H89V175H91L92 176ZM97 174V173H96ZM99 174V173H98ZM137 174H131V176H132V178L135 176V178L136 177H138L137 176ZM142 174V173H141ZM169 174V173H168ZM167 174V175H168ZM171 174V173H170ZM186 174V173H185ZM188 174H189V172H188ZM200 174H201V172H200ZM262 174V173H261ZM1 175V174H0ZM22 175H24V172L22 173ZM27 175V174H26ZM32 175V174H31ZM30 175V176H31ZM35 175V174H34ZM48 175V174H47ZM51 175V174H50ZM73 175V174H72ZM71 175V176H72ZM74 175H73V177H74ZM101 175V174H100ZM134 175V176H133ZM150 175V174H149ZM157 175V174H156ZM160 175H162V173L160 174ZM164 176H165V174H163ZM178 175H179V173H178ZM183 175V174H182ZM190 175V174H189ZM5 176H6V174H5ZM11 176V175H10ZM14 176V174L12 175V177ZM19 176H21V174L19 175ZM19 176H17V177H19ZM33 176V175H32ZM37 176V175H36ZM36 176H35V178H36ZM59 176V175H58ZM57 176V177H58ZM65 176H67V175H65ZM69 176H70V174H69ZM68 176V177H69ZM85 176H88V175H84L83 177L85 178ZM94 176H96V175H94ZM130 176V177H131ZM142 176V175H141ZM141 176H139V177H141ZM152 176V175H151ZM172 176H174L173 174L171 175V177ZM237 176H238V174H237ZM236 176V177H237ZM263 176V175H262ZM1 177V176H0ZM8 177H9V175H8ZM15 177H16V175H15ZM14 177V178H15ZM39 177V176H38ZM40 177H41V175H40ZM46 177V176H45ZM80 177H82V176H80ZM80 177H78V175H76V178H79V179H74V180H72V181H70L71 179H69L68 180V182H70V183H72V182H75L76 184L74 185L73 183H72V185L70 184V187L72 186H75V189L74 188H72V189H69V190H64V188H62L61 190H59V191H56V193L58 194L57 196L55 195V199L52 197V199H54V200H56V198L58 199V204H61V203H63V202H65L64 200H70L71 201V197L72 198H74L75 196H76V193H78L79 191V193L78 194H81V195H83V197H87L86 199H88L90 196H89V194L90 193H92L93 192V188L94 187H92V190L90 189V187L92 186V185H87V183L89 182V181H87L86 183H85V181L87 180V177L85 178L86 180L84 181V178H82V180H80ZM145 177V176H144ZM150 177V176H149ZM191 177V176H190ZM224 177V176H223ZM235 177V176H234ZM239 177V176H238ZM237 177V179H239ZM3 178V177H2ZM21 178V177H20ZM29 178V177H28ZM32 178H34V176L32 177ZM47 178V177H46ZM55 178V177H54ZM141 178H143V177H141ZM147 178V177H146ZM153 178V177H152ZM162 178L163 177H161V180H162ZM227 178V177H226ZM232 178H233V176H232ZM8 179V178H7ZM16 179V178H15ZM37 179V178H36ZM41 179V178H40ZM44 179V178H43ZM49 179H51V177L49 178ZM57 179V178H56ZM60 179V178H59ZM109 179H111V178H109ZM158 179H159V176H158ZM158 179H155V180H157L158 181ZM219 179V178H218ZM235 179V178H234ZM2 180V179H1ZM9 180V179H8ZM11 180V179H10ZM14 180V179H13ZM19 180V179H18ZM29 180V179H28ZM34 180V179H33ZM51 180H53V177H52V179ZM88 180H90V179H88ZM126 180V181H125ZM128 180H130V179H128ZM133 180V179H132ZM147 180V179H146ZM152 180V179H151ZM154 179H153V181H155ZM166 180H168V179H166ZM206 180V179H205ZM240 180V179H239ZM4 181H6V180H4ZM4 181H2L3 182V184H4ZM12 181V180H11ZM10 181V182H11ZM15 181H17V180H15ZM20 181V180H19ZM36 181V180H35ZM58 181V180H57ZM62 181V180H61ZM67 181V180H66ZM83 181V182H82ZM117 181V180H116ZM131 181V180H130ZM129 181V182H130ZM210 181V180H209ZM225 181V180H224ZM223 181V182H224ZM243 181V180H242ZM8 182V181H7ZM24 182V181H23ZM49 182V181H48ZM56 182V181H55ZM59 182V181H58ZM63 182V181H62ZM91 182V181H90ZM89 182V183H90ZM140 182V181H139ZM192 182V181H191ZM201 182V181H200ZM223 182H222V184H223ZM226 182V181H225ZM231 182V181H230ZM229 182V183H230ZM6 183V182H5ZM13 183V182H12ZM12 183H11V185H12ZM38 183V182H37ZM60 183V182H59ZM81 183H84L83 185L81 184ZM98 183H100V184H98ZM105 183V184H104ZM119 183V182H118ZM128 183V182H127ZM127 183H125L124 185H125V187H124V185H123V190H125V193H126V191H128L127 193H129L130 192V195H132L133 194V190L131 191V189H133L131 186H132V182H130L131 183V185H130V183L129 184H127ZM137 183V182H136ZM141 183V182H140ZM150 183V182H149ZM166 183H168V182H166ZM169 183H172V182H169ZM181 183V182H180ZM185 183V182H184ZM202 183V182H201ZM208 183V182H207ZM207 183H205V184H207ZM215 183V182H214ZM210 184L209 185V193H207L206 194V196L205 195H202V194H204V193H202L201 195H202V197H204V199H200V200H204V202H203V204H202V201H201V205H202V207H200L201 209H202V211H200L201 212V214H206V210H204L205 208L204 207H206V205L205 204H207L208 205V207L209 206H211L212 204H216V201H218V200H221V194H225V193H227V191L229 192V184L228 185H226L225 187H224V185L222 186V188L224 187V189H223V191H218V189L220 190V187H221V183L220 184H217V183H215V184ZM228 183V182H227ZM14 184V183H13ZM18 184V183H17ZM30 184V183H29ZM28 184V185H29ZM41 184V183H40ZM44 184V183H43ZM48 184V183H47ZM54 184V183H53ZM81 184V185H80ZM96 184H98L97 186L99 187H97L96 186ZM102 184V185H101ZM117 184V183H116ZM115 184V185H116ZM121 184V183H120ZM127 184V185H126ZM152 184H153V182H152ZM161 184H163V183H161ZM188 184V183H187ZM6 185V184H5ZM23 185V184H22ZM52 185V184H51ZM63 185H65L64 183H63ZM84 185H87L88 186V188H89V191H87V189L88 188H86V186H84ZM142 185V184H141ZM154 185H155V183H154ZM164 185H166L165 183H164ZM202 185V184H201ZM2 186V185H1ZM4 186V185H3ZM6 186H10L9 184L8 185H6ZM15 186H16V184H15ZM31 186V185H30ZM37 186V185H36ZM69 186V184L68 185H66V187H68ZM85 187V190H86V192H85V190H84V187ZM122 185H120L119 186V189H120V191H121V187ZM144 186H145V184H144ZM143 186V187H144ZM148 186V185H147ZM208 186V185H207ZM235 186V185H234ZM237 186V185H236ZM7 187V188H8ZM17 187H19L18 185H17ZM34 187V186H33ZM52 187V186H51ZM82 187H83V190H82ZM117 187V186H116ZM136 187V186H135ZM142 187V186H141ZM142 187V188H143ZM148 187H150V186H148ZM156 187H158V186H156ZM189 187H190V185H189ZM231 187H233V186H231ZM246 187V186H245ZM1 188V187H0ZM3 188V187H2ZM12 188H14V187H12ZM11 188V189H12ZM22 188H25V187H22ZM29 188V187H28ZM69 188V187H68ZM67 188V189H68ZM113 188V187H112ZM140 188V187H139ZM138 188V189H139ZM146 188V187H145ZM154 188V187H153ZM159 188H160V186H159ZM162 188V187H161ZM171 188V187H170ZM181 188V187H180ZM180 188H178V189H180ZM194 188V187H193ZM199 188V187H198ZM239 188V187H238ZM6 189V188H5ZM5 189H3V190H5ZM9 189V188H8ZM10 189V190H11ZM46 189V188H45ZM51 189V188H50ZM66 189V188H65ZM95 189V188H94ZM95 189V190H96ZM111 189V188H110ZM115 189V188H114ZM117 189H118V187H117ZM137 189V188H136ZM144 189V188H143ZM143 189H142V191H143ZM149 189V188H148ZM155 189V188H154ZM177 189V190H178ZM188 189V188H187ZM1 190V189H0ZM9 190V191H10ZM23 190V189H22ZM38 190V189H37ZM58 190V189H57ZM94 190V191H95ZM141 190V189H140ZM139 190V191H140ZM150 190V189H149ZM164 190V189H163ZM181 190V189H180ZM192 190V189H191ZM207 190V189H206ZM216 190V191H215ZM230 190H232V188L230 189ZM240 190V189H239ZM14 191V190H13ZM16 191H17V189H16ZM19 191V190H18ZM27 191V190H26ZM42 191H44V190H42ZM47 191H49V190H47ZM52 190H50V192H51ZM82 191V192H81ZM90 191H92V192H90ZM105 191H107V190H105ZM111 191V190H110ZM109 191V192H110ZM114 191H116V190H114ZM114 191H112V192H114ZM120 191H118V193H119V195L122 193H120ZM175 191V190H174ZM3 192V191H2ZM6 192V191H5ZM8 192V191H7ZM28 192V191H27ZM34 192H36L35 190H34ZM49 192V193H50ZM53 192V191H52ZM51 192V193H52ZM74 192V193H73ZM87 192L89 193V194H87ZM148 192H152V191H148ZM147 192V193H148ZM205 193H206V191H204ZM234 192V191H233ZM30 193V192H29ZM45 192H43V194H44ZM55 193V192H54ZM100 194H101V191L99 192ZM99 193H98V195L97 196H101V195H99ZM103 193V192H102ZM117 193V192H116ZM123 193H124V191H123ZM124 193V194H125ZM132 193V194H131ZM161 193V192H160ZM170 193V192H169ZM0 194H2V193H0ZM9 194V193H8ZM11 194V193H10ZM12 194H13V196H14V194L16 195V193L14 192H12ZM20 194H22L21 192H20ZM28 194V193H27ZM26 194V195H27ZM53 194V193H52ZM51 194V195H52ZM78 194H77V196H78ZM86 194V195H85ZM93 194V193H92ZM95 194H96V191H95ZM211 194V195H210ZM37 196H38V194H36ZM81 195H79L78 197H80ZM88 195V196H87ZM94 195V194H93ZM93 195H91V196H93ZM103 195H105V193L104 194H102V196ZM110 196L112 195V194H109ZM117 195V194H116ZM116 195H115V197H116ZM123 195V194H122ZM199 195V194H198ZM200 195V196H201ZM1 196V195H0ZM2 196H4V195H2ZM6 196H7V194H6ZM18 196V195H17ZM22 196H24V195H22ZM29 196H30V194H29ZM28 196V197H29ZM36 196V197H37ZM45 196V195H44ZM54 196V195H53ZM58 196L61 198V197H63L64 199H61L63 202H60L59 203V201H60V198H58ZM95 197H96V195H94ZM90 197V199L89 200H91L92 198V200L94 201V199H95V197ZM101 196V197H102ZM106 196H107V194H106ZM112 196H114V193H113V195ZM111 196V197H112ZM118 196V195H117ZM126 196V195H125ZM143 196H144V194H141V192H135L134 193V196H133V207H134V211L138 214V216H139V218H142L145 214H148V213H150L149 212V210L147 209V205H148V203L146 202V201H144V199H143ZM209 196V197H208ZM8 198H9V196H7ZM6 197V198H7ZM11 197V196H10ZM20 197V196H19ZM18 197V198H19ZM40 197V196H39ZM82 197V198H83ZM110 197V198H111ZM114 197V198H115ZM122 197V196H121ZM123 197H124V195H123ZM149 197L150 196H148V199H149ZM156 197V196H155ZM5 198V197H4ZM15 198V197H14ZM22 198V197H21ZM27 198V197H26ZM43 198V197H42ZM51 198V197H50ZM85 198H83V201L82 202H80L81 203V205L83 204V203H85V204H88V203H86V199ZM105 198V197H104ZM107 198V197H106ZM109 198V199H110ZM113 198V197H112ZM113 198V199H114ZM128 198V197H127ZM126 198V199H127ZM131 198V197H130ZM153 198V197H152ZM193 198V197H192ZM195 198V197H194ZM1 199V201H2V198H0ZM75 199V198H74ZM78 199V198H77ZM76 199V200H77ZM85 199V200H84ZM99 199H103V198H99ZM108 199V200H109ZM206 199V200H205ZM8 200H10V199H7V201ZM17 200V199H16ZM26 201H27V199H25ZM24 200V201H25ZM30 200H32V198L30 199ZM30 200L28 199V203H29V206H30ZM38 200V199H37ZM43 201H44V199H42ZM46 200V199H45ZM51 200V199H50ZM79 201H80V199H78ZM77 200V201H78ZM82 200V199H81ZM88 200V201H89ZM92 200L89 202V205H90V203L92 202ZM106 200V199H105ZM112 200V199H111ZM116 200V199H115ZM118 200V199H117ZM132 200V199H131ZM152 200V199H151ZM3 201H5L4 199H3ZM6 201V202H7ZM11 201L12 200H10V202H7V204L8 203H11ZM13 201H14V199H13ZM36 201V200H35ZM43 201H42V203H43ZM77 201H75L76 203V205H78V203H79V201L77 202ZM97 201H99V200H97ZM101 201V200H100ZM124 201V200H123ZM45 202V201H44ZM67 203H70L69 201H66ZM104 202V201H103ZM102 202V203H103ZM149 202V201H148ZM225 202V201H224ZM1 203V202H0ZM5 202H3V204H4ZM26 203V202H25ZM35 203V202H34ZM34 203H32L31 205L32 206H34ZM38 203V202H37ZM46 203V202H45ZM49 203V202H48ZM99 203V202H98ZM109 203V202H108ZM150 203V202H149ZM162 203V202H161ZM2 204V203H1ZM6 204V205H7ZM12 204H14V203H12ZM17 204V203H16ZM18 204H21L20 202L18 203ZM17 204V205H18ZM22 204H24L23 202H22ZM36 204V203H35ZM71 204V203H70ZM74 203H73V209H74V205H75ZM85 204H83L82 206H80L81 208L82 207H85L86 205ZM94 204V203H93ZM97 204V203H96ZM99 204H101V203H99ZM104 204V203H103ZM102 204V205H103ZM112 204V203H111ZM126 204V203H125ZM26 205V204H25ZM38 205V204H37ZM44 205V204H43ZM49 205V204H48ZM62 205V204H61ZM60 205V206H61ZM85 205V206H84ZM115 205V204H114ZM8 208L6 209V211H4L3 209L2 210H0V212L2 211L3 213H0V246H3L2 248L0 247V257H2L3 259L1 260V262L3 263V264H16V259H15V257L17 256V255H15V253H14V248H16L17 249V247H15V246H17V244H18V236L16 237V239H14L15 238V232H16V230L14 231V233H12V231H9V226L11 225H9V220H10V218H11V216H14V215H12V210L10 209V207H11V205L10 204H8ZM23 206V205H22ZM40 206V205H39ZM44 206H47V205H44ZM79 206H78V208H79ZM99 206V205H98ZM126 206V205H125ZM0 207H2V206H0ZM13 207V206H12ZM41 207H42V204H41ZM51 207V206H50ZM59 207V206H58ZM77 206H75V208H76ZM92 207H94V206H92ZM3 208V207H2ZM14 208V207H13ZM12 208V209H13ZM16 208V207H15ZM22 208V207H21ZM23 208H24V206H23ZM27 208V207H26ZM57 208V207H56ZM60 208H62V207H60ZM80 208V209H81ZM87 208V206L85 207V209ZM95 208H96V206H95ZM154 208V207H153ZM166 208V207H165ZM33 209V208H32ZM37 209V208H36ZM40 209V208H39ZM77 209V208H76ZM89 209V208H88ZM97 209V208H96ZM99 209H100V206H99ZM264 209V208H263ZM16 210V209H15ZM15 210H13V211H15ZM19 210V209H18ZM17 210V211H18ZM29 210V209H28ZM42 210V209H41ZM47 210L48 209H46V213H47ZM65 210H66V208H65ZM65 210H64V212H65ZM72 210V209H71ZM83 210V209H82ZM112 210V209H111ZM157 210V209H156ZM32 211V210H31ZM34 211V210H33ZM44 211V210H43ZM60 211H62L61 209L58 211L59 213H60ZM70 211V210H69ZM74 211V210H73ZM77 211V210H76ZM88 212H89V210H87ZM92 211H93V209H92ZM95 211V210H94ZM93 211V212H94ZM126 211V210H125ZM133 211V212H134ZM155 211V210H154ZM16 212V211H15ZM20 212H21V210H20ZM19 212V213H20ZM30 212V211H29ZM45 212V211H44ZM63 212V213H64ZM70 212H72V211H70ZM75 212V211H74ZM73 212V213H74ZM78 212H81V211H78ZM152 212V211H151ZM165 212V211H164ZM41 213V212H40ZM52 213V212H51ZM55 213H57V212H55ZM62 213V212H61ZM60 213V214H61ZM62 213V214H63ZM72 213V214H73ZM77 213V212H76ZM87 213V212H86ZM92 213V212H91ZM96 213V212H95ZM111 213V212H110ZM153 213H155V212H153ZM218 213V212H217ZM14 214V213H13ZM22 214V213H21ZM25 214V213H24ZM35 214V213H34ZM42 214V213H41ZM69 214V213H68ZM71 213L68 215V216H72V217H74V216H76V215H72ZM93 214V213H92ZM198 214H199V212H198ZM18 215V214H17ZM27 215H29V213L27 212ZM57 214H55V216H56ZM59 215V214H58ZM80 215V214H79ZM82 215H83V211H82ZM85 215V214H84ZM84 215H83V218H84ZM106 215V214H105ZM149 215V214H148ZM148 215H146L147 217H148ZM19 216V215H18ZM26 216V215H25ZM35 216V215H34ZM229 216V215H228ZM45 217V216H44ZM54 217V216H53ZM59 217H61V219H62V216H60L59 215ZM92 217V216H91ZM90 217V218H91ZM122 217V216H121ZM199 217H201V216H199ZM198 217V218H199ZM14 218V217H13ZM15 218H17V216H15ZM29 218V217H28ZM33 218V217H32ZM41 217H39V219H40ZM66 218H67V216H66ZM75 218V217H74ZM89 218V219H90ZM93 218V217H92ZM92 218H91V220H92ZM230 218V217H229ZM19 219V218H18ZM30 219V218H29ZM36 218H34V220H35ZM46 219V218H45ZM60 218H58V219H56V220H59ZM60 219V220H61ZM64 219V218H63ZM62 219V220H63ZM68 219H70L69 217L67 218V220ZM72 219V218H71ZM70 219V220H71ZM77 219V218H76ZM124 219V218H123ZM155 219V218H154ZM64 220H66V219H64ZM75 220V219H74ZM79 220V219H78ZM82 220V219H81ZM86 220V219H85ZM204 220V219H203ZM72 221V220H71ZM77 221V220H76ZM89 221V220H88ZM139 221V220H138ZM230 221V220H229ZM232 221V220H231ZM235 221H237V220H235ZM14 222V221H13ZM12 222V223H13ZM37 222V221H36ZM49 222H51V220L49 221ZM62 222V221H61ZM61 222H59L60 223V226H62L61 224ZM65 222H67V221H65ZM65 222L63 221V224H65ZM110 222V221H109ZM196 222V221H195ZM239 221H237V223H238ZM18 223V222H17ZM29 223V222H28ZM68 223V222H67ZM70 223V222H69ZM74 223H76L75 221H74ZM103 223V222H102ZM194 223V222H193ZM232 223V222H231ZM240 223H241V221H240ZM16 224V223H15ZM19 224V223H18ZM36 224V223H35ZM47 224V223H46ZM45 224V225H46ZM78 224V223H77ZM76 224V225H77ZM127 224V223H126ZM125 224V225H126ZM141 224V223H140ZM190 224H191V222H190ZM229 224H230V222H229ZM9 225V226H8ZM20 225V224H19ZM22 225V224H21ZM30 225H31V223H30ZM29 225V226H30ZM39 225H40V223H39ZM59 225V224H58ZM79 225V224H78ZM101 225V224H100ZM122 225H124V224H122ZM128 225L129 226H131L130 225V223H128ZM139 225V224H138ZM235 225L237 226L238 224H236L235 223ZM245 225V224H244ZM13 226V225H12ZM12 226H10V228L12 227ZM32 226V225H31ZM36 226V225H35ZM48 226V225H47ZM54 226V225H53ZM65 226H66V224H65ZM75 226V225H74ZM129 226H127V228H129ZM163 226V225H162ZM174 226V225H173ZM230 226H232V225H230ZM234 226V225H233ZM236 226H234L235 228H236ZM239 227L241 226L240 224L238 225ZM242 226H243V223H242ZM248 226V225H247ZM14 227H15V225H14ZM27 227H28V225H27ZM33 227V226H32ZM43 227V226H42ZM51 227V226H50ZM56 227V226H55ZM62 227H64V226H62ZM71 227H72V225H71ZM121 227V226H120ZM123 227H126V226H123ZM138 227V226H137ZM175 227H176V225L173 227L174 229H175ZM178 227V226H177ZM176 227V228H177ZM243 227H246V226H243ZM249 228H252V227H250V226H248ZM13 228V227H12ZM17 228H19V227H17ZM37 227H35V229L34 230H31L32 228H30V230L31 231H29L28 230V232L27 233H25V231H24V233H25V236L24 235H22V236H24V237H22L23 238V241H26V239L28 240V239H36V238H40L41 239V237H43L44 236V234L43 233H45L46 234V232L44 231L43 232V230H37L36 229ZM59 229L57 230V228H56V230H57V232H60L59 230H60V228L61 227H58ZM81 228V227H80ZM116 228V227H115ZM133 228V227H132ZM136 228V227H135ZM134 228V229H135ZM235 228H233L234 230H236ZM25 229V228H24ZM29 229V228H28ZM54 228H51L50 229V234H51V231L53 230ZM62 229V228H61ZM69 230H70V228H68ZM131 229V228H130ZM172 229V228H171ZM239 229H241V228H239ZM246 229V228H245ZM253 229V228H252ZM11 230V229H10ZM14 230V229H13ZM20 230V229H19ZM23 230V229H22ZM48 230H49V228H48ZM55 230V229H54ZM65 230V229H64ZM73 230V229H72ZM132 230V229H131ZM226 232L229 230H227V229H224ZM234 230H233V232H234ZM66 231H68V230H66ZM128 231H129V229H128ZM231 231H232V229H231ZM237 231H240V230H236L235 232H237ZM248 231V230H247ZM251 231H253L254 232V229L253 230H251ZM18 232V231H17ZM62 232V231H61ZM69 232V231H68ZM126 232V231H125ZM225 232V233H226ZM232 232V233H233ZM242 232H244V230H241V233ZM63 233H64V231H63ZM67 233V232H66ZM72 233V232H71ZM75 233H77V232H75ZM85 233V232H84ZM128 233V232H127ZM231 233V232H230ZM231 233V234H232ZM241 233H239V234H241ZM245 233V232H244ZM15 236H14V235ZM21 234H23V231H22V233ZM20 234V235H21ZM42 234H43V236H42ZM54 234V233H53ZM57 233L55 232V235H56ZM62 234V233H61ZM65 234V233H64ZM68 234V233H67ZM247 234V233H246ZM249 236H251V232H249ZM253 234H255V233H253ZM72 235V234H71ZM103 235V234H102ZM127 235V234H126ZM129 235V234H128ZM130 235H131V233H130ZM228 235H229V233H228ZM14 236V237H13ZM48 236V235H47ZM46 236V237H47ZM52 236V235H51ZM56 236H58V235H56ZM121 236H123V235H121ZM233 236H235L234 234H232V236L231 237H233ZM239 235L237 234V236H236V238L238 237ZM242 236H243V234H242ZM256 236V234L254 235V237ZM258 236V235H257ZM60 237V236H59ZM62 237H63V235H62ZM61 237V238H62ZM72 237H73V235H72ZM125 237V236H124ZM131 237V236H130ZM248 237V236H247ZM246 237V238H247ZM254 237H252L251 236V238L253 239ZM259 237V236H258ZM38 238V239H39ZM108 238V237H107ZM123 238V237H122ZM150 238V237H149ZM250 238V237H249ZM248 238V239H249ZM127 239V238H126ZM126 239H125V241H126ZM247 239V240H248ZM252 239H251V241H252ZM32 240V241H33ZM128 240V239H127ZM144 240V239H143ZM221 240V239H220ZM219 240V241H220ZM236 240V239H235ZM246 240V241H247ZM254 240V239H253ZM256 240V239H255ZM258 240V239H257ZM29 242H30V240H28ZM27 241V242H28ZM37 241V240H36ZM51 241V240H50ZM105 241V240H104ZM109 241V240H108ZM21 242V241H20ZM41 242H43V241H41ZM40 242V243H41ZM54 242V241H53ZM56 242V241H55ZM123 242V241H122ZM121 242V243H122ZM243 242V241H242ZM248 242L250 243V241L248 240ZM257 242V241H256ZM259 242V241H258ZM22 243V242H21ZM39 243V242H38ZM57 243V242H56ZM67 243V242H66ZM90 243V242H89ZM91 243H93V242H91ZM90 243V244H91ZM120 243V242H119ZM124 243V242H123ZM252 243V242H251ZM250 243V244H251ZM51 244V243H50ZM60 244V243H59ZM155 244H156V242H155ZM231 244V243H230ZM235 244H237V243H235ZM246 245V247H245V245ZM244 244H243V247L244 248H247L248 249V243L246 244V242L244 241ZM253 244V243H252ZM251 244V245H252ZM259 244V243H258ZM262 244H264V243H262ZM22 245V244H21ZM24 245H26V243L24 244ZM261 245V244H260ZM28 246H29V244H28ZM32 246V245H31ZM38 246V245H37ZM36 246V247H37ZM49 246V245H48ZM82 246H83V244H82ZM89 246V245H88ZM86 247V249H84V250H82V248L80 247V252L76 255V257H75V259L73 258V259H67L66 261L64 260V262L62 261V262H58L57 264H95L94 262V260L92 259L93 258V248L91 249V247ZM120 246V245H119ZM126 246V245H125ZM145 246V245H144ZM231 246V245H230ZM229 245H228V247H230ZM241 246V245H240ZM258 246V245H257ZM19 247H20V245H19ZM35 247V246H34ZM70 247V246H69ZM108 247V246H107ZM234 247V246H233ZM239 247V246H238ZM254 247H256V246H254ZM21 248V247H20ZM25 248V247H24ZM32 248V247H31ZM85 248V247H84ZM95 248V247H94ZM109 248V247H108ZM121 248H123V247H121ZM250 248V247H249ZM257 248H261V247H257ZM28 249H29V247H28ZM57 249V248H56ZM96 249V248H95ZM134 249V248H133ZM228 249V248H227ZM230 249V248H229ZM234 249V248H233ZM239 249H240V247H239ZM238 249V252H239V254L240 255H238L237 253V256H236V258L239 260V261H241L242 263H244V264H264V251H261L262 249H260V250H254L253 251V247L251 246V249L252 250H249L248 249V251H247V249L246 250H242L241 249V252L243 251V253L246 251V252H248V254H246L247 256H244L245 255V253L243 254V253H241L240 252V250ZM255 249V248H254ZM18 250H19V248H18ZM26 250V249H25ZM33 250V249H32ZM36 250V249H35ZM34 250V251H35ZM71 250H74L73 248L71 249ZM82 250V251H81ZM264 250V249H263ZM33 251V252H34ZM65 251V250H64ZM119 251V250H118ZM230 251V250H229ZM44 252V251H43ZM78 252V251H77ZM133 252V251H132ZM231 252H233V251H231ZM236 252H237V250H236ZM17 254H18V252H16ZM67 253V252H66ZM73 253V252H72ZM118 253V252H117ZM235 252H233V254L231 255V257H234L235 256V254H234ZM23 254H24V252H23ZM27 254L29 255V253L27 252ZM26 254V257H28V255ZM33 255H34V253H32ZM108 254V253H107ZM126 254V253H125ZM241 254H243V255H241ZM42 255V254H41ZM74 255H75V253H74ZM117 255V254H116ZM228 255H230V254H228ZM21 256V255H20ZM54 256V255H53ZM108 256V255H107ZM24 257V256H23ZM34 257V256H33ZM32 257V258H33ZM73 257V256H72ZM98 257V256H97ZM134 257V256H133ZM231 257H229V259L231 258ZM4 258H5V260H4ZM17 258V257H16ZM25 258V257H24ZM24 258H22L21 260H23ZM45 258V257H44ZM63 258V257H62ZM68 258H69V256H68ZM15 259V260H14ZM27 259V258H26ZM25 259V260H26ZM36 259V258H35ZM55 259V258H54ZM95 259V258H94ZM234 259V258H233ZM236 259V261H238ZM30 260H31V258H30ZM97 260H99V259H97ZM232 260V259H231ZM235 260V259H234ZM27 261V260H26ZM0 262V263H1ZM5 262V263H4ZM15 262V263H14ZM25 262V261H24ZM97 262V261H96ZM99 262V261H98ZM101 262V261H100ZM240 262V263H241ZM1 263V264H2ZM53 263V262H52ZM239 263V262H238ZM21 264V263H20ZM55 264H56V262H55ZM114 264V263H113Z\"/></svg>",
    "mask_w": 264,
    "mask_h": 264
}]
</instances>
